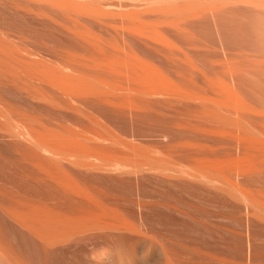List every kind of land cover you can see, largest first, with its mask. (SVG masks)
I'll return each instance as SVG.
<instances>
[{
  "label": "rangeland",
  "instance_id": "obj_1",
  "mask_svg": "<svg viewBox=\"0 0 264 264\" xmlns=\"http://www.w3.org/2000/svg\"><path fill=\"white\" fill-rule=\"evenodd\" d=\"M0 1H1V0H0ZM4 1H5V3H4ZM11 1H12V0H11ZM11 1H9V2H11ZM13 1H14L13 4H14V5L16 4V5H17V8H16V7H13V8H12V7H11L12 4L9 3V2H7L6 0H3V1L0 2V3L2 4V5L0 4V30H1V29L3 30V28H4V32L1 30V31L3 32V34H4V33L6 34V31H8V30H9L10 32H11V30H13V31L11 32V34H10L9 32L7 33L6 38L9 37L8 34H10L11 36H13V33H14V32H15V33L18 32L17 34L14 33V34L17 35V36H15V35H14L13 37L10 36L11 38H10V37H9V38L11 39V41L9 40V41H10V43H9L8 40L5 38V35L3 36L1 31H0V33H1L2 37H4V39L7 40V42L5 41V42H6V45H7L8 43H9V45H11V43L13 42V45H11V46H15V45H14V42H16L15 40H17V43H18V44L21 43V44H19V45H21V48H23V47H22L23 45H25L26 47H28V49H25V50H27V52H30V54H31V50H33L34 48L37 49V50H36V51H35V49L33 50V51H34V52H33L34 55H32V54H33V53H32L31 56H30V54H29V56H27V55H26L27 53H26L23 49H21L19 45H17V46L19 47V50H17V53H16V50L14 49V47H13L11 50H9L11 47L9 46V48H7L8 45L6 46V45L3 43V44H4V48H7V50L5 49V50H6L5 52H8V53H7V54L4 53V48H3V47H0V52H1V53H0V57L2 56V54H4V55H3V58H5L6 56H8V58L10 59V58H11V57H10V56H11L10 54L13 53L12 56H15V59L18 58L17 60H19V62H18L17 60H15L14 57L11 58V60L8 59V61H7V59H3V58L1 59V58H0L1 62L3 61L2 63H0V69H1V70H2L3 68H5L6 65H7L8 67L11 65L10 67H12L13 69H15V71H17L16 68H18V67H16V66H18V63H20L21 60H25L24 62L22 61L23 64L20 63L21 65H19L20 67H22V66L24 65V63L26 62V58H28V59H27L28 61H29V58H31V59H30L31 62H29V63H31V65L28 63V61L26 62V64H28V66H29V65L32 66V61L34 60L33 63H35L36 61L39 62L40 59H39V61H38L37 59L40 58V57L42 58L43 55H47V56L50 55V56H48V57H47V56H44V59H45V57H47L46 59H49V57H50V58H51V61H52V64L54 63V61H59V62H55V63H56V67H57V65H58L57 63L60 64V61H61V60H62L63 63H64V61H65L64 59H65V58L67 57V55H68V54H66V53H68V50H69V51L71 50L70 52L73 51V52H72L73 54H71V55H73L74 58L77 57V56L74 55V54L77 53V52H81V53H77V54H80V55H84V54H85L84 57L87 56V55H88L87 57H89V56H90L89 54H90L91 52H93V53L95 52V54H94L95 56H93V53H91L92 59H93L94 57H96V59H97V61H98V63H99L100 61H99L98 59L101 60L102 56H104V55H105L104 57H105V59H106V56H107V58H109V57L111 56L112 53H113V55H114V54H116V55H117V54H120V51H119L118 53H116L115 51H117V50H116V49H113L116 45L113 46V43H114V42H112V41L110 42V43H111L110 45L108 44L107 48H104V47H106V45H107V44H105V43L109 42L110 39H112V38L114 37L113 35H114L115 33H117V35H116L117 39H124V38L127 39V40L124 39V41H123V40H119V41L117 40L118 43L120 42V46H121V41H122V44H123L122 46H125V47H126V46H127V42H128V40H129L130 42H132V43H131V44H132V47H129V48L132 49V48H134V47L136 46L137 48L135 47L136 49H134V51L136 50V51H135L136 54L139 52V53H138V56H140V54L143 53L142 57H140V58H142V59H146V58H143V56H144V57H147V60L152 59V61H154V64H158V65H159V62H160V67H161V68H164L163 70L161 69L162 71L166 70V68H167L168 71H169V70L172 71V73H170V72H168V71H166L165 73L168 72L167 74H169V77L171 76V78H170L171 80L173 79L172 76L174 77L175 80H177L176 82L174 81V83L172 82L174 85H176V87L182 88V87L185 86V88H186L187 82H188V83L190 82L188 85L190 86V84H191L192 87L190 86L191 90H190L189 88H188V89H189L190 91H192V92H193V91H194V92H195V91L197 92V91H199V90L202 91V90L199 88V85H200V84H205V85L202 86V87H201V85H200V87L204 89L205 86H208V87H206V88H209L210 85H211V87H212V86L214 85V83L212 82V84H211V81H213V79L210 80V82H209V79L205 76L206 74H205V75H202L201 72H198V71H200V70L197 69V67L200 68V67H199V66H200V63L197 62L196 59H197V60L199 59L200 62H201L202 59H203V61L201 62V63L203 64V62L206 63L205 60L208 58V59H207V63L205 64V66L207 67V65H210V66H209V67H210L209 70H211V71L208 70L209 67L206 68V67L203 66V65H201V66H203V68L201 67V70H202V69L204 70V68H205V70H206V72L204 71L205 73H209V72H210L213 76H215V75H217V74L219 75V74H221V73L224 75V73L221 72V70L225 69L226 65L228 64L227 62L230 61V60L227 61V57H228V59H229V58L232 56L233 59H235V60L231 59V60H233V62H235L236 60H237V61L239 60V59H237L238 56H237V57H234V56H235V54H236V55H239V56H240L241 54H244L243 52L241 53L242 48H244L243 51L246 52V55H243V56L241 55V56H242V57L240 56L241 58L247 56V52H249V55H248L247 57H250V58L253 56V53H255V55L261 56V58L264 57V55H263V50H264V46H263V45H264V44H262L263 48L260 47V45H259V44L261 43V41L264 39V37H263L264 30H263V33L261 32V31H262L261 28L264 29V27H262V26L260 27V25L264 22V11H263V13H262L261 9L259 8L260 6L258 7V8L260 9V10H259L257 7H255L256 5L253 6V4H252V3L250 4L249 2H247V3H249L251 6L255 7L257 10H256V9H252L251 6H248L249 4H248L247 6H245V7H244L243 5H242V7H240V6H241L240 3H239V5H238V2H237L236 0H234V1H235V4H237V6L232 5V6H234V7L231 8L232 10H230V7H231L230 4H231V3H229V5H228V3H227L228 6H226V3H225V7H226V9H227V10L229 9L230 11H229V10L227 11V10L225 9V11L227 12V13H226L225 11H223V10H224V9H223V10H222L223 12H222V11H221V9H222L221 7L224 6V5H223L224 0H222V1H223L222 3H221V0H220V5L222 4L221 7L218 8V9H215V11L217 10V12L219 11V13H215V12H214V9L212 8V7H215L214 4H213V3H215L214 0H211V1H213V2H212L213 5H209L208 3H206V4H208L211 8H210V7L208 8V5H206L205 2H204V1L207 2L208 0H203L205 6H204V4H203V7H202V8H203L205 11H204L202 8H197L198 11H199L200 9H202V10H201V13H202L203 11H204V13H205V12L209 11L210 9H211V10L213 9V10H212L213 13H214L213 15H215V14H220V12H221L220 15H223L225 18H223V17L220 18V15H217V16L219 17L218 19H215V18H217V16H216V17L214 16V18H212V16H211V15H212V14H211L212 12L209 11L210 14H208V13H207V14L210 15L211 17H209V16H207V17L210 18V19H212V22H211L210 19H209V20H207V19L205 20V18H207V17H202L203 14H201V17L203 18L202 20H203V21H206V22H203V21H202V24H205V23H206V26H205V25H202V24L200 23V27H199L198 29H197V27L199 26V22H201V20H200V17H199L200 12L198 13V11H197L196 9H195V13H194V14L197 15L198 17H195L193 14H192V15H193L194 17H192L191 13H192V11L194 12V9H191V13H189L190 15H189L188 12H187L188 10L186 11L187 13H186V12L182 13V14H181V17H180L179 15H176L178 18H181L180 21L182 20V18H183V16H184L185 13L188 14L189 16H191V17L194 19V21H191V20H193V19H190L191 17H189L188 15H187V16L185 15L184 18H183V20H185V18L188 17V18H187V23H186L185 21H184V23H182V22H180V21L177 20V21L180 22L182 25H181V24H178V22L175 21V20H176L175 17H174L175 19H173V18L171 19V20H172V23L175 21L176 24L180 25L179 27H183V26H184L183 28H185V26H186V27L189 26V27H187V29L185 28L186 31L184 30V31L186 32V34H189L188 36H186V35L184 36V37H186V38H185V41H186V42L189 41V42H187V43L184 41V38H183V35H182L183 32H184L183 29L180 28L183 32H179V31H181V30H180V29H177L178 27H176V29H177V30H176V29H175V24H173L174 26L171 25V26L174 27V28H171V26H170V24H172L171 22H170L169 25H168V22H169L170 19H168L167 25H168L171 29H173L172 31H171V29H170V31L168 30L169 28L166 26V23H164L165 25L162 24V25H163V28H165L164 26H166V28H165V29L162 28V31H161V32H165L166 35L168 34L167 36H169V39H170V37L172 38L171 40H173V41H172L173 43H174V40L177 39L176 37H178L177 41H175L176 43H179L178 49H179V47H180V48H181V47H182V48L184 47V48L182 49V50H184V49L186 48V45H184V44H190V45H187V46H192V48H193L194 45L199 44V42H200V43L203 42V43H201L202 45L199 44V46H203V45L205 46V47H203V49L206 48V46H208V45H206V44H210V45L212 44L213 46L215 45L216 42H217L216 45L219 44V46H218V45H217V46L220 47L221 51L218 49V50H219L218 52L216 51L217 49L215 50V48H213L212 45H211V47H212L214 50L210 49V45L208 46L209 49L212 51L211 54L208 53V52L210 51L209 49L207 50L208 47L206 48V50H205V49H204V50H203V49H202V50L200 49L198 54H194V52H196V51L198 50V48H197L196 46H195V47H196L197 49L194 47V49H193L194 51H193L192 48H191V50H190L191 52H190V53H189V52H186V54H187V53H189V55L192 54V57L195 55V56H196V57L194 56V57L196 58L195 61H196V63H199V65L196 64L195 61L193 60L194 58L191 57V59H192V60L194 61V63L197 65V66H195V67L192 65L193 67H191V62H190L191 59H190V60H188V59H187V60H184V59H186V57H184L185 55H183L182 53H184L185 51H182V52H181V51H178V52H179L178 55H179V57H181V58L184 57V59H182V61H183V60H184V61H188L187 63H185L186 65H184V63H183L184 61H183L182 64H181V58L179 59V57L177 56V53H178L177 51H176V54H173V53H169V52H170L169 49H165V50L162 49V50H163V51H162V50L160 49V47H159V49L161 50L160 52H161L162 54H165V53H166L165 56H168V57H169V56H171V57L173 56L174 59H175V55H176V58H177L178 60L175 59V62H177V61H178V62L175 63L176 65H174V64H173V63H174V60L172 59L173 62H171V61H172V60H171V57H169L171 61H170V60L168 61V60H167L164 56H162V55H161V57L158 59L157 57L160 56V54H161L160 52L158 53L159 50H157L158 48H156V47H158V46L149 43V41L147 42V40H145V39H143V38H142V40H144V42L141 43V41H142V40H140L141 37L137 36L136 34H135L136 36H134V35H133V34H134L133 32H129V31H125V30H121V29H119V34H118V28L121 26L122 22H123V25H122V26L125 25V24H124L125 22H124L123 20L126 19V18L123 19V17H125V16H122V14H121V8H122V7L124 8V6H125V9H126V7H129V8H130V7H132L133 4H137V1H139V0H137L136 3H134L135 0H133V4L131 3L132 5H129V2H128V1H131V0H127V1L125 0V1L127 2V5H124V4H126V2H125L124 0H120L121 2H120L119 0H116V1H118L117 5L121 3L120 6L118 5L117 7L114 6V5H116V3H115L116 1L113 2V3H114L113 5H112V4L109 5V4L112 3V2L109 1V2H110V3H109V2H107L108 0H107V1L104 0V1H106V2H104L103 0H100V1H103V2H104V3H103V2H99V3H102V6L105 5L107 8H110L109 6H112V7L114 6V7L118 8V9H114V8L109 9V13H113V11H115V10H116V11H117V10H118V11L120 10V11H119L120 13H118L119 16H117V17H122V18L119 19L120 22L122 21L120 24H119V22H118V18H117V17H116L117 19L114 20V19H115V16H114V15H116L117 12L114 13V14H111V15L114 17V19H112V16H111V15H109V17L111 16V19H110L109 17L106 18V19H109V20H105V18H104V21H109V22H106L107 24L110 23L112 20H114V21L111 22V24H113V25H115V24H116V25H119V27H118L117 29L115 28L116 31L113 29V28L116 27V26H114L113 28H111V27L109 26V24H108V26H109V28H108V26H106V24H104V25L101 24V22L103 23V19H101V18H103V17L99 18V16H98V14H99L98 12H99L100 10H97V9H99V8H97V9H93V11H94V10L97 11L96 13H97V17H98V19H101V20H102V21L100 22L101 25L99 24L98 20H96V19H95L96 21L93 20L94 22H92V18L96 17V16L93 14V12H89V13H91L92 15H94V17H92V16L90 17V14H89L88 16H89L91 19L88 20L89 17H87L86 15L83 16V12L81 11L82 9H81L80 11L74 10L75 12L77 11V12H81V13H82V15H81V13H80V14L78 13V14H79L78 17H76L78 14H75V13H74V14H75L74 17H76L75 19L77 20V18H79L80 16H83V17H81V18L84 19L83 22L86 23V27H87V24H88L89 26H90V25H91V26L93 25V27L96 26L95 24H97L98 27L96 26V29H95V27H94V28L92 27V29H93L94 31L97 32L96 34L98 35V37L101 36V34H99V33H102V35H104L106 29L103 28V27H105V26H106V28H107L108 31H111V32H108V31H107V32L105 33V37L102 36L104 39L106 38V39H105V43H103V44H104V45H103L104 47H103V46H100V44H99V42L102 43V41H103V40H102L103 38L101 39V37H100L99 39H101L102 41H98V40H99V39H98V40H97L98 42H97L96 39H97L98 37L95 38L96 36L92 38L91 35H90V36L87 35L86 37H87L88 39H85V40H84L85 37L83 38L82 36H79V35H78V33H77L76 30H75L76 28L74 27V26L77 25V24H76L77 21L75 20V22L73 21L74 23H72L71 21H72L73 19H72V20H71V19L68 20V18H69V17H73V16H69V15L67 14V15H68V17H67L66 14L63 15V14L66 12L65 9L67 8V6H66V8H64V7H65V5H64L63 8H64L65 11L63 10L64 13H62V12H60V11H61L60 8L62 7V6L60 7V5H62L61 3H60V5H58L60 8H58V7H57V8H56V7L54 8L53 3H54L55 0H51V1H53V2H52V5H50V6H49V3H50L51 1H50L49 3H48L49 0L47 1L48 8H47V6H46L47 4H45V0H44V2H43V3H44L43 5L41 4L42 2L39 3V1H36V2H37V3H36L34 0H33L34 2L31 1V0H25V1H24V0H18L19 2L22 1V5H20V4L18 3V1H16L17 3L15 2V0H13ZM29 1H30V2H29ZM40 1H41V0H40ZM42 1H43V0H42ZM58 1H59V0H58ZM64 1H65V0H64ZM64 1H62V2H64ZM75 1H77V0H74V2L71 1L70 3H78L80 0H79L78 2H75ZM85 1H87V2H85ZM85 1L82 3V4L85 3V6H88V1H89V3H91V4L93 3V2H90V1H92V0H85ZM94 1H97V0H94ZM111 1H112V0H111ZM122 1H124V2H123L124 4L122 3ZM141 1H143V0H141ZM181 1L184 2V3H185V2L187 3L188 0H187V1H183V0H181ZM198 1H199V0H198ZM198 1L196 0L194 3L198 2ZM209 1H210V0H209ZM215 1H216V0H215ZM218 1H219V0H217V2H218ZM226 1L228 2L229 0H226ZM234 1H233V2H234ZM238 1H239V0H238ZM242 1H243V0H242ZM250 1H252V0H250ZM257 1H258V2H257ZM257 1L253 0V2H257V4H258L259 2H260L259 4L264 3V0H262V1H261V0H260V1L257 0ZM25 2H26L27 4H26ZM32 2H33V3H32ZM60 2H61V1H60ZM66 2H67V1H66ZM68 2H69V1H68ZM156 2L158 3V1H156ZM156 2H154L153 5H151L150 3H149L148 5H149V6L151 5V7H152V6H155V5H156ZM165 2H167L166 5L169 7V3H168L169 1H164V3H165ZM172 2L174 3V1H171L170 3H172ZM178 2H180V0H179ZM189 2H190V4L192 3V5H194L193 0H192V2H191V1H188V3H189ZM229 2H232V0L229 1ZM236 2H237V3H236ZM6 3H7V5H6ZM34 3H35L36 5H34ZM70 3H68V4H70ZM107 3H109V4L107 5ZM142 3H143V2H142ZM142 3H141V5H140L139 2H138L137 8H136V9L138 10V8H142V5H143L144 7H146V8H142L143 10L141 9V10L138 11L140 16H141L140 12L145 11V10H150V9H148V7L146 6V4L144 5V3H143V4H142ZM145 3H147V2H145ZM159 3H160V1H159ZM162 3H163V2L161 1V4H159V7H161ZM164 3H163V4H164ZM173 3H172V4H173ZM176 3H177V2H176ZM184 3H177V4H180V5H183V6L185 5L186 7H185V6H184V7L187 9V5H188V3H187V4H184ZM218 3H219V2H218ZM218 3H217L216 5H218ZM3 4H5V5L3 6ZM24 4L27 5V7H25ZM32 4H33V5H32ZM50 4H51V3H50ZM57 4H59V2H58ZM63 4H64V3H63ZM78 4H79V3H78ZM80 4H81V2H80ZM80 4H79V5H80ZM97 4H98L97 2H94L92 5H90V4H89V5H90V7L95 6V7H92V8H96V5H97ZM154 4H155V5H154ZM172 4H170V5L173 7ZM190 4L188 5V7H190ZM201 4H202V3H201ZM210 4H211V3H210ZM255 4H256V3H255ZM10 5H11V6H10ZM14 5H13V6H14ZM18 5H19V6H18ZM23 5H24V6H23ZM28 5H29L30 7H29ZM37 5H38V6H37ZM39 5H41V6H39ZM73 5H74V4H73ZM98 5H99V4H98ZM121 5H123V6L121 7ZM157 5H158V4H157ZM157 5H156V6H157ZM164 5H165V4H164ZM195 5H197V3H196ZM198 5H200V4H198ZM220 5H219V6H220ZM244 5H246V3H245ZM2 6H3V7H2ZM6 6H8V7H6ZM31 6H35V7H34V10L37 12V14H36L35 12H33V13H34L36 16L39 14V12H38L39 9H40L41 12H42V10H43V12H44L45 9H46V11L49 10V11H47L48 14H46V13L43 14L44 17H45V14H46V16H48V17H45V18L43 17L44 20H43V18H38V16L35 17V15L32 13V11H34V10L30 11L31 8L33 9V7H31ZM43 6H45V7H43ZM55 6H56V5H55ZM71 6H72V5H71ZM75 6H76V5H74V7H73V6H72V7L75 9ZM77 6H78V5H77ZM77 6H76V7H77ZM80 6L82 7V5H80ZM99 6L101 7V4H100ZM99 6H97V7H99ZM105 6H103V7H105ZM139 6H140V7H139ZM177 6H178V5H176L175 7H177ZM206 6H207V7H206ZM219 6H218V7H219ZM257 6H258V5H257ZM21 7H23V9H24V8H25V9H24V10H21ZM36 7H37V8L40 7V8L37 9ZM49 7H50V8H49ZM78 7H79V6H78ZM103 7H101L100 9L102 10ZM135 7H136V5H135ZM135 7L133 6V8H135ZM151 7H150V8H151ZM159 7H157V9H158ZM162 7H163V6H162ZM172 7H169V8H172ZM175 7H173V8H175ZM194 7H195V6H194ZM225 7H223V8H225ZM235 7H237V8L235 9ZM246 7H247V8H246ZM249 7H250V8H249ZM261 7H262V5H261ZM4 8H5V9H4ZM10 8H11L12 10H14V9H15V10H14V11H11ZM19 8H20V9H19ZM26 8H27V9L30 8V9L27 10ZM41 8H43V9H41ZM69 8H70V5H69ZM73 8H72V9H73ZM79 8H80V7H79ZM79 8H78V9H79ZM85 8H86V12H87V11H88L87 8H89V6H88V7H85ZM85 8H83V9H85ZM107 8H106V9L103 8V9H104V10H108ZM123 8H122V10H123ZM133 8H131V9H133ZM191 8H193V7H191ZM195 8H196V7H195ZM207 8H208V9H207ZM233 8H234V9H233ZM240 8H241V9H240ZM17 9H18L19 11H21V12H19ZM57 9H60V10L57 11ZM153 9L157 11V9H156L155 7H153ZM160 9H161V8L158 9V13H159L160 11H162V10H160ZM162 9H164V7H163ZM165 9H166V6H165ZM165 9H164V10H165ZM188 9H190V8H188ZM238 9H239V10H238ZM262 9L264 10V5H263V8H262ZM16 10H17V11H16ZM25 10H26V11H25ZM53 10H54V11H53ZM55 10H56V11H55ZM69 10H71V8H70ZM91 10H92V9L89 8V11H91ZM104 10L102 11L103 13L105 12ZM137 10H136V12H137ZM154 10L149 11V12H148V11H145V12L143 13V14H145V16H147L146 14L150 13V17H148L149 15L147 16V17H148L147 20L149 19L148 21L153 22V21H155V20L158 19L157 16H159V15H158V13H156V11H154ZM159 10H160V11H159ZM242 10H243V11H242ZM28 11H30V12H28ZM71 11H72V10H71ZM71 11L68 12V9H67V12H66V13H71ZM84 11H85V10H84ZM110 11H111V12H110ZM126 11L130 12L128 9H127ZM126 11L124 10L125 13H127ZM153 11L155 12L154 14H157L156 16H155L154 14H151V12H153ZM189 11H190V10H189ZM258 11H259V12H258ZM10 12H11V14H10ZM26 12H28V13L26 14ZM41 12H40L41 15H39L40 17L43 16ZM54 12H55V13L59 12V13H57V15H58V14H59V15H58V16H57V15H54V14H53ZM122 12H123V11H122ZM132 12H133V13H132ZM132 12H131L132 14L135 13L134 9L132 10ZM138 12H137V13H138ZM146 12H147V13H146ZM180 12H182V11H180ZM196 12H197L198 14H196ZM19 13H21V15H20ZM24 13H25V14H24ZM60 13H62V14H60ZM87 13H88V12H87ZM87 13H84V14H87ZM105 13H106V14H105L104 17L107 16L108 11H106ZM131 13H128V14H131ZM222 13H223V14H222ZM14 14H15V15H14ZM17 14H18V15H17ZM71 14L74 15L73 13H71ZM71 14H70V15H71ZM178 14H180V13H178ZM207 14H206V15H207ZM23 15H24V16H23ZM25 15H26V16H25ZM31 15H32V16H31ZM51 15H52L53 17L56 16V17H57V20H59V18H60L59 21L56 20V21L58 22V24H59L60 21H63L64 19H66V21L68 20V22H71L72 24H70V23H68V22H65V24H63V23H64V21H63V23H62L61 25H62V26L65 25V26H66V24L68 23V26H69V24H70L71 26H69V27H72V28H68V26H66L65 28L70 29V31L73 30V31L76 33V35H78V36H75V37H80L81 40H80L79 38H76V40H75L74 35L71 34V33H74V32H72V31H71V32H68V30L66 31V29L64 30V28H62V26H60V24L58 25V24L56 23V24L58 25V26H56V24L53 22L55 19H53V17H51ZM61 15H63V16H61ZM101 15H103V14L100 13V16H101ZM182 15H183V16H182ZM225 15H226V16H225ZM229 15H230V16H229ZM15 16H16V17H15ZM22 16H23V17H22ZM33 16H34V17H33ZM65 16H66L67 18H65ZM85 16H86L87 19L85 18ZM130 16H131V15H130ZM130 16H129V17H130ZM140 16H138L139 18H137V19H140ZM143 16H144V15H142V17H143ZM145 16L143 17L144 19H146ZM151 16H152L153 20H152ZM203 16H205V15H203ZM32 17H33V18H32ZM49 17H51L52 20H50ZM62 17L64 18L63 20L61 19ZM132 17H134V16H132ZM132 17H130V20L132 19ZM142 17H141L140 21L142 20ZM161 17H164V16H161V15H160V18H161ZM17 18H18V19H17ZM35 18H36V19H35ZM46 18H47V19H46ZM54 18H55V17H54ZM81 18H79V19L82 21ZM134 18H136V17H134ZM134 18H133V19H134ZM154 18H157V19H154ZM167 18H168V17H167ZM169 18H170V17H169ZM196 18H199V21H198V19H196ZM259 18H260V19H259ZM3 19H4V20H3ZM40 19H41V20H40ZM48 19H49V20H48ZM79 19H78V20H79ZM121 19H122V20H121ZM144 19H143V20H144ZM165 19H166V18H165ZM189 19H190V22H188ZM195 19H196V22H198V25H196L197 23L195 22ZM213 19H215V22L213 21ZM220 19H221V20H220ZM222 19H223V20H222ZM253 19H254V20H253ZM39 20L41 21V23H40ZM42 20H43V21H42ZM70 20H71V21H70ZM159 20H160V19H159ZM159 20H158V21H159ZM173 20H174V21H173ZM183 20H182V21H183ZM250 20H251V21H250ZM6 21H7V22H6ZM89 21H90V22H89ZM99 21H100V20H99ZM116 21H117V22H116ZM125 21L127 22V21H129V20L126 19ZM158 21H157V22H158ZM161 21L164 22V20H161ZM166 21H167V19L165 20V22H166ZM219 21H223V22H219ZM254 21H257V22L254 23ZM260 21H261L262 23H261ZM11 22H13V23H11ZM31 22H32V23H31ZM35 22H36V23H35ZM51 22H52V24H51ZM95 22H96V23H95ZM142 22H143V21H142ZM145 22H146V21H145ZM191 22H192V23H191ZM193 22H195L196 24L193 23ZM216 22H217L216 25H212V24H215ZM225 22H226V24H225ZM234 22L237 23V24H235ZM250 22H251V23H250ZM259 22H260L261 24L258 25ZM8 23H9V24H8ZM17 23H18V24H17ZM22 23H23V24H22ZM24 23H25V25H24ZM34 23H35V24H34ZM43 23H44V24L47 23V24L44 25ZM79 23H80V22H79ZM79 23H78V25L80 26L79 28H81V26H82L83 29L86 28V27L83 26L84 23H82L83 25H81V23H80V24H79ZM218 23H221V24L223 23V25H222V26H221V25H218ZM14 24H16V25H14ZM30 24H31V25H30ZM74 24H75V25H74ZM143 24L145 25V23H143ZM147 24H148V23H147ZM152 24H153V23H152ZM156 24H157V23H156ZM156 24H155V22H154L153 25H156ZM191 24H192V25H191ZM224 24H225V26H224ZM249 24H250V25H249ZM3 25H4V26H3ZM33 25H34V26L37 25V26H36L35 28H33ZM50 25H53V26H51L52 28L50 27ZM73 25H74V26H73ZM78 25H77V26H78ZM148 25H149V24H148ZM148 25H147V26H148ZM159 25H160V24H159ZM194 25H196V26H194ZM240 25H241V26H240ZM244 25H245V26H244ZM257 25L260 27V29H258ZM7 26H9V27H7ZM16 26H17V27H16ZM20 26H21V27H20ZM23 26H24V27H23ZM54 26H55V28H54ZM77 26H76V27H77ZM89 26H88V27H89ZM122 26H121V28H122ZM149 26H152V25H149ZM157 26H158V25H157ZM160 26H161V25H160ZM191 26H194V28L191 29ZM212 26L215 27V28H212ZM218 26H220L221 28H219ZM242 26H243V27H242ZM248 26H250V27H248ZM252 26H253V27L256 26L255 29L252 28ZM10 27H11V28H10ZM18 27H20V28L22 29V31H21V29L18 28ZM56 27H58V28H56ZM63 27H64V26H63ZM100 27H101V29L103 28L102 31H104V33L101 31V29L98 30V28H100ZM161 27H162V26H161ZM202 27H203V28H202ZM222 27H223V29L225 28V29H224L225 32L223 31ZM238 27H239V28H238ZM48 28H49V29H48ZM73 28H74V29H73ZM79 28H77V29H79ZM90 28H91V27H90ZM90 28H86V30H87V29H90ZM145 28H146V27H145ZM157 28H160V27L158 26ZM195 28H196V30H197L200 34H199V33H196V30H194L193 32L191 31V30H193V29H195ZM200 28H201V30H200ZM218 28H219V30H221V31H223V32H221V31H219V30H216V29H218ZM241 28H242V31H241ZM256 28H257V29H256ZM5 29H6V31H5ZM7 29H8V30H7ZM16 29H17V30H20V31H16ZM52 29H53V31H52ZM56 29H58V30H56ZM60 29H61L62 31H61ZM92 29H91V30H92ZM149 29H150V28H148L147 30H149ZM174 29H175V30H174ZM188 29H190V31H189ZM238 29H239L240 31H238ZM247 29H248V30H247ZM253 29H254L255 31L257 30L256 33L253 32V33H254V34H253L254 36L258 34L259 38L262 37L261 39H259V38L255 39V40H259V41H260L259 43L256 42V43H255L256 45L253 44V42H255V41H254V36H253L252 34H250V33H252L251 31H252ZM25 30H27V31L29 30V31H28L29 34H28L27 31H25ZM31 30H32V31H31ZM55 30H56V31H59V30H60L61 32H56ZM81 30H82V29H79V31H81ZM112 30H113V31H112ZM158 30H159V29H158ZM163 30H164V31H163ZM178 30H179V31H178ZM213 30H215V31H213ZM245 30H246L247 32H246ZM259 30H260V31H259ZM88 31H89V30H88ZM94 31H93V32L90 31V32H92V34L94 35V34H95ZM100 31H101V32H100ZM120 31H121V32H120ZM159 31H160V30H159ZM167 31H168L169 33H170V32H171V33L169 34ZM187 31H189L190 33H189V32L187 33ZM217 31H219L223 36L225 35L224 37H227V38H223V37L221 36V34L219 33L220 36L223 38V40H222L223 42H225V41L227 40V42L223 43V44L225 45V46L223 45L224 47H223V46L221 47V45H222V44H221V43H222V42H221V39H222V38H219L220 36H219V37L217 36ZM22 32H23V34H20V33H22ZM25 32H26V33H25ZM34 32H35V33H34ZM64 32H65V33H64ZM82 32H83V31H82ZM125 32H126V33H125ZM172 32H173V33H172ZM175 32H178V33H176V34H178V35H176ZM191 32L194 33V34H196V35L198 34V36L201 35V36H200L201 38L199 37L198 40H193V37H194L195 35H194V34L190 35ZM236 32H237V33H236ZM239 32L242 33V34L240 35ZM257 32H258V33H257ZM260 32L262 33V36H260V34H259ZM32 33H33V34H32ZM36 33H37V34H36ZM53 33H54L55 35H54ZM60 33H61V35H60ZM66 33L69 34V35L71 34V35H70V36H67ZM88 33H89V32H88ZM107 33H108V34H107ZM111 33H112V34H111ZM127 33H128V34H127ZM223 33H224V34H223ZM238 33H239V34H238ZM243 33H244V34H243ZM62 34H63V35H62ZM85 34H87V32H86ZM120 34H122V35L125 34V36H123L124 38L122 37V35L120 36ZM165 34H164V35H165ZM173 34H174V35H173ZM179 34H181V35H179ZM219 34H218V35H219ZM229 34H230V35H229ZM236 34H237V35H236ZM245 34H246V35H245ZM1 35H0V38H1ZM18 35L23 36V37H24V35H25V36L27 35L26 38H28L29 40L32 39V40H31L32 43H31V41H29L28 39L23 38V37L21 38V37H19ZM29 35H30V36H29ZM72 35H73V37H72ZM107 35H108V36H107ZM109 35H110L112 38H110ZM118 35H119V36H118ZM126 35H127V37H126ZM128 35H129V36H128ZM130 35H131V36H130ZM166 35H165V36H166ZM242 35H245V36H243V38L240 39V38L242 37ZM248 35H249L250 37H249ZM65 36H67V37H65ZM88 36H89V37H88ZM106 36H107V37H106ZM133 36H134L135 38H134ZM173 36H175V37H174L175 39H173ZM181 36H182V37H181ZM189 36H190V37L193 36V37H192V41H194L193 43H192L191 40H190L191 38L188 39ZM198 36H195L196 39H197ZM238 36H239V37H238ZM247 36H248V38H247ZM17 37H19V38H18V39H14V38H17ZM29 37H30V38H29ZM52 37H53V38H52ZM90 37H91V38H90ZM108 37H109V38H108ZM116 37H114L112 40L114 41V39H115ZM121 37H122V38H121ZM180 37H181V39H180ZM195 37H194V38H195ZM237 37H238L239 39H238ZM245 37H246V38H245ZM251 37H252V38H251ZM255 37H256V36H255ZM9 38H8V39H9ZM36 38H37V39H36ZM50 38H51V39H50ZM60 38H61V39H60ZM72 38H73V39H72ZM107 38H108V41H106ZM130 38H131V39H130ZM19 39H23V40L20 41ZM24 39H26L27 42H26ZM42 39H43V40H42ZM77 39H79V41H78ZM89 39H91V40H89ZM94 39H95V40H94ZM135 39H136V41H135ZM137 39H138V40H137ZM179 39H180V42H179ZM187 39H188V40H187ZM199 39H201V40L203 39V41H200ZM225 39H226V40H225ZM1 40H2V38H1ZM12 40H13V41H12ZM36 40H38V43H36L38 46L35 44V41H36ZM41 40L44 41V42H43L44 44L42 43ZM53 40H54V41H53ZM56 40L58 41V44L56 43V42H57ZM62 40H63V42H62ZM69 40L72 41V42H70ZM73 40H74V41H73ZM92 40H94V42L96 41L97 43L90 42V41H92ZM181 40H182V41H181ZM218 40H219V41H218ZM224 40H225V41H224ZM236 40H237V41H236ZM238 40H239V42H240V41H244V42H245V43H244V42H242V43L240 42L241 45L244 43V44L241 46L242 48H241V47L238 48V46H239V45H238V44H239ZM247 40H248V41H247ZM2 41H4V40H2ZM2 41H1V42H2ZM19 41H20V42H19ZM47 41H48V42H47ZM84 41H85V42H84ZM115 41H116V40H115ZM134 41H135V42H134ZM139 41H140V43H139ZM167 41H170V40H168V37H167ZM196 41H198V43H197ZM246 41H247V43H248V46H247V49H248V50L252 49L253 46L255 47V46H257V45H258V47H260V49H259L258 47H255V48L253 47L254 49H252V50H253V51L255 50L256 52H255V51H254V52L251 51V53H250V51H246V50H245V49H246L245 44L247 45ZM1 42H0V43H1ZM39 42H40V43H39ZM45 42H47L49 46H48L47 43H45ZM54 42H55V43H54ZM66 42H67V43H66ZM74 42H75V44H74ZM76 42H77V43H76ZM79 42H80V44H78ZM83 42H84V43H86V42L89 43V46H88L87 43L84 44ZM103 42H104V41H103ZM123 42H124V43H123ZM130 42H128V43H130ZM146 42H147L148 44H147ZM206 42H210V43H206ZM220 42H221V43H220ZM237 42H238V43H237ZM17 43H16V44H17ZM22 43H23V44H22ZM24 43H26L28 46H27L26 44H24ZM29 43H31V44H29ZM51 43H53V44L51 45ZM63 43H64V44H63ZM70 43H71V44H70ZM81 43H82V44H81ZM91 43H92V44H91ZM125 43H126V44H125ZM168 43H169V42H168ZM170 43H171V42H170ZM182 43H184V44H182ZM232 43H233V45H229V44H232ZM236 43H237V44H236ZM263 43H264V40H263ZM3 44H1V46H2ZM40 44H41V45H40ZM45 44L48 46V47L46 46L47 48L45 47ZM54 44H55V46H54V47H55V51L53 50V49H54V48H53V45H54ZM59 44H60V45H59ZM62 44H63V45H62ZM66 44H67V45H66ZM131 44H129L128 46H131ZM134 44H135V45H134ZM139 44H140V46H139ZM220 44H221V45H220ZM235 44L237 45L236 47L234 46ZM249 44H251V45H249ZM32 45H33V46H32ZM73 45H74V46H73ZM84 45H86V46H84ZM90 45L95 46L94 48L97 49V50H99V48L103 47L104 51H102V50H103L102 48H101L102 50H99V51L101 52L102 55L100 54V52H97V50H95V49L93 48V46L90 47ZM97 45H98V46H97ZM101 45H102V44H101ZM118 45H119V44H118ZM118 45H117V48H119ZM141 45H142V46H141ZM145 45H147V46L149 45V49H148L147 46H146L147 48H145ZM176 45H178V44H176ZM176 45L171 46V50H172ZM216 45H215V46H216ZM227 45H229V46L227 47ZM30 46H31L32 49L30 48ZM41 46H43V47H41ZM51 46H52V47H51ZM63 46H64V47H63ZM66 46H67V48H66ZM82 46H83V47H82ZM151 46H152V49H151ZM250 46H251V48L249 49ZM18 47H15V48L17 49ZM26 47H24V48H26ZM36 47H37V48H36ZM38 47H39V48H38ZM62 47L65 49V50H64L65 53L62 52V51H63V50H61ZM73 47H74V48H73ZM79 47H80V48H79ZM81 47H82V48H81ZM84 47H85V49H84ZM97 47H98V48H97ZM108 47H111V48H108ZM138 47H142V48H141V49H140V48L138 49ZM172 47H173V48H172ZM176 47H177V46H176ZM218 47H217V48H218ZM226 47H227V48H226ZM233 47H235V48H233ZM29 48H30V49H29ZM75 48H76L77 50H76ZM87 48H88V49L90 48V51H88ZM120 48H121V47H120ZM120 48H119V49H120ZM201 48H202V47H201ZM223 48H224V50H222ZM228 48H229L230 50L233 49V50H232L233 52L230 51ZM240 48H241V50H240ZM257 48H258L259 50L262 49L261 51H262V55H263V57H262L261 54L259 55V53H260L261 51L258 50L259 52H257ZM20 49L23 50L22 55H23L24 53H26V54H24V55H25V56H24L25 59H23V56H22V59H21V56H20V55H21V54H20L21 51H20ZM44 49H45L46 51H45ZM47 49L50 50V53H48L49 50H47ZM56 49H58V50H56ZM66 49H67V50H66ZM73 49H74V50H73ZM80 49H81L82 51H80ZM91 49H93V51H91ZM106 49H108V50H109L108 52H110V53H111V51H112V53L109 54V55H107L108 52L106 51L107 53L105 54V50H106ZM124 49H126L125 51H128V50H129L128 48H124ZM124 49H122V51H123ZM131 49H130L128 52H131ZM137 49H138V50H137ZM144 49H146V50H144ZM147 49H148V50H147ZM150 49H151L152 51H151ZM178 49H175V50H178ZM187 49H189V47L186 48V51H188ZM237 49H239V50H237ZM8 50H9V51H8ZM12 50H13V52H11ZM14 50H15V51H14ZM28 50H29V51H28ZM42 50H43V51H42ZM59 50H60V51H59ZM84 50H85V51H84ZM113 50H115V51H113ZM141 50H142V51H141ZM156 50H157V52H156ZM175 50H172V51L175 52ZM195 50H196V51H195ZM226 50L229 51V54H230V53H232V54H230V56H229L228 53H224ZM234 50H237V51L239 52V54H237V53L233 54L234 52H237V51H234ZM18 51H20V52H18ZM38 51H40V53H42L43 55L40 54V53H38ZM41 51H42V52H41ZM53 51H54V53H53ZM57 51H58V52H57ZM75 51H76V52H75ZM132 51H133V49H132ZM147 51H148V52L151 51V52H150V53H147ZM215 51H216V52H215ZM227 51H226V52H227ZM10 52H11V53H10ZM35 52H36V56L40 54V57L37 56V59H35V58H36V56H35ZM44 52H45V53H44ZM56 52H57V53H56ZM59 52H60V53H59ZM70 52H69V53H70ZM88 52H89V53H88ZM102 52H103V53H102ZM123 52H124V51H123ZM135 52H134V54H135ZM192 52H193V53H192ZM197 52H198V51H197ZM252 52H253V53H252ZM14 53L19 54L21 60L19 59L18 56L16 57V55H15ZM47 53H48V54H47ZM51 53H52L53 56L51 55ZM58 53H59V54H58ZM61 53H62V54H65L66 57H65V56L63 57ZM82 53H83V54H82ZM87 53H88V54H87ZM98 53H99V54H98ZM131 53H132V52H131ZM156 53L159 54V55H156ZM167 53H168L169 55H168ZM202 53H203V55H202ZM205 53H206V54H205ZM214 53H216V54H214ZM240 53H241V54H240ZM256 53H257V54H256ZM97 54H98V56L101 55V56H99L100 58L97 56ZM170 54H172V55H170ZM184 54H185V53H184ZM193 54H194V55H193ZM212 54H213L214 56H213ZM217 54L220 55V57H221V58L219 57L220 59H222V57H223V59H224V58H225V55H226V58L224 59V61L226 60L227 62L225 61V62H226V63H225L224 61H222V64H223V62H224V64H226L225 67H224V65H222L223 67L221 66V62H219L220 59H219V61H218V65L220 64V66H218V65H216V64L214 63V64H215V67H212L213 64H211L212 62L210 63V61H211L210 58H212V56H213V58H214V57H215V58H218L219 55H217ZM41 55H42V56H41ZM55 55H58V56L60 55V56L63 57L64 59H60V58H61L60 56H59V57H58V56L56 57ZM151 55H152V56L154 55V56H153L154 58H153V57H152V58H149ZM187 55H188V54H187ZM198 55H199V56H198ZM204 55H205V56H204ZM216 55H217V56H216ZM221 55H223V56H221ZM251 55H252V56H251ZM255 55L253 56V58L256 57V59H259V57L255 56ZM4 56H5V57H4ZM33 56L35 57L34 59H32ZM73 56H72V57H73ZM91 56H90V58H89L90 60H91ZM108 56H109V57H108ZM202 56H204V57H202ZM70 57H71V56L69 55V57H67V60H69ZM78 57H79V59H78ZM78 57H77L78 61L80 60V61H81V64H82V62H83V63H84L83 66L85 67V66H86V63H85L86 61H84L85 59L82 60V59L80 58L79 55H78ZM84 57H82V58H84ZM97 57H98V58H97ZM113 57H114V56H111V58H113ZM168 57H167V58H168ZM232 57H231V58H232ZM6 58H7V57H6ZM148 58H149V59H148ZM162 58H163V59H162ZM164 58H165V59H164ZM187 58H188V57H187ZM204 58H205V59H204ZM213 58H212V59H213ZM241 58H240V59H241ZM245 58H246V57H245ZM250 58H249V59H250ZM261 58H260L259 60H261ZM46 59L44 60L45 63H47ZM89 59H86V60L89 61ZM161 59H162V60H161ZM249 59L246 58V59H245L246 62H244V61H245L244 59H242V60H244V61H239V62H243V63H240V66H242V67L244 66L245 68L242 69V70H245L246 72L249 71V69H250L249 67H250L252 64H253V66H256V64H257V63L254 64V62H255L256 59H254L253 62L251 61L252 64L250 63ZM12 60H14L15 63H14ZM74 60H75V59H74ZM74 60H72V58H71V60H69V61H65V62H68L69 64H71L70 62H71V61H74ZM94 60H95V59H94ZM94 60H93V61H94ZM102 60H104V59L102 58ZM102 60H101V61H102ZM157 60H158V61H157ZM159 60H160V61H159ZM163 60H164V61H163ZM179 60H180V61H179ZM213 60H214V59H213ZM215 60H217V59H215ZM215 60H214V61H215ZM251 60H253V59L251 58ZM16 61H17V62H16ZM41 61L43 62V60H41ZM51 61H50V62H51ZM62 61H61V62H62ZM88 61H87V63H91V62H92V61H90V62H88ZM150 61H151V60H150ZM162 61H163L164 63H162ZM166 61H167V62H166ZM237 61H236V62H237ZM257 61H258V60H257ZM257 61H256V62H257ZM37 62L35 63L36 66H37V64L41 63V62H39V63H37ZM75 62H77V61L75 60ZM75 62H74L73 65H70V66L74 67L76 64H78V68H79V69L77 68V70L79 71V73H80V70H81V71H84V72L87 71L88 66H87V68H84L83 66L80 67L81 64H80L79 62H77V63L75 64ZM94 62H95L94 65H93L92 63H91V64L95 67L96 60H95ZM170 62H171V63H170ZM179 62H180V63H179ZM236 62H235V63H236ZM248 62L250 63V65H249V67H248L249 69H248V68L246 69V66H247L246 64H248ZM258 62H260V61H258ZM263 62H264V61H263ZM5 63H7V64H5ZM16 63H17V64H16ZM48 63H49V60H48ZM55 63H54V65H55ZM98 63H97V65H98ZM166 63H167V64H166ZM168 63H170V64H168ZM188 63H190V66H189V67L187 66V65H189ZM209 63H210V64H209ZM230 63H232V62L230 61ZM230 63L228 64L229 67H226V69L223 70L224 72L227 70V68L229 69V68L231 67V64H230ZM235 63H232V64L234 65ZM244 63H245V65H244ZM260 63H261V62H260ZM260 63H259V64H260ZM2 64H3V67H2ZM15 64H16V66L14 67ZM50 64H51V63H49L48 66H50ZM69 64L67 65V63H64V64H62V66L64 65L63 67H66V68H67V69H66V68H64V69H66V70L68 71V70H70V69H68ZM79 64H80V65H79ZM164 64H165V66L169 65V67H168V66H167V67H164V66H163ZM236 64H237V63H236ZM242 64H243V65H242ZM4 65H5V66H4ZM35 65H34V66H35ZM41 65H43V64L38 65L40 68H39L38 66H37V67L32 66L33 68H38V70H37V69H34V70L39 71V72H40V75H39L38 72H36V71H33V72H36L35 75L38 74V76H37L38 78H39V76L42 77V78L47 77V78H45V79L48 81V78H50V77L47 76V74H46V75L43 74V73H44V70H42L43 68L41 69ZM44 65H45V64H44ZM54 65H52L51 67H55ZM97 65H96V66H97ZM158 65H157V66H158ZM170 65H171L172 67H171ZM178 65H179V67H178ZM181 65L184 67V69H182L183 67H181ZM211 65H212V66H211ZM228 65H227V66H228ZM238 65H239V64H238ZM260 65H263V64H260ZM260 65H259L258 70L256 69L255 71H254L255 68H254L253 66H251V67L253 68V71H252V68H251V71H252V72H251V71L248 72V73H253V72L255 73L254 76H253V74H252V76L255 77V81H256V82H258V81H257L258 78L256 79V77L261 78V75H259V73L256 74V72H258V71L261 72ZM46 66H47V65H46ZM46 66H42V67H44V69H46V70H48V69H49V70H51V69H54V70H55V69H59V70L61 71V69L59 68V67L61 66V64H60V66H58V68H51V69H50V67L47 68ZM70 66H69V67H70ZM90 66H91V65L89 64V68H90ZM93 66H92L91 68H92L93 71H94V69H96V67L93 68ZM185 66H186V68H185ZM217 66H218V68H216ZM234 66H237V65H234ZM234 66H232L231 68L236 69V67H234ZM20 67H19V68H20ZM24 67H27V65H26V66H23V67H22L23 69H22V68L18 69V71L15 72V73L18 74V72H20L21 69H22V73H24L23 71H27V72H28V69H29L30 71L33 70V68H30V67L28 68V67H27L28 69H27V68L24 69ZM45 67H46V68H45ZM76 67H77V65H76ZM160 67L158 66L159 71H160ZM170 67H171V68H170ZM187 67H188V68H187ZM190 67H191V68H190ZM221 67H222L223 69H222ZM257 67H258V65H257ZM257 67H256V68H257ZM261 67H262V66H261ZM6 68H7V67H6ZM61 68H62V67H61ZM70 68H71V67H70ZM81 68H84V69H81ZM91 68H90V69H91ZM97 68H98V67H97ZM169 68H170V69H169ZM213 68H214L213 71H215L216 69H218V71H216L215 73L219 72V70H220V72L217 73V74H215V73L212 71ZM231 68H230V69H231ZM239 68H240V67H239ZM239 68H237V69H239ZM262 68H263V67H262ZM10 69H11V68H10ZM62 69H63V68H62ZM72 69H73V68H72ZM72 69H71V71H72L71 74L73 73L74 70H76V69H74V70H72ZM90 69H89L90 74H91V75L94 74V77L97 76V75H98V76H101V77H100V79L102 78L101 81H103V80H105L106 78L109 77L111 81H113V80L115 81L114 83H116V82L118 81L119 83H116V84H121V83H122L121 85L124 86V85H123L124 79L126 78L125 80H126V81L128 80V79H127V76H126L127 74H124V73H123V74H124V76H126V77L124 78L123 74H121L123 77L121 76L120 81H121L122 79H123V80H122V82L120 83V81H119V80L116 81V79H115V77H114V76H116V78L119 79V78H120V76H119L120 73H117V74H119V75L117 76V75H113V74H111V71H110L109 76H107V71H106V70H105V72H104V71L102 72V71H100V70H97L98 72H96V70H95V72L92 73V70H90ZM100 69H101V68H100ZM171 69H172V70H171ZM173 69H174V71H173ZM176 69H177V70H176ZM181 69H182L181 72L185 71V73H183V74H185V76H188V75L190 74V71H191V70L196 69V70H194L196 74L194 73V71H193V73H192V71H191V73H192V74H195V75H198V76H199V73H200L201 77L199 76V78H198V76H196V78H195V76H194V78H193L195 81H198V80H199V81H198L199 84L197 85V82H195L194 80H193V81H194V84L191 83L190 80H191V76L193 77V75H190V76H189L190 79H189L188 77H186V79H185V76H184V77L181 76L182 78L180 77V80H179L178 77H179V74H181V72H179V71H180ZM185 69H186V70H185ZM190 69H191V70H190ZM230 69H229V70H230ZM263 69H264V68H263ZM1 70H0V72H1V73H0V74H1L0 77H2V76H3V77H2V79L0 78V82L5 81V79H3V78L6 77L5 75H2V71H4V74L9 72L8 68H7L8 72H6V71H7L6 69H4V70H2V71H1ZM5 70H6V71H5ZM11 70H12V69H11ZM11 70H10V71H11ZM19 70H20V71H19ZM49 70H48V71H49ZM66 70L64 71V73L66 72ZM102 70H104V69H102ZM175 70H176V72H175ZM189 70H190V71H189ZM229 70H227L226 73H229V72H230ZM232 70H233V69H232ZM30 71H29V73H27V74H29V75L31 74L30 78L33 79L32 74H33L34 77H35V75H34L33 72L31 73ZM42 71H43V72H42ZM48 71H47V72H48ZM52 71H53V70H52ZM55 71H56V70H55ZM89 71H88V73H87L86 75L89 74ZM196 71H197V72H196ZM208 71H209V72H208ZM234 71H235V70H234ZM234 71H231V72L233 73ZM237 71H239V70H237ZM237 71H236V72H237ZM245 71H242V72L246 75L247 73H246ZM11 72H12V73H11ZM11 72H10L9 74H7V75H8V78L10 77V75L13 76L12 74H15V73L13 72V70H12ZM41 72H42V74H41ZM45 72H46V71H45ZM68 72H69V71H68ZM74 72H75V71H74ZM100 72H102L103 74H101ZM108 72H109V71H108ZM177 72L179 73V74H177L178 77L176 76V73H177ZM187 72H189L188 75L186 74ZM236 72H235V73H236ZM263 72H264V71H263ZM263 72L261 73L262 75H263ZM22 73H21V74H22ZM49 73H51V72L49 71ZM49 73H48V74H49ZM79 73H78V76H79ZM82 73H83V72H81V74H82ZM98 73H100V75H99ZM104 73H106V75H105ZM112 73L115 74V72H112ZM240 73H241V71L237 73V77H236V74H235V75L233 74V76H235V77H233V78H231V77H232V76L230 75L231 73H229L228 75H230V79H231V80L228 79L229 77H227L226 74H225L226 76H223V77H222V75H221V76H219L218 78L220 79V77H222V78L225 77L224 79H225L226 81L228 80L226 83H228V82L230 81V82H231V86H232V84H233V86H234L235 81L238 80L239 82L237 81V82H238L237 85H238L239 83H241V84H239L240 86L238 85V88H239V90H240V89H241V90L244 89L243 92L245 91V92H244V93H246L245 96L250 97V96L252 95V93H256V91H257V93H256V97L254 96L255 94L253 95V98H252V96H251V98H252V100H253V102H252L253 104H250V105H254V101H255V102H256V103H255L256 106L258 107V105H260L258 108H259L261 111H264V109H263L264 107H263V108H260L261 106H263V105L260 104V103H263V101H260V100H261L262 97L264 98V96H261V95H263L264 93H263V92H262V93L260 92L261 94L259 93V90H261V88H258V90H257V88H256L257 85L253 83L254 80H253L252 82H249V80H251L252 77H251V76H248V75H251V74L246 75V77H248L247 79H249V80L247 81V82H249V83H246V80H247V79H246L245 75H244V74L242 75V73H241V74H240ZM21 74H20V75H21ZM25 74H26V73H25ZM27 74H26V75H27ZM54 74H56V73H54ZM57 74L64 75L63 72H62V73H59V71H57ZM69 74H70V73H69ZM71 74H70V77L72 76ZM73 74H77V73H73ZM83 74H84V73H83ZM90 74H89V75H90ZM96 74H97V75H96ZM159 74H160L159 76L162 77V76H161V71H160ZM167 74H164V72H163V75L166 76ZM170 74H171V75H170ZM211 74H210V75H211ZM23 75H24V74L21 75L22 78H23ZM29 75H27V77H29ZM41 75H45V76H41ZM49 75H50V74H49ZM86 75H84V76H86ZM104 75H105V76H104ZM111 75H112V76H111ZM128 75H129V74H128ZM181 75H182V74H181ZM207 75H209V74H207ZM238 75H242V76H240V77H241V78L243 77L244 80L246 79L245 82L243 81V78L240 79V77H239ZM256 75H258V76H256ZM4 76H5V77H4ZM52 76H53V74H52ZM65 76H67V75H64V77H65ZM78 76H77V77H78ZM84 76H83V78H85ZM106 76H107V77H106ZM133 76H134V75H133ZM167 76H168V75H167ZM213 76H212V78H214ZM16 77H17V75H16ZM21 77L19 76L20 79L17 80V78H18V77H17V78L14 79V80H15V81L17 80V82H18L19 80H24V81H22V82H25L26 79H28L26 76L24 77V79H21ZM57 77H58V76L55 77V80H57V79H56ZM74 77L76 78V75H75ZM88 77H89V76H88ZM94 77H93V78H94ZM104 77H106V78H104ZM113 77H114V79H113ZM131 77H132V75H131ZM131 77H130V78H131ZM137 77H138V75H135V77H133L132 79H135V78H136V80H137V79H140V76H139L138 78H137ZM163 77H164V76H163ZM163 77H162V79H163ZM176 77H177V78H176ZM202 77H203V78H206L207 81H206L205 79L203 80ZM209 77H210V76H209ZM215 77L217 78V76H215ZM250 77H251V78H250ZM262 77H263V76H262ZM8 78L6 77V79H8ZM11 78H12V77H10L9 81L11 80V82H12L13 79H11ZM14 78H15V76H14ZM42 78H41V79H42ZM60 78H62V76H60ZM67 78H68V77H67ZM75 78H70V79H72V80H76ZM78 78H80V77H78ZM86 78H87V77H86ZM95 78L97 79V77H95ZM95 78H94V79L89 78V79H90L91 82H92L93 80H94V81L96 80ZM128 78H129V76H128ZM130 78H129V79H130ZM165 78H166V77H164V79H165ZM183 78H184L185 80H184ZM197 78H198V80H197ZM238 78H239V79H238ZM263 78H264V77H263ZM263 78L260 79V80H262V83H264ZM32 79L27 80L26 83H24V84L26 85L27 82L29 83V81H31ZM35 79H36V80H41L40 78L37 79L36 77H35ZM45 79H44V80L42 79L44 82H43V81H40V82H42V83H46V80H45ZM50 79H51V78H50ZM62 79H63V78H62ZM68 79H69V78H68ZM87 79H88V78H87ZM168 79H169V78H167V81H168ZM174 79H173V80H174ZM188 79H189V81H187ZM232 79H235V80H232ZM236 79H237V80H236ZM253 79H254V78H253ZM55 80H54V81H55ZM90 80H89V81H90ZM136 80H135V81H136ZM171 80H170V81H171ZM182 80H184V82H183L184 84H181V83H182ZM201 80L204 81V82L206 81V82H205V83H201V82H202ZM214 80H215V78H214ZM216 80H217V79H216ZM241 80H242V81H241ZM258 80H259V79H258ZM260 80H259V82H261ZM9 81H5V82H3L4 85H3L2 83H0V99H2L3 101H5V103H4V102H2V101L0 100V102L3 103L2 105H4L5 107H6V106L8 107V106H9L8 103H10V106H11V105H12V106H15V107L17 108V111H19L18 109H21V111H19V112L23 113L22 111L24 110V111L26 112V113H23L24 115L26 114L25 116L22 115V114L20 113L22 116H24L23 118H25L26 116H27V118H28V117L30 116V115H27L28 113L31 114V115H35V117H37V118L39 117V119L42 118L44 124H45V122H46V125L43 124L44 126H42V127H45V128H46L45 130H47V128H48L49 126H50V128H51V130H49L50 132L47 131V133H51L52 129L60 124V123L57 124L58 122H54V123H53V121H52L53 119H54V121L57 119V121H59V122H63L64 120H61V119H62L61 117L66 116V117H64V119L67 118L68 120H65V121H64V124H65V125H64L63 123H62V124H63V126H65L64 128L70 127V128H68V132L63 131L64 128L62 127V125H61V126L59 125V127L61 128L60 130H62L63 133H64V132H66V134L68 133V135H65V133H64L65 136H69V134H70V135L72 134L71 131H70L71 133H69V129L71 130V127H72V126H73V127H74V126L76 127V126H78V125L81 126V123H82V126H83V127H86V128H81V129H83V130H82V131H79L77 134H81V133H82L83 135H85V134L83 133V131L85 132V130H90V132L93 131V132H92V134H93V133H95L94 131H96V129L102 131V133L99 131L101 134H103V133L105 134L106 132H104V131H105L107 128H108V130L111 128L112 130H111V129H110V130H111L112 132H111L110 130H109V131H110V132L112 133V135H113V134H114L115 132H117V130H118L117 134L115 133L116 135L114 134V136H112V137H113V140H112V137L110 138V135H111V134H110L109 131L107 130L108 133H109L110 135H109V134H108L109 136H108V135H105V137H107V138L109 137V138H110L109 141L111 140V143H110L109 141H107V144H105V142H106V141H105L104 144L107 145V146L110 145V144L113 145L114 141L117 142V140H115V138H116V136H117L118 134H120V135L117 136V139L120 138V137H121V138L123 137L122 139H119V140H121V142H120L119 140H118V142H117L118 144H119V142H120L121 145H122L123 141H124L125 144L127 143V142H126V139L131 138V140H132V138H134V139H133L134 142H135V141H137V142H138V141L141 142V145H139V146H140L139 150H140V152H142V160L145 159L146 161L150 159L148 156H149V155L151 156V155H152V152H153V151H152V152L150 151V152H149V155H148V150H147V149H150L154 144H156V145H161V144H162V142H161L162 140H163V143L166 142V144H169V145H168V146H169V150H171V151H169V152H172V153H173L174 151H176V152L178 153L179 156L177 155L176 152L173 153V154H176V155H172V154L170 155V154L168 153L169 156L172 157V160H174L173 158H175V160L178 159V160H179L178 162H182V161L184 160V164H186V163L188 162V160L190 159V160H189V161H190L189 164H190V165H193L194 163H192V162L198 161V160H196L195 158L198 159V158H200L199 156H201V157L203 158V156H205L206 153H207V155L209 156L211 150H212V153H214V155L211 154V156H209V157L206 158V159H209L210 157H213L214 159H215V158H218V159L220 160V158H223V157H224V155H222V153H223V154H227L228 157L231 156L230 158H233V157L237 154V153H235V152H236V148L233 149L234 146H235V145H234V142L232 143V141H231L230 138H227V139H226V137H225V140H227L228 142L230 141V142L232 143L231 145H234V146H233V147L230 146V145H229L230 143L228 144L227 141H225V142H227V144L225 143V145H226L227 147H228V145H229L230 148L232 147L231 149H230V148H227V147H225V146H224L225 148H222L223 146L221 147V145L224 144V142H223L224 139L222 138V136H221V138H220L221 140L219 139V137H220L219 135L216 136V135H214V134L211 133L212 135L207 136L208 134H210V133H207V132H208V131L210 132L211 128L214 127V126H216L217 124H215V123L212 122L213 125H214V126H212V125H211L212 123H211L208 119L201 117V116H200V113H201V112H200V109H199L200 107H198L199 105H195V104H197V103H196V102H193V101H191V102H193V103H195V104L192 103V104L189 105V107L187 106V107L183 108L185 105H188V101H176V100H172V102L170 101L171 103H168V105H167L166 102H168V100H167V101H166V100H163L164 98L162 99L161 97H155V98H156V99H155L154 97L151 96V98L149 99V96H148V97L145 96V99H142V98H144V97H142V98H140V99H142V100H140L138 96H135V97H137V99L135 98V99H136V102H137V101H138V102H139V101H142V103H143V100H145V101L147 102V103H145V105L147 104L146 106L143 104V107H144V108H145V107L147 108L148 105H149L150 103L153 104L154 106H153V105H152V106L149 105V106L153 107V108H150L151 111H150L149 109H146V110H147L146 112H145V111H142V108H143V107L141 106V102H139V103L137 104V106L141 107V110H140V111H137V109H139V108L137 107V109H136V106H135V105H136V102H134V103H135L134 106H135V110H136V112H135V111H129V110H128V111H129V112L127 111L128 113H127V112L123 113V112H124L125 110H127V109H124V108H115V107H112V106H110V105H106L107 103H106V102L104 101V99H102L101 97H100V98H101V99H100L101 101H99V99H98V97H97V99H98V103H101V104H98V103H96V102L94 101V100H96L95 97H90V98H93V99H89L88 96H87L88 98H86V96H85V97H82V96H81V97H77V98H76L77 101H78L79 98H80V99L83 98V99L79 100L80 102L78 101L79 105H76V106H77V107L79 106L80 108L82 107V109L80 110V109L78 108V110H77V108H76V107H72V105H70V107L68 106V105H69V100H73V98H70V99H69L68 96H66L64 93H63V95L61 96V94H60L61 90H60V91L58 90V92L55 91V89H53V87H51V86L49 85V82H48V84H44L45 86L42 84L43 87H46V88H47V90H46V91L44 90V93H43V92H42V91H43V90H42V89H43L42 85L40 86V83H38L39 81L34 82V79H33L32 83H35V84L37 83L38 86L40 87V89L42 90V91L40 92V91L38 90L39 88H37V89H33V92H37V91L40 92V93L38 92L37 95H35V97H34V94H35V93L32 92L33 95H32V94H29V93L32 91V90H31V87H35L34 85L30 86L32 83L28 84V86L26 85L27 87H24L25 85H24V84L21 85V83H20V81H19V83H20L21 86L24 85V86H23V87H24L23 89L28 88V90H26V91H27V92L29 91V93H26L25 90L21 89V90L23 91V92L21 93V92H19V91H20V89H19L20 85L17 84V86L14 87V86H15V83H13L14 81L12 82V83H13L12 85H14V86L10 85L11 82L9 83ZM51 81H52V80H51ZM97 81H98V79H97ZM99 81H100V80H99ZM105 81L108 82V79H106ZM111 81H109V83H110ZM128 81H129V80H128ZM133 81H134V80H133ZM133 81H131V83H133ZM135 81H134V84L137 83V82H139V80H137V82H135ZM164 81H166V80H164ZM167 81H166V82H167ZM170 81H168L167 83L171 85L172 83H171ZM178 81H179L180 84L182 85L181 87L179 86L180 84H177ZM185 81H187V82H186V85H185ZM219 81H220V80H219ZM219 81H218V83H219ZM232 81H234V82L232 83ZM17 82H16V83H17ZM57 82H58V81H57ZM103 82H104V81H103ZM106 82H105V83H106ZM179 82H178V83H179ZM220 82H221V81H220ZM243 82H244V84H243L244 86L242 85ZM5 83H6V84H5ZM7 83H8V84H7ZM50 83H53V85H54V82H50ZM100 83H101V82H100ZM124 83H125V82H124ZM129 83H130V82H129ZM129 83L126 82L125 84H126V85L128 84L129 86H130V85L132 86V84H131V83L129 84ZM175 83H176V84H175ZM206 83H207V84H206ZM224 83H225V82H224ZM252 83L254 84V88H255V89L253 88V84H252ZM1 84H2V85H1ZM55 84H56V83H55ZM94 84H95V82H94ZM134 84H133V87H135ZM250 84H251V86H250L249 88H251L253 92H252L249 88H247ZM7 85H10V86L7 87ZM18 85H19V87H18ZM48 85H49V89H50L51 91H48V90H49L48 87H47ZM112 85H113V84H112ZM177 85H178V86H177ZM193 85H195V86H193ZM215 85H217L216 82H215ZM219 85H220V84H219ZM221 85H224L223 82H222ZM235 85H236V83H235ZM237 85H236V86H237ZM245 85H246V86H245ZM259 85H260V86H257V87H261L262 84L260 83ZM29 86H30V87H29ZM38 86H37V87H38ZM55 86H56V85H55ZM131 86H130V87H131ZM137 86H138V83H137L136 87H137ZM196 86H197V88H196ZM226 86H227V85H226ZM229 86H230V85H229ZM241 86H243L244 88L241 87ZM17 87H18V88H17ZM50 87H51V88H50ZM193 87H194V88H193ZM223 87H224V86H223ZM240 87H241V88H240ZM245 87H246L248 90H250V91L252 92V93L250 92L251 95L248 94L249 92H248V90H246ZM262 87L264 88V86H262ZM15 88H16V89H15ZM35 88H36V87H35ZM46 88H45V89H46ZM56 88H58V87H56ZM185 88H184V89H185ZM195 88H196V89H195ZM225 88H226V87H225ZM227 88H228V87H227ZM230 88H231V87H230ZM234 88L236 89V87H234ZM238 88H237V89H238ZM263 88H262V90H264ZM182 89H183V88H182ZM186 89H187V88H186ZM188 89H187V90H188ZM193 89H195V90H193ZM235 89H233V90L235 91ZM30 90H31V91H30ZM36 90H37V91H36ZM53 90H54V91H53ZM56 90H57V89H56ZM207 90H208V89H207ZM239 90H236V91H238V93L241 94L242 91L239 92ZM254 90H255V91H254ZM205 91H206V90H204V92H205ZM236 91H235V93H236ZM47 92H48V94H46ZM52 92H53V93H52ZM55 92H57V96H58V94H60V95L58 96L59 98L54 99V100L56 101V103H57V99H58L59 101L64 100V101H61V104H62V105H63L64 102H65V103L67 102L65 105H67V107L71 108L70 110H72V108H73V109L76 108V110H74V111H78V113H80V112H79V110H80V111L82 112V114L80 115V114H78V113H76V112H73V113H74V114H73L72 111L69 112L70 110H69L68 112H66L67 110H64V111H63L62 109H64V108H62V106H61L60 103H57V104H58V108L61 106L60 109H58V108H56V107H57V104H56V107H55V105H54L55 103L52 102V103H53V106L56 108V109H54L53 106H51V105L49 104V101H47V102H46V101L38 102L37 100H39V99H36V101H35V99H34V98H40V97H38L39 94H44V95H41V97L44 96V98H46V99H47V97L52 98V97H50V96H52ZM196 92H195V93H196ZM204 92H203V93H204ZM2 93H3V94H2ZM8 93H9V94H8ZM50 93H51V95H49ZM195 93H194V94H195ZM197 93H198L199 95H202L201 92H197ZM200 93H201V94H200ZM238 93H237V94H238ZM244 93L241 94V95H243V97H244ZM258 93L260 94V97H261V98L257 97V94H258ZM23 94H24V95H23ZM28 94H29V97H27ZM45 94L47 95V97H45ZM204 94H206L207 96H210V95H209V92H208V94H207V91H206ZM204 94H203V95H204ZM259 94H258V95H259ZM20 95H21V96H20ZM31 95H32L33 97H32ZM55 95H56V94H54V97H53V98L57 97V96H55ZM64 95H65V98H63ZM249 95H250V96H249ZM24 96H25V97H24ZM39 96H40V95H39ZM91 96H92V95H91ZM30 97H31V98H30ZM61 97H62L63 99H61ZM66 97H67V99H66ZM140 97H141V96H140ZM239 97L241 98V96H239ZM254 97H255V98H254ZM20 98H21V99H20ZM32 98H33L34 101H32ZM53 98H52V99H53ZM146 98H148L149 100H146ZM157 98H160V99H157ZM256 98H257V99L259 98V99H258L259 102H260L259 104H258V102L256 101V100H257ZM60 99H61V100H60ZM65 99H66L67 101H65ZM74 99H75V98H74ZM76 99H75V100H76ZM84 99H87V100L85 101ZM151 99H152V100H151ZM161 99H162V101H161ZM241 99H242V98H241ZM254 99H256V100H254ZM7 100H8V101H7ZM47 100H48V99H47ZM50 100H51V99H50ZM91 100H93V101H91ZM153 100H154V101H153ZM156 100H159V101H156ZM242 100H243V99H242ZM245 100H246V97H244V101H245ZM250 100H251L250 98L247 99V101H248L247 103H249ZM262 100H263V99H262ZM39 101H41V99H40ZM55 101H54V102H55ZM73 101H74V100H73ZM81 101H82V102H81ZM96 101H97V100H96ZM103 101H104V102H103ZM133 101H134V100H133ZM145 101H144V102H145ZM148 101H150V102H148ZM151 101H152V102H151ZM160 101H161V102H160ZM163 101H166V102L164 103ZM173 101H174V102H173ZM45 102H46V104H45ZM62 102H63V103H62ZM83 102H84V103H83ZM87 102H88V103H87ZM89 102H92V103H89ZM93 102H94V103H93ZM153 102H154V103H153ZM157 102H158V105H157V104L155 105V103H157ZM159 102H160L161 105H163V106L159 107V106H160V103H159ZM175 102H178L179 104H178V103L175 104ZM180 102H182V104H180ZM189 102H190V101H189ZM191 102H190V103H191ZM1 103H0V104H1ZM6 103H7L8 105H5ZM12 103H13V104H12ZM52 103H51V104H52ZM72 103H73V102L71 101L70 104H72ZM75 103L77 104L76 101H75ZM80 103H82L83 105L81 104V105H82V106H81ZM85 103L87 104V106H86ZM95 103H96V104H95ZM104 103H105L106 106L103 105ZM148 103H149V104H148ZM186 103H187V104H186ZM245 103H246V101H245ZM250 103H251V101H250ZM48 104H49V105H48ZM73 104H74V103H73ZM164 104L166 105L165 108H164ZM169 104H170L171 106H173V107L170 106V107H171V108H170V107H169ZM172 104H173V105H172ZM177 104H178L179 106H177ZM257 104H258V105H257ZM263 104H264V103H263ZM24 105H25V106H24ZM93 105H94V106H93ZM95 105H96L98 108H97ZM174 105H175V106H174ZM247 105H248V104H247ZM0 106H1V105H0ZM4 106H3V107H4ZM10 106H9V111H8V109H6V108H7V107H6V108H4L3 110L6 109L7 111L5 110V111L0 112V113H1V114L4 113V115H5V112H6L5 117H8L9 114H10L9 112H12V113L10 114V116H13L14 119H12V117H11L10 119L13 120V124H12V122L8 121L7 119H6V122H4L5 120L2 121L1 119L5 118V117H3L4 115H3V116L0 115V117H1L0 121H2V122L0 123V124H1V125H0V126H1V127H0L1 129H0V130H1V131L5 128L4 131H5V132H8V129H6V128H8L11 124L14 126V125H15L14 122H15V121L17 122V120L20 119V116H18L19 113H18V115H16V114H17V111H14V112H13V111H10V110H14V109L16 110V108H15V107L12 108V106H11V107H10ZM63 106H64V105H63ZM74 106H75V105H74ZM100 106H102V107H100ZM196 106H197L198 108H197ZM3 107H2V108H3ZM23 107H24V108H23ZM49 107H52V108H49ZM65 107H66V106H65ZM83 107H86V108L88 107L89 110L86 109V108H83ZM92 107H93V109H92ZM191 107H193V109H192ZM249 107H251V106H249ZM0 108H1V107H0ZM11 108H12V109H11ZM41 108H42V109H41ZM69 108H68V109H69ZM99 108H100V109H99ZM114 108H115V109H114ZM148 108H149V107H148ZM154 108H155V109H154ZM167 108H168V109H167ZM172 108H173V109L175 108V110H172ZM176 108H177V110H176ZM186 108H188V109H186ZM189 108H190V110H191L192 112L195 110V108L198 110L197 113L194 112V113H196V115H195L196 117H193V118H196V119H194V121H193V118H192V120H190L192 116L190 117L189 115H191V114L194 115V113H191V111L189 112V111H188ZM28 109H29V110H28ZM39 109H40V110H39ZM65 109H67V108H65ZM90 109H92V110H90ZM118 109H119V110H120V109H123V110H122V112H121V111H119ZM152 109H153V111H154V110L156 111V109H160L159 112L162 111V112H163V116H161L162 112H160V113H159V112L157 113V111H156V112H155V111L153 112ZM170 109H171V110H170ZM179 109H180V110L183 109V110H181V111H183L182 115H181ZM184 109H185V110H184ZM251 109H252V108H250V110H251ZM0 110L2 111V109H0ZM32 110H33V111H32ZM43 110H44V111H43ZM45 110H46V111H45ZM58 110H59V111H58ZM60 110H61V111H60ZM102 110H103V111H102ZM166 110H167L168 112H167ZM260 110L258 111V110L255 109V111L253 110L252 112H253V113L256 112V114H257V112H258V114H259ZM87 111H90V112H91V111H92V112L95 111V112H94L95 114L93 113V114H94V115H93V114H90V113L88 112L90 115L88 114V118L86 117V118H87V119H86V118L83 117V116H85V115H83V114L86 113ZM99 111H101V112L99 113ZM177 111H178L179 113H178ZM185 111H186V112H185ZM195 111H196V110H195ZM36 112H37V113H36ZM118 112H120V113H118ZM130 112L136 113V114H135L136 117H134V116H133L134 114H133V113H130ZM144 112H145V113H144ZM147 112H148V113H147ZM149 112H150L151 114H150ZM152 112H153V114H152ZM172 112H173V113H172ZM175 112H176V113H175ZM13 113H14V115L18 116L19 119H16V120H15L16 116H14ZM105 113H106V114H105ZM121 113H123V115H122ZM129 113L132 114V115H130ZM155 113H157L156 116L158 115L157 118H156V116L154 115ZM166 113L171 114V117H170V115H166ZM188 113H190V114L188 115ZM260 113H263V112H260ZM7 114H8V115H7ZM56 114H57V116H56ZM66 114H67V115H66ZM75 114H76V115H75ZM86 114H87V113H86ZM96 114H97V116H96ZM107 114H108V115H107ZM139 114H140V115H139ZM142 114H143V116H142ZM159 114H160V116H159ZM176 114H179V115H176ZM186 114H187V116H189V118L186 117ZM248 114H249V113H248ZM248 114H246L247 117H244V118H246V120H245L246 122H252L253 124H255L253 121H251L252 118H255V117H256L258 120L260 119L259 117H261V119L259 120V123L256 122V123H258L259 125H261V124L264 122V121H262V123H260L261 120H264V119H263L264 117L262 118V116H264V114H262V115H260V116L257 115V116H259V117H257L256 114H254V115H253V114H251V115L249 114L250 116L253 115L252 117H249ZM62 115H63V116H62ZM71 115H72V116H71ZM100 115H101L102 118H100ZM106 115H107V116H106ZM118 115H119V116H118ZM124 115H126V116H124ZM128 115H129L130 117H132L133 120L135 119L134 121H136V122H134L132 119H130V117H128ZM137 115H139V116H137ZM147 115H149V116H147ZM150 115L153 116V117H151ZM165 115L168 116V117H166ZM172 115H175V116H173L174 118L172 117ZM180 115H181V116H180ZM184 115H185V116H184ZM60 116H61V117H60ZM74 116H75V117H74ZM86 116H87V115H86ZM146 116H147V117H146ZM179 116H180L183 120H182V119L180 120ZM183 116H184L186 119L188 118V120L191 121V124L194 122L192 125H194L195 123H196V125L198 124L199 128H196V129L194 128V130H193V129H191V130L189 129V130H188V129L185 127L186 124H184V123H186L187 120H184L185 118H184ZM244 116H245V114H244ZM18 117H17V118H18ZM59 117H60V119H59ZM127 117H128V119H127ZM140 117H141V118H140ZM148 117H149V119L152 118V119H151L152 121H153V119H154L155 121H153V122H157V123H153V124H152V121L148 120ZM154 117H155V118H154ZM163 117H164V118H163ZM248 117L251 118V119H249ZM30 118H31V116H30ZM47 118H48V119H47ZM50 118H51V119H50ZM78 118H79V119H78ZM97 118H98V119H97ZM99 118H100V120L102 119L101 122H102V121H103V122H104V121L108 122L107 124L104 123V126L106 125V126L104 127V131H103L102 129H98L99 127H96V128L94 127V126H97V125H95V124H99ZM137 118H139V119L137 120ZM161 118L163 119V121H162ZM165 118H166V119H165ZM171 118H172V119H171ZM176 118L178 119V121H179L180 124H182V123L184 124V128L182 127L183 125L181 126L183 129H181V128H180V129L177 128V130H176V128H175V126H174V125H177L176 123L178 122ZM201 118H203V119H202L203 121H202V120H199V119H201ZM10 119H9V120H10ZM21 119H22V117H21ZM25 119H26V118H25ZM25 119H24V120H25ZM32 119H34V116H33ZM74 119H75V120H74ZM76 119H77V121H76ZM81 119H82V120H81ZM84 119H86V121H85ZM143 119H144V121H143ZM156 119H157V121H156ZM159 119H160V120H159ZM168 119H169V120L171 119L172 121H171V120L169 121ZM175 119H176V120H175ZM204 119H206L207 122H206ZM247 119H249L250 121L247 120ZM26 120H27V119H26ZM26 120H25V121H26ZM35 120H38V119H35ZM42 120H41V121H42ZM48 120H49V121H48ZM50 120H51L52 122H50ZM71 120H72V121H71ZM73 120H74L75 122H74ZM96 120H98V122H97ZM119 120H121V121H119ZM128 120H129V121H128ZM131 120H132L133 123L131 122ZM164 120H166L167 122L164 121ZM173 120H174V121H173ZM254 120H255V119H254ZM258 120H257V121H258ZM21 121H22V122H21ZM28 121H30V119H28L27 122H28ZM39 121H40V120H38V121H36V122L38 123ZM66 121H67L68 123H67ZM79 121H80V122H79ZM83 121H84V123L87 124V125H88V123H89V126L87 127V125H85V124L83 123ZM92 121H96L97 123L94 122L95 124L93 123V124H94V125H93V124H92ZM126 121H127V122H126ZM161 121H162V122H161ZM168 121H169V122H168ZM190 121H189V122H190ZM192 121H193V122H192ZM198 121H199V123H198ZM255 121H256V120H255ZM3 122H4V124L7 123V122H8V123H11V124H10L9 126H4V124H2ZM20 122L23 123L24 121H23V120H19L18 124H19ZM33 122H34V120H33ZM36 122H35V123H36ZM48 122H49V123H48ZM70 122H71V123L73 122V123H72L73 125H70V124H71ZM76 122L79 123V124L77 125ZM101 122H100V123H101ZM103 122H102V124H103ZM130 122H131L132 124H131ZM147 122H148L149 124H147ZM201 122H202V123H201ZM209 122H210V123H209ZM21 123H20V124H21ZM39 123L42 124V122H39ZM51 123H52V124H51ZM117 123H118V124H117ZM158 123H161V124H158ZM165 123H167L168 125H166ZM187 123H188V122H187ZM200 123L202 124V126H204V128H203V127H202V128L205 129V130L200 129V126H201ZM205 123H206V125H205ZM252 123H251V124H252ZM20 124H19V125H20ZM24 124H25V122H24ZM41 124H39V125H41ZM54 124H55V125H54ZM56 124H57V125H56ZM67 124H69V125H67ZM74 124H76V125H74ZM119 124H120V125H119ZM139 124H140V125H139ZM143 124H144V125H143ZM156 124H158V125H156ZM170 124L173 125V126H171ZM191 124L188 123V126H189V125L191 126ZM248 124H249V123H248ZM253 124H252V125H253ZM2 125H3V127H2ZM7 125H8V124H7ZM12 125H11V126H12ZM19 125H18V126L15 125V126H17L16 129H18ZM21 125H22V124H21ZM29 125H30V124L28 123L27 126H29ZM34 125H36V124H34V123L31 122V125H30V126L32 127V126H34ZM37 125H38V124H37ZM37 125H36L35 127H38V129H39V130H42L43 133H44V129H42L41 127H39V126H37ZM51 125L54 126V127L52 128ZM91 125L95 128V130H94L93 127H91ZM99 125H101V124H99ZM111 125H112V127H111ZM125 125H126V127H125ZM131 125H132V126H131ZM145 125H146V126H145ZM149 125H150L151 127H150ZM154 125H155V128L153 127ZM160 125H161V126H160ZM178 125H179V124H178ZM209 125H210L211 128L209 127ZM249 125H250V124H249ZM262 125H263V124H262ZM262 125L259 126V128H258V125L256 124V126H257L258 129H263V126H262ZM13 126H12V127H13ZM23 126H24V125H22L21 127H23ZM25 126H26V124H25ZM25 126H24L23 128H24L25 130H27L26 132H28V134H30L29 131H28V129H26L27 126H26V127H25ZM46 126H47V127H46ZM66 126H67V127H66ZM101 126L103 127V125H101ZM115 126H116V127H115ZM143 126H144L146 129H145ZM156 126H158L157 129H156ZM198 126H197V127H198ZM206 126H207V127H206ZM250 126H251V125H250ZM254 126H255V125H254ZM21 127H20V128H21ZM90 127H91V128H90ZM114 127H115V128H114ZM131 127H133L132 129H133V132H134L135 134H134L133 132H131V130H132ZM163 127H164V128H163ZM166 127H167V130H166ZM172 127H173L174 129H172ZM176 127H177V126H176ZM193 127H195V126H193ZM205 127H206V128H205ZM23 128H22V129H23ZM56 128H57V130H58V127H56ZM56 128L53 130V131H54V134L58 133V135H59V133H60L59 131H58V132H55V131H57ZM78 128H79V127H76L77 130H79ZM87 128H88V129H87ZM141 128H142V129H141ZM152 128H153V131H154V130H155V131L157 130V131H156V132H152V131H151ZM162 128H163V130H162ZM170 128H171L173 131L170 130ZM185 128H186V129H185ZM191 128H192V127H191ZM208 128H209L210 130L207 131L206 129H208ZM214 128H215V127H214ZM254 128H255V127H254ZM9 129H11V127H10ZM13 129H14V128H13ZM16 129H15V130H16ZM24 129L21 130V131H22V132H23V131L25 132ZM84 129H85V130H84ZM113 129L116 130V131L114 130V133H113ZM140 129H141V130H140ZM148 129H149V130H148ZM160 129H161V131L159 132ZM164 129H165V130H164ZM178 129H179V131H178ZM197 129H199L200 132H201V130H203V132L200 134V132H199ZM212 129H213V128H212ZM6 130H7V131H6ZM32 130H33V129H30V132H31ZM35 130L37 131L36 128H35ZM65 130H66V129H65ZM77 130L74 129L73 132L76 133ZM129 130H130V131H129ZM135 130H137V131H135ZM139 130H140V131H139ZM142 130H143V131H142ZM184 130H185V131L188 130V131H191V132H188V131H187V132H188V133H187V132H185ZM195 130H197V131H195ZM263 130H264V129H263ZM1 131H0V191H1V192H0V202L2 203V200H3V203H5V204L7 203L6 205H7V207L10 208V209H8L9 211H7V210L5 209V208H6V206H5V208H4V209L6 210V211H5V210L2 209V208H3L2 205H1L2 208H0V217H1V218H0V264H64V263H65V264H67V263H68V264H69V263L72 264L71 261H73V264H74V262H75V264H82L83 262H84L83 264H92L91 261H93V264H96V263H97V264H101V263H100V260H101V262L104 260V261L102 262V264H104V263H106V264H114V263H113L114 261H113V259H112L113 254L111 253V252L113 251V247H115V246H121V247H122L123 244H125V245H123V248H121V249H123L122 251L124 252V254L128 255L127 253H130V251L133 252V253L136 252V253H135L136 256L138 255L137 258L139 257V258L141 259V257H142L141 254H144L145 251H146V249H145V245H146V244L143 246V242H142L143 239H144L146 242H148L149 240H150L151 242H153L154 240L157 239V240H156L157 242L154 241L153 244H155V243H159V240L162 239L161 241L163 242V246H164V245L166 246V247H164L165 250H168L166 253H167L168 255H171L170 257H172V258H169V260L166 258L168 261L173 262V263H169V262H168L169 264H177V263H178V264H248V263H249V264H264V230L262 231V229H264V223H263V220H262L263 218H262V219L260 218V221H262V224H261V222L258 221V219H257V218H259L260 216H259V217L255 216L256 219H255V217L250 216V217H249L250 222H249V221L247 222V220H245L246 218H245L244 215H243V213H245L244 210H243L244 206H243L240 202H238L237 200L234 201V200H233L234 198H233V199H231L232 197L229 198V197H230L229 195H228L229 197H227V195H226L225 192H223V193H225V194H222V192L219 191L217 188H214V189H217V190H218V193H217L216 190H215V193H216V194H215L214 192H209L210 190H214V189L209 188L208 185H207L208 187H207V189H206V186L204 187L205 184L202 183V182H201L202 186L200 187L201 184L197 182L198 180H197V181H194V180L192 181L191 178L188 180L187 177H186L187 179H184L183 177H182V179H181V178H180L181 176H180L179 179H180L181 181L183 180V182H181L180 180H178V175H177V177H175V176H176V175H174L175 173H174V174H171V176H170L169 174H168L169 176L166 175V176H168L167 179H169V180H166V177L164 178L165 175H164V176H161V174H164V173H162L163 171L160 172L161 174L158 173L159 171H157L156 174H153V172H152L151 174H153V175H152V177H150L151 175H150L149 172H146V173H145L144 171L141 172V171L139 170L141 173L144 172V173L142 174L143 176H141V174H138L139 172H138L137 170L135 171V170L132 169V170H133V174H135V176H134L133 174H130V173H129L130 169L126 168V169L129 170V171H127V172H128V174H127L126 172H123V170H124V168H123V170H122L121 172H120V171H118V172L121 173V175H122V173H123L124 176H120L119 173H116V172L114 173V172H113V170H115L116 168H115V169L112 168L111 170H112V173H114V174H112L111 172L105 170L106 173L108 172V174H106L105 171L102 170V171H104V172H102V174L100 175V173H101L100 171H101V170H99V169H102V168H99V166H98L96 163H95L96 166H98V167H97L98 169H96V170H98L100 173L97 172L96 170H92L91 167H89V166H88V167H85V168H87L85 171H84L85 168L83 167V165H76V164L72 163V164H74V165H76V166H75V167H74V166H71L70 163H68V161H67V159H70L69 157H66V159H64V160H62V161H65V160H66V162H64V163H65L64 166L68 168L69 165H70L71 168H72V169H71V168H70V169H71L73 172H75V174H74L73 172H71V170H68L67 168H65V169L67 170V172L71 173V177H72V175H74L73 178L75 177V175H76V177L79 175V177H77V178H78L79 180L81 179V180H80V183H79L78 179L75 177L76 181H77L79 184H82V185H83L84 183H85V184L87 183L86 185L88 186L89 183H90V186H88V188L90 187V188H89V193H88L89 195H90V192H91L90 190H91V187H92V186H93V187H92L93 189H96V187L98 188L99 186H100V188H99L100 190L103 188V190H101V191H100L99 189H96V190H98L97 192H96V190H93V189H92L93 193H94V191H95V194H94L95 196L93 195L92 192H91L92 195H90V196H92V199H93V197H96V198H97V196L100 194L99 196L102 197V198H101L100 200H99L100 197H99L98 199L94 198V199H93V202L95 201L94 203H96L97 201H99V204H100V202H101L100 205L98 204V202H97L96 204H98V206H99L101 209H102L103 207H105V209H107V210H106V211H107V214H106V211L102 209L103 211H105L104 214H105V215H109V214L117 213L116 215H109V216L111 217V219H112V217H113V218L116 217L117 220H116L115 222H120V221L122 222L123 219H125L126 216L128 217V218L125 219L126 221H128L127 219H129V218L131 217V218L129 219L128 222H130L131 219H132V220L135 219V220H133L134 223H133V221H131L132 223L130 222L131 224L128 223V225L131 226V225L133 224V227H134L135 224H136V225H137L136 229L138 228L139 231H140V234H142L143 236H141V235H139L138 233H136V232H138V230H135V233H136V234H134V233H133V234L130 233V234H132V235H130V234H129V231H131V230L133 231L134 229H131V228H130V230L128 231L129 227L127 226V227H128L127 230L124 229V230L118 231L119 233L116 231L118 234L115 233L114 231H113L114 233H112V232H111L112 230L109 232L110 229H108V231H106V230H104V229H103L102 231H100L101 229H100V230H97V229H96V233H94V232L91 233V230H92V229H89V231H90V232L88 231L89 234H85V236H83V234H84V233H83L84 231H83V232H82L83 234H82L81 236H78V237H77V236H76V233L79 232V234H77V235H80V232L83 230V229H82V230L80 231V229H78V230H76L77 232H76V231H73V232L75 233V237L71 236L72 238H71L70 236H68L67 234H65L66 232H69V231H65V233H64V231H63V233L61 232L62 235H61V234H60V235H61L62 237H63L64 234H65L64 236L67 235L65 238H67V239L70 238V240H69L70 242H68L67 240H62V241H67V242L65 243V245H62L61 243H64V242L61 241V243L59 244V243L57 242V240H56V242L58 243V246H56V247H55L54 245H55V244L57 245V243L55 242V244H53V243H54V240H53L52 243H49L48 241H44V242H42V240H41V238H40L39 236H37V235H36L37 237L34 236V235H33L34 233L32 234V231H28V230H26V229L24 228L23 225L21 226V225H19V224H22V223H20V222H22V219H23L22 216L25 217V216H24L25 210H26V209H30V207H31L32 205L34 206V202L31 203V202H29V201H37V203H39V201H40V200H38L39 196L42 198V197L44 196V194H46V197H47V198H46V200L44 199V200L46 201V202H45V201H44V202H45V204L47 205V202H49V201L51 202L50 199L54 198V197H53V196H54V195H53L54 193H57V195H58L62 190H63L62 193L65 192V190H64L62 187H60L59 185L57 186V184H55V179H57V176H53V174H52V177H51V174L49 173V170H50V169H51L50 172H52V170H53V172H54V170L56 169V171H55L54 173L59 172V177L61 178L60 175L62 174V172H63L64 170H62V172H61V171H60V170H61L60 167H59L60 170H58V166H57V163H58V162H56V163H54V164L52 163L56 168H55V167H52V168H51V166H53V165H52L50 162H54V161H52V160H53L52 157H54V160H55V158H56L55 156H56V155H55V156H52V155H51L52 160H50V159H51V158H50V154L48 153V154H49V160H48V159L45 160L46 158H44V160H45L44 163L46 164V162H47V163L49 162V163L51 164L50 167H49L50 169L47 170V171H48L47 173L50 174V175H49V176H46V175H44V173H41V172H42L41 170H43V172H45L46 170H45V168L43 169V167H44V165H45V164L43 165V163H42L43 159H42V161H41V159H39V158H41L42 156L47 155V154L44 153L45 151L42 153V152H41L42 150H39V149H38L39 153H37L38 151H37V149L35 148V147H36V144L34 143V139L36 138V136H34L35 134L32 135V136L35 137L34 139H33V137H32L31 135H27V134L25 135V137H26V136H28V137L30 136V138H28V140H27V137H26V139H25V138L23 139L22 137H24V134H25L26 132L23 133V136H22V135L19 136V135H17V134H21L22 132L18 129V130H17L18 133H17V131H15L17 134H15V133H14V134H15L17 137L19 136V137H18L19 139H20V137L22 136L21 138H22L23 140L20 139V140H21V142H20L19 139L16 141V138H17V137H15V135L13 134V132H11L13 135L10 134L11 136H9V134H6V133L1 132ZM10 131H11V130H10ZM19 131H20V132H19ZM42 131H41V133H42ZM146 131H147V134H146ZM162 131H163V132H162ZM168 131L171 132V133H169ZM174 131H176V132H174ZM182 131H184V132H183L184 134H182ZM205 131H206L207 134L205 133ZM80 132H81V133H80ZM90 132H89V133H90ZM97 132H98V131H97ZM97 132H96V133H97ZM99 132H98V133H99ZM120 132H121V133H120ZM130 132L133 133L134 136H132V134H131ZM149 132H152V133H149ZM164 132H165V133H164ZM178 132H179V133L181 132V133L178 134ZM192 132H193V133H192ZM197 132H199V134H197ZM2 133H4V134H2ZM34 133H36V132L34 131ZM39 133H40V132H39ZM41 133H40V134H37V133H36V134L38 135L37 137H39V139H42V138H40V136H39V135H41ZM75 133H74L73 136H75ZM85 133L87 134V131H86ZM98 133L95 134V135H98ZM153 133H154V134H153ZM159 133H160V134H159ZM163 133H164V134H163ZM186 133H187V134H186ZM189 133H191L192 136H190ZM195 133H196V134H195ZM31 134H33V131H32ZM54 134H53V135H54ZM60 134H61V135H60V137H61V136H62V133H60ZM77 134H76V135H77ZM82 134H81V135H82ZM137 134H138V136H137ZM139 134H141V135H139ZM152 134H153L154 136H153ZM166 134H168L167 136H168L169 138H168L167 136L165 137ZM177 134H178V135H177ZM205 134H206V135H205ZM49 135L51 136V134H48V135H47V136H48L47 139H50V136H49ZM56 135H57V134H56ZM58 135H57V136H58ZM88 135H89V134H88ZM90 135H91V133H90ZM90 135H89V136H90ZM93 135H94V134H93ZM124 135H125V137H124ZM129 135H130L131 137H129ZM145 135H146V136H145ZM155 135H156V136H155ZM159 135H160V136H159ZM161 135H162V136H161ZM169 135H171V136H169ZM173 135H175V136L173 137ZM180 135H181L183 141H182L181 138H179ZM186 135H187V136H186ZM195 135H196V136H195ZM202 135H203V136H202ZM13 136L15 137V140H14V137H13ZM44 136H45V135H43V137H44ZM103 136H104V135H103ZM135 136H137L138 138L135 137ZM139 136H141V137H143V138H140ZM144 136L147 137V138L144 139V138H145ZM157 136L159 137V139L156 138ZM177 136H178V137H177ZM189 136H190V137H189ZM198 136L201 137V138H202V137L204 138L205 136H206V137H205L204 139H203V138H202V139H201V138L198 139ZM41 137H42V135H41ZM52 137H56V136L54 135V136H52ZM52 137H51V138H52ZM58 137H59V136H58ZM126 137H127V138H126ZM151 137H154V140H155V141L158 140V141H156V142L154 143V140H153L152 143H151V139H152ZM161 137H162V139H161ZM164 137H165V140H166V138H168L167 141H164ZM170 137H172L174 141L172 140L173 142L170 141V143H168L169 139H170V140L172 139V138H170ZM185 137H186V138H185ZM187 137L191 138V140L193 141L192 143L195 142V147H197V148H193V149L191 148V150L194 151V152H192V151L189 150V149H188V152H187V153H186L185 151H183V150H187V148H188L187 145H188L189 143H191V140H190V142L187 141V139H188ZM196 137H197V138H196ZM207 137H208V138H207ZM214 137H215V138H214ZM12 138H13V139H12ZM31 138H32V139H31ZM136 138H137L138 140H136ZM176 138H177V139H176ZM178 138H179V139H178ZM213 138L216 140V141L214 140L215 142L213 141ZM217 138H218V139H217ZM8 139H9V140H8ZM44 139H45V137H44ZM140 139H141V140H140ZM175 139H176L177 142L181 143V144L184 145V146H185V144H186V143L184 144V139H185V142H186V141L188 142V144L185 146V147H187V148H185V147L183 146L184 148L182 147V149H181V147H178L179 145L182 146V145L179 144V143H178V145H177V144L175 145L174 143H177V142L175 141ZM180 139H181V140H180ZM200 139H201V140H200ZM205 139H208V140H205ZM222 139H223V140H222ZM229 139H230V140H229ZM24 140H25V141H24ZM26 140H27L28 143H25ZM30 140H31V141H30ZM32 140H33V141H32ZM37 140H38V138H37ZM160 140H161V141H160ZM195 140H196V141H195ZM203 140H204V141H203ZM209 140H210V142H209ZM29 141H30V142H29ZM142 141H144V142L142 143ZM147 141H149V142H147ZM180 141H181V142H180ZM200 141L202 142L203 145H204V144H205V145H206V144L208 145V146H207V145L205 146L207 149H204L205 147L201 145V142H200ZM206 141H207V142H206ZM218 141H219V143H218ZM220 141H221L222 143H221ZM31 142H32V144H31ZM134 142H133V143H134ZM137 142H136V143H137ZM171 142L176 146L174 150L172 149V148H174V147L172 146L173 144H172ZM182 142H183V143H182ZM196 142L198 143V145H200V150H199V151L197 150V149H199V148H198V146L196 145ZM199 142H200V144H199ZM212 142H213L214 144H218V145H216V147H215V145H213V147L216 149L214 152H213V147H211V145H210ZM33 143H34V145H33ZM108 143H109V144H108ZM124 143H123V144H124ZM129 143H130V140H129ZM129 143H128V146L130 147V149H129V151H127V152H126V151H123V152H122V151L120 150V149L122 148L120 144H119L120 147H121L120 149H119V148H118V149L115 148L116 145H114V146L112 147V149H110V147H109V148H108V147H105V145H103V143H102V144H99V146H100V145H103V146H100V147H105V154H104V155H106V156L108 155V151H109V152L113 151V153H114V152H116V153H114L115 155H113V153H111V154H112V155H111V158H120V157L123 158V157H125V158L127 159L126 156H123V157H122V154H124V153H131V154L133 155L132 152L135 151V149L137 148V147H136V148L134 147V148H135L134 150H133V148L131 149V147H132L131 145H133V143H132L131 145H129ZM146 143H150L149 145L152 144V146H151L150 148H147V147H149V145L146 144ZM159 143H160V144H159ZM192 143H191V146H193ZM208 143H209V144H208ZM213 143H212V144H213ZM24 144L28 145L29 147L27 146V147H28V148H27ZM29 144H30V145H29ZM114 144H115V143H114ZM145 144H146L147 146H145ZM166 144L164 143V144H162V146H163V145H166ZM170 144H172V145L170 146ZM220 144H221V145H220ZM111 145H110V146H111ZM119 145H117V146H119ZM156 145H154V146H156ZM34 146H35V147H34ZM117 146H116V147H117ZM123 146H125V145H123ZM128 146H127V144H126L125 148L128 147ZM133 146H135V143H134ZM136 146H137V144H136ZM139 146H138V147H139ZM154 146H153V148H155V149H152V150H155V152L159 151L158 149H156L157 147L160 148V149H163L162 151H159L160 153H161V152H162V153H163V152H166V153L168 152V146H164V147H162V146L154 147ZM217 146H220L222 149L219 147V148H220V150H219V149L217 148ZM25 147H26V148H25ZM31 147L34 148V150H33V149L31 150L32 153H30V151H29V150L31 149ZM129 147H128V148H129ZM170 147H171V148H170ZM177 147H178V148H177ZM193 147H194V146H193ZM202 147H203V150H201ZM208 147L211 148V149H209ZM24 148H25V149H24ZM107 148H108V149H107ZM146 148H147V149H146ZM165 148H167V149L164 150ZM176 148L179 149V150H177ZM189 148H190V147H189ZM26 149H27V151H26ZM35 149H36V150H35ZM106 149L108 150L107 152H106ZM115 149H116V150H115ZM145 149L147 150L146 153H147L148 156L144 155L145 157L143 158V151L145 152ZM208 149H209L210 152L208 151ZM217 149H218L219 151L222 150V152H219ZM224 149H225V151H227L226 153L224 152ZM119 150H120L121 152H120ZM123 150H124V147H123ZM130 150H131V151L133 150V151L130 152ZM172 150H173V151H172ZM195 150H197V151H195ZM204 150H205V151H204ZM24 151H26V152H25L24 155H23L22 153H23ZM33 151H34V152L37 151V152H36V153H33ZM136 151H138V150L136 149ZM136 151H135L134 153H136ZM181 151H182V152H185L184 155L182 154ZM200 151H201V152L204 151V152L200 153ZM217 151H218V152H217ZM229 151H230V152H229ZM117 152H118V153H117ZM138 152H139V151H138ZM138 152H137V155H136L137 157H136V158H135V157L133 158L132 155H130L131 157H129V158H131V160H133V159L138 160V157H141V156L138 155ZM155 152H154V153H155ZM180 152H181V153H180ZM189 152H190L191 154H190ZM198 152H199L201 155H200ZM228 152L230 153V156L228 155ZM233 152H234L235 154L232 155ZM29 153H30V155H31V154H34V155H31V156H33L32 159H35V161L38 160L39 163L43 165V167H41V165H38V164H36V165H37V166H36V165H35V161H33L32 159H29V161L32 160V161L34 162V165H32V164L29 165L32 161H30L29 164H27L24 160H25L28 156H29L28 158H31L30 155H28L27 157L25 156V155H27V154H29ZM119 153H122L121 156H119V155H120ZM146 153H145V154H146ZM150 153H151V154H150ZM162 153H161V154H162ZM166 153H165V154H166ZM193 153H194V154L196 153L195 156H194ZM203 153H204V154H203ZM215 153H216V154H215ZM219 153H220V155L218 156ZM21 154H22V155H21ZM36 154L39 155L38 158H35L36 156H38V155H36ZM42 154H43V155H42ZM109 154H110V153H109ZM155 154H159V153H155ZM161 154H160V158L156 155V156H157V159H161ZM165 154H164V155H165ZM180 154H181V155H180ZM188 154H189V155H188ZM197 154H198V156H197ZM35 155H36V156H35ZM40 155H41V156H40ZM116 155L119 156V157H116ZM134 155H135V154H134ZM153 155H154V154H153ZM153 155H152V157H153V159H155V155H154V156H153ZM182 155H183V156H182ZM185 155H187V158H189V159H187V158L185 159ZM190 155H191V156L193 155L195 158H194V157H192V158H194L195 160L193 159V161H191L192 158H190ZM202 155H203V156H202ZM207 155H206V156H207ZM215 155L218 156V157H215ZM22 156L25 157V158H21ZM127 156H129V155L127 154ZM162 156H163V155H162ZM165 156H167V154H166ZM165 156H164V157H165ZM169 156H168V157H169ZM173 156H174V157H173ZM176 156H177V159H176ZM181 156L183 157V160H182ZM206 156H205V157H206ZM227 156L224 157L225 160H226V157H227ZM232 156H233V157H232ZM44 157H45V156H44ZM46 157L48 158V155H47ZM108 157L110 158V156H107V158H108ZM205 157H204V158H205ZM219 157H220V158H219ZM57 158L59 159L58 156H57ZM60 158H61V157H60ZM132 158H133V159H132ZM147 158H148V159H147ZM169 158H170V157H169ZM169 158H167L168 161H169ZM180 158H181V159H180ZM213 158H212V159H213ZM23 159H24V160H23ZM58 159H57V160H58ZM61 159H63V158H61ZM61 159H60V160H61ZM71 159H72V158H71ZM123 159H124V158H123ZM126 159H125V160H126ZM151 159H152V158H151ZM157 159H155V160H157ZM164 159H165V158H164ZM164 159H163V160H164ZM210 159H211V158H210ZM26 160H27V159H26ZM57 160H56V161H57ZM128 160H129V159H128ZM128 160H126V161L128 162ZM139 160H140V159H139ZM142 160H141V161H142ZM145 160H143V161H145ZM180 160H181V161H180ZM186 160H187V161H186ZM200 160H202V159H200ZM221 160H222V159H221ZM38 161H36V162H38ZM40 161H41V162H40ZM84 161H85V160H84ZM133 161H134V160H133ZM133 161H132V162H133ZM151 161H152V160H151ZM151 161H150V162H151ZM185 161H186V163H185ZM20 162H21V163H20ZM60 162H61V161H60ZM70 162H72V161H70ZM87 162H88V160H87ZM93 162H95V161H93ZM96 162H97V161H96ZM129 162H131V161H129ZM153 162H155V161H153ZM156 162H158V161H156ZM159 162H160V161H159ZM163 162H164V161H163ZM163 162H162V163H163ZM165 162H166V160H165ZM165 162H164V164H165ZM176 162H177V161H176ZM23 163H25V164H23ZM49 163L46 164V166H47V165L49 166ZM64 163H63V164H64ZM88 163H89V162H88ZM167 163H168V162H167ZM170 163H173V164H174L173 161H170ZM182 163H183V162H182ZM191 163H192V164H191ZM55 164H56V165H55ZM58 164H59V163H58ZM63 164H62V162H61V164H60V165H61V168L63 167ZM157 164L159 165L160 163H157ZM176 164H177V163H176ZM180 164H181V163H180ZM180 164H179V165H180ZM184 164H182V165H184ZM189 164L187 163V165H189ZM27 165H28V166H27ZM60 165H59V166H60ZM66 165H67V166H66ZM160 165H162V164H160ZM31 166L34 167V170H33V167H31ZM39 166L41 167V170L39 169L40 172L37 170V169L39 168ZM48 166H47V167H48ZM77 166L79 167L78 170H77V168H78ZM80 166H82V171H80V170H81V169H80ZM90 166H92V167H96V166L94 165V163H93L92 165H90ZM26 167H28V168H26ZM36 167H38V168L36 169ZM76 167H77V168H76ZM100 167H103V166H100ZM104 167H105L104 169L110 168V167H106L105 165H104ZM53 168H54V169H53ZM74 168H75L76 170H73ZM83 168H84V169H83ZM31 169H32L33 171H31ZM46 169H47V168H46ZM63 169H64V168H63ZM28 170H30V171L28 172ZM66 170H65V171H66ZM90 170H92V171L90 172ZM109 170H110V169H109ZM111 170H110V171H111ZM117 170H121V169H116L115 171H117ZM142 170H144V169H142ZM145 170H146V171H151V170H149V169H145ZM263 170H264V169H262V171L260 170V172L263 173V172H264ZM35 171H37V173H39V174L41 173L42 175H38V174L35 175ZM76 171L78 172V174H77ZM93 171H96V172H93ZM125 171H126V170H125ZM152 171H154V170H152ZM155 171H156V170H155ZM31 172H32L33 174H31ZM60 172H61V174H60ZM89 172H90V173H89ZM134 172H135V173H134ZM136 172H137V175H136ZM164 172H165V171H164ZM260 172L258 171L257 173L254 172L253 174H250V175H252L253 177H251L250 175L248 176V177L253 178L252 180H255V182H254V181H251V178H250V180H249L248 177H246V178H240L239 180H242V181H243V182L241 181L240 183H241V184L243 183L242 185H245L246 183H247V185L249 184L248 186H251V188H253L252 191L255 190V189H258V188H260V189L262 188V189H263V187H264V177H263V176H264V173H263V175H262ZM63 173H65V172H63ZM69 173H65L66 176H67V174H69ZM92 173H93V174H92ZM95 173H96V174H95ZM104 173L106 174V176L103 175ZM131 173H132V172H131ZM147 173H148V174H147ZM167 173H169V172L167 171ZM171 173H172V172H171ZM255 173H256V174H255ZM258 173H259V174H258ZM27 174L30 175V176L32 175V176H36V177H35V179H34V178L31 179L30 176L27 177ZM45 174H46V173H45ZM85 174H86V175L89 174V175H87V179L85 178V176H86ZM125 174H126V175H125ZM158 174H159V175H158ZM254 174H255V175H254ZM257 174L260 175V176L262 175L263 178H255V179H254V177H259V176H257ZM56 175H58V173H57ZM81 175H82L83 177H80ZM91 175H92V176H91ZM94 175H95V177H94ZM102 175H103V176H102ZM117 175H118V176H117ZM149 175H150V176H149ZM156 175L159 176L160 179H159V178L157 179V176H156ZM173 175H174V177H173ZM39 176H40V177H39ZM42 176H43V179H42ZM64 176H65V175H63L62 179L65 178ZM153 176H155V177H153ZM29 177H30V178H29ZM46 177H51L52 179L54 178V179H53L54 181L50 178V179L52 180V182H49L50 179H49V178H48V179H45ZM55 177H56V178H55ZM89 177H90V178H89ZM133 177H134L135 179H134ZM145 177H146V178H145ZM169 177H171V178H175V180H173V179L171 180ZM38 178H39V179L41 178V179H40V182H39V179H38ZM82 178H83V180H85L86 182L84 181V183H83ZM139 178H141V179L139 180ZM144 178H145V179H144ZM149 178H150V179H149ZM65 179H66V180H65L66 182H67L68 179L72 181V178H70L69 176H68L67 178H65ZM75 179H73V181H75ZM161 179H162V180H161ZM243 179H244V180L246 179L247 182H246V180L244 181ZM256 179H257V181H256ZM261 179H262L263 181H262ZM30 180H31V181H30ZM34 180H35V181H38V182H35ZM43 180H45V181L47 180L46 182H48V183H45ZM69 180H68V182H69L70 184L74 183L73 181L70 182ZM134 180H135V181H134ZM248 180H249V181H248ZM76 181H75V183H76ZM81 181H82V183H81ZM88 181H89V182H88ZM90 181H91V182H90ZM136 181H138V182H137L138 185L136 184ZM139 181H140V182H139ZM150 181H151V182H150ZM163 181H164V182H163ZM170 181H173V182L175 183V185L173 184V182H170ZM177 181H178L179 183H178ZM186 181H187V182H186ZM189 181H190V182H189ZM258 181H259L260 183H259ZM3 182H4V183H3ZM23 182H24V183H23ZM32 182H33L34 184H32ZM92 182H93V184H92ZM96 182H98V183H96ZM192 182H194L195 184H193ZM248 182H249V183H248ZM253 182H254V183H253ZM261 182H262V183H261ZM16 183H17V184H16ZM38 183H39V184H38ZM44 183H45V184H44ZM49 183L51 184V185H50L51 187H49V185H48ZM94 183H95V184H94ZM101 183H102V184H101ZM166 183H167V184H166ZM176 183H177V185H176ZM183 183H184V184H183ZM185 183H186V184H185ZM187 183H188V184H187ZM190 183H192V184L195 185V186H193L192 184L190 185ZM197 183L200 184V185H198ZM252 183H253V186H256L255 184H257V183H258L257 186H258V185H259V186H258L257 188H254V187H252V185H251ZM5 184H6V185H5ZM11 184H12V185L14 184V185L12 186ZM40 184H41V186H40ZM52 184H53V185H52ZM54 184H55L57 190H55V188H54ZM76 184H77V183H76ZM85 184H84L83 186H85L84 188L87 189ZM139 184H140V185H139ZM168 184H169V185H168ZM178 184H179V185H178ZM260 184H261V185H260ZM262 184H263V185H262ZM32 185H33V186H32ZM42 185H44L45 187L42 186ZM95 185H99V186H95ZM181 185H182V186H181ZM186 185H187V186H186ZM247 185H245V187H246ZM21 186H22V187H21ZM73 186H74V184H73ZM75 186H76V185H75ZM78 186H79V185H78ZM80 186H81V185H80ZM80 186H79V187H80ZM83 186H81V187H83ZM141 186H142V187H141ZM183 186H184V188H183ZM3 187H4V189H3ZM33 187H34V188H33ZM81 187H80V189H81ZM94 187H95V188H94ZM139 187H141V188L139 189ZM187 187H188V188H187ZM192 187H193V188H192ZM211 187H212V186H211ZM13 188H14V189H13ZM25 188H26V189H25ZM48 188H49V189H48ZM51 188L55 190V191L52 190L53 193H52V192H48V191H50ZM61 188H62V189H61ZM75 188H76L77 190H79V188H77V187H75ZM84 188L81 189L82 192L79 190V191H80L79 193H81V195H83V192H86V191H87V190H85ZM148 188H149V189H148ZM178 188H179V189H178ZM201 188H202V191H203V192L201 191ZM246 188H248V187H246ZM249 188H250V187H249ZM249 188H248V189H249ZM251 188H250V189H251ZM5 189H6V190H5ZM7 189H8V190H7ZM36 189H37V190H36ZM43 189L46 190V191H45V192H42ZM182 189H184L185 191L182 190ZM191 189H192V190H191ZM199 189H200V190H199ZM260 189H258V191H259ZM10 190L13 191L14 193L10 192ZM23 190H24V191H23ZM30 190H31V191H30ZM40 190H41V193H40ZM47 190H48V191H47ZM83 190H85V191H83ZM104 190H105V192H102V191H104ZM106 190H107V191H106ZM189 190H191V191H189ZM196 190H197V191H196ZM204 190H205V191H204ZM208 190H209V191H208ZM2 191L5 192V194H6L7 196H6V195H5V197H4V196H1V194H2V195L4 194V193H2ZM18 191H20L21 193L18 192ZM56 191H57V192H56ZM58 191H59V192H58ZM141 191H142V192H141ZM258 191H257V193H260V192H258ZM23 192H24V193H23ZM30 192H31V193H30ZM34 192H35V193H34ZM38 192H39V193H38ZM98 192H99V193H98ZM101 192H102L103 194H102ZM108 192H109L110 194H109ZM135 192H136V193H135ZM185 192H186V193H185ZM192 192H193V193H192ZM206 192H207V193H206ZM253 192H256V191H253ZM26 193H27V194H26ZM37 193H38V194H37ZM49 193H51V194H49ZM66 193H68V196H67V194L64 196V195L61 194V193L59 194L60 196L58 195L61 199H60L59 197H56L57 195L55 194L56 196H55L54 200L57 199L56 202H55L56 204L54 203V205H53L52 202H54V200L52 199L51 206H52V205H53L52 207H54V206L56 207V206H57V209L50 207V204L48 203V204H49V205H48L49 208H48V206H46V207L48 208V209H46V211H48L49 209H50V210H51V209L58 210L59 207H60V205H62V206H61V209H62V208H63V209H62L61 212H63V211L65 210V207H64V206L66 205V208L69 209V208H72V207H73L72 209H73L75 212H77V210H75V209H77V208L74 207V206H76V204L78 205V211H79V204L87 205V203L85 204V202H84L85 200H84V199L81 200V197H80L81 195H80L79 197H77V198L79 199V201H78V199H76V197H75V196H78V195H75V196L73 195V196L75 197V198H73L72 196L69 195V194H71V193H69V192H66ZM96 193H98V195H97ZM188 193H189V195H188ZM209 193H210V194H209ZM19 194L23 195L24 197L22 196V198H21V197L19 196ZM25 194H26V196H27L26 198H25ZM30 194H31V195H30ZM33 194H35V195H33ZM40 194H41V195L43 194V195L41 196ZM47 194H48V195H51V196L53 195V196H52V197H51V196L48 197ZM64 194H65V193H64ZM88 194H85V193H84V195H87V196H85V199L89 196ZM106 194H108V196H109V195H110V196L108 197ZM138 194H139V195H138ZM221 194L223 195V197H222ZM260 194H264V189H263V193H262V191H261ZM62 195H63L64 199H63ZM71 195H72V194H71ZM84 195H83V196H84ZM102 195H103V196H102ZM114 195H115V196H114ZM143 195H144V196H143ZM145 195H146V196H145ZM198 195H200V196H198ZM211 195H213V196L211 197ZM224 195H225V197H224ZM18 196H19V198H18ZM33 196H34V197H33ZM90 196H89V197H90ZM112 196H114V197H112ZM140 196H141V197H140ZM149 196H150V197H149ZM189 196H190V197H189ZM196 196H197V197H196ZM215 196H216V197H215ZM219 196H220V198H219ZM263 196H264V195H263ZM2 197H3V198H2ZM6 197H8L9 200H7L8 198L6 199ZM16 197L18 198V200H17ZM30 197H31V200H27V203H26V202H25V203L28 204V205H29V204H32V205H29V206H28V205H25V204H24L25 206L29 207V208H26V207L22 204V202H23L22 200H24L23 198H25V199H27V198L30 199ZM32 197H33L34 199H33ZM37 197H38V198H37ZM67 197H68V199H69V197H71V198H70V201H68ZM89 197H88V199H89V202L91 203V202H92V201H90V198H91V197H90V198H89ZM116 197H117V198H116ZM142 197H143V198H142ZM1 198H2V199H1ZM4 198H5V199H4ZM11 198H12V199H11ZM43 198H45V197H43ZM43 198H42V199H43ZM48 198H49V200H48ZM58 198H59L61 201H60ZM72 198H73V199H72ZM83 198H84V197H83ZM118 198H119L120 200H119ZM141 198H142V199H141ZM150 198H151V199H150ZM156 198H157V199H156ZM169 198H170V199H169ZM172 198H173V200H172ZM189 198H190V199H189ZM212 198H213V199H212ZM217 198H218V201H217ZM224 198H226V199H224ZM39 199H40V198H39ZM42 199H41V201H43ZM62 199H63V200H62ZM71 199H72V200H71ZM74 199H76L77 201L74 200ZM95 199H96V200H95ZM129 199H130V200H129ZM136 199H138V200H137L138 202H139V201H140V202L142 201V202H144L145 204H143V203L141 202V206L138 207V206L140 205V203H139V205H138V202H137V204H136ZM147 199H148L149 201H148ZM158 199H159V200H158ZM164 199H165V200H164ZM174 199H175V201H176V199H177L178 203H176L177 201L175 202ZM184 199H185V201H184ZM187 199H188V201H187ZM219 199H220L221 201H220ZM4 200H5V201H4ZM15 200L18 201V202H17V206H18V205L24 206L23 210H22V207H21V206H19V207L16 206V204H15L16 201H15ZM73 200H74V201H73ZM80 200H81V201H80ZM106 200H107V201H106ZM112 200H113V201H112ZM116 200L119 201V203H118ZM143 200L148 201V202H145V201H143ZM182 200H183V202H182ZM231 200H232V201H231ZM7 201L10 202V204H9ZM19 201H20L21 203H20ZM25 201H26V200H25ZM41 201H40V202H41ZM64 201H65V203H63ZM66 201H68L69 203H67ZM82 201H83V202H82ZM122 201H123V202H122ZM133 201H134V202H133ZM158 201H160V202H158ZM170 201H171V202H170ZM222 201H223V202H222ZM225 201H226V203H225ZM233 201H234V203H233ZM57 202H58V204H60V205H57ZM61 202H62L63 204H61ZM70 202H72V203L70 204ZM73 202H74V203H73ZM76 202H77V203H76ZM79 202H80V203H79ZM87 202H88V200H87ZM105 202H106V203H105ZM107 202H108V203H107ZM116 202H117V203H116ZM152 202H154V203L152 204ZM156 202H157L160 206H159ZM167 202H170V206H169V203H167ZM181 202H182V203H181ZM186 202H188L189 204L186 203ZM1 203H0V204H1ZM3 203H2V204H3ZM37 203H36V204H37ZM42 203H43V202H42ZM42 203H40V204H41V205H40L41 207L43 206ZM75 203H76V204H75ZM132 203H133V204H132ZM150 203L152 204V206H154V208L150 206V205H151ZM161 203H162V204H161ZM184 203H185L186 205H185ZM190 203H191V204H190ZM192 203H193V204H192ZM223 203H224V206H222ZM239 203H240V205H239ZM36 204H35V205H36ZM68 204H69V205H68ZM73 204H75V205H73ZM96 204H93V205H92V203H91L90 205H89V204H88V205L92 207V206H94V205H96ZM107 204H110L111 207L114 206V208H113V207H112V208H113V210L116 209V212L112 213V212H111L112 208L110 209L108 206H106ZM115 204H117V205H115ZM122 204H123V205H126V206H123ZM127 204H128V205H127ZM146 204H147V205H146ZM148 204H149V206H148ZM163 204H164V205H163ZM165 204H167V205L165 206ZM171 204H172V206H171ZM173 204H174V205H173ZM176 204H177V205H176ZM225 204H227L226 207H225ZM231 204H232V206H231ZM3 205H4V204H3ZM9 205H10V207H9ZM72 205H73V206H72ZM88 205H87V206H88ZM103 205H105V206H103ZM143 205H144V207H142ZM156 205H157V206H156ZM179 205H181V206L179 207ZM183 205H184V206H183ZM191 205H192V206H191ZM194 205H195V206H194ZM233 205H234V206H233ZM1 206H0V207H1ZM33 206H32V207H33ZM40 206H38V207H40ZM44 206H45V205H44ZM68 206H70V207H68ZM89 206H88V207H89ZM98 206H97V208H98V211H99V207H98ZM116 206H118L117 208H120V210L118 209L119 211H122V212H121V213H122V216H120V217H118V218H117V215H119V211L117 210V208H115ZM175 206L177 207L176 209H177L178 211L175 210V208H174ZM230 206H231V207H230ZM241 206H243V207H241ZM16 207H17V209H16ZM34 207H36V206H34ZM34 207H33V208H34ZM38 207H37V208H38ZM46 207H45V208H46ZM76 207H77V206H76ZM83 207L87 208L86 206H83ZM106 207H108V208H106ZM129 207H130V209H129ZM133 207H134V208H133ZM148 207H149L150 210H149V209H146V208H148ZM161 207H162V208H161ZM168 207H169V208H168ZM171 207H172V208H171ZM185 207H186V208H185ZM188 207H189V208H188ZM195 207H196V208H195ZM232 207H233V208H232ZM33 208L30 209V211H31V210H32V211L37 210V209H35V208H34V209H35V210H34ZM45 208H44V209H45ZM74 208H75V209H74ZM92 208L95 210L96 207H95V208L92 207ZM97 208H96V209H97ZM124 208H126V209L124 210ZM138 208H140V209H138ZM141 208H142V209H141ZM159 208H160V209H159ZM178 208H179V209H178ZM227 208H229L230 210L227 209ZM238 208H239V209H238ZM1 209H2L4 212L1 211ZM15 209H16L17 211H18V209H21L22 211H24V212L22 213L21 210H20V212H21L22 214L19 213V211L17 212V213L21 214V217L18 216V220H20V218H21V221H17V220H16L17 223H19V224H16V221H15V219H17L16 217H14V216H16V214H17V213L15 214V211H14ZM40 209H41V208H40ZM42 209H43V208H42ZM44 209H43L42 211H43V213H44L45 216H46V215H47V214H46L47 212L45 211V212H46V213H45V212H44ZM61 209H59L57 212L59 213V211H60ZM72 209H71V210L69 209L68 211H67V210L64 211L66 214L64 215V214L62 213L63 215H62V214H61V215H62V216H66V217L68 218V217H69V216H68L69 213L72 215V212H73V214H74V211H73ZM93 209H92V211H91V208H90V210H88V209H86V210L89 211V213H91V212L93 213V212H94ZM101 209H100V211H102ZM109 209H110V212H109ZM132 209H133V211H134V209H137V210L133 212ZM162 209H163V210H162ZM172 209H173V210H172ZM180 209H181L182 211H180ZM210 209H211V210H210ZM240 209L243 210V211H241ZM38 210H39V209H38ZM50 210H49V212H50ZM123 210H124L125 212H124ZM128 210H129V212H128V214H127V211H128ZM154 210H155V211H154ZM156 210H157V211H156ZM168 210H169V211H168ZM187 210H188V212H190V213L187 214ZM189 210H190V211H189ZM228 210H229V211H228ZM233 210H234V211H233ZM42 211H41V212H42ZM52 211H54V210H52ZM96 211H97V210H96ZM96 211H95V213L98 214V212H96ZM100 211H99V212H100ZM117 211H118V212H117ZM141 211H142V212H141ZM170 211H171V212H170ZM176 211H177L178 213H180V214H177ZM184 211H185V212H184ZM208 211H209V212H208ZM227 211H228L229 213H228ZM235 211H236V212H235ZM5 212H8L9 214H13V212H14V216H13V215H9V214H7V213H5ZM10 212H11V213H10ZM39 212H40V211H39ZM41 212H40V213L37 212L38 214H40V216H39L38 214H36V212H35V213L32 212L33 214L30 215L31 213L28 211V213H30V214H29V215H30L29 217H32V218H36L37 215H38L39 217H41V216L43 215V213H42V215H41ZM55 212H56V211H55ZM67 212H68V213H67ZM123 212H124V214H125L126 216H124ZM130 212H132V213H130ZM139 212H140V213H139ZM150 212H151V213H150ZM153 212H154V213H153ZM169 212H170V213H169ZM221 212H222V213H221ZM238 212H240V213H238ZM51 213L53 214V212H51ZM58 213H56V214L54 213L53 215H57V216H59L58 218H60V213H59V215H58ZM77 213H78L77 218H79L80 221H82V219L79 217V214H80V213H79V212H77ZM102 213H103V212H102ZM102 213L100 212L101 215H102ZM137 213H138V214H137ZM142 213H143V214H142ZM183 213H184V214H183ZM185 213H186V214H185ZM191 213H192V214H191ZM199 213H200V214H199ZM214 213H215V214H214ZM6 214L9 215V217H8ZM19 214H17V215H19ZM26 214H27V213H26ZM67 214H68V215H67ZM83 214H84V213H83ZM100 214H99V216H100ZM132 214H133V216H132ZM139 214H140V215L142 214V215L140 216ZM146 214H147V215H146ZM148 214H149V215H148ZM175 214H176V215H175ZM218 214H219V215H218ZM223 214H224V215H223ZM238 214L241 215V216H238ZM33 215H36V217H35V216L33 217ZM50 215H51V214L48 213V216H49V217L52 216V215H51V216H50ZM75 215H77V214H75ZM75 215H74V216H75ZM128 215H129L130 217H129ZM143 215H144V216H143ZM166 215H167V216H166ZM180 215H181V216L186 215V216H185V217H181ZM191 215H192L193 217H192ZM222 215H223V216H222ZM228 215H229V218L227 217ZM3 216H4V218H3ZM43 216H44V215H43ZM74 216H73V217H74ZM80 216H81V215H80ZM82 216H83V215H82ZM102 216H104V215H102ZM109 216H108V218H109ZM187 216H189V217H187ZM190 216H191V217H190ZM225 216H226L228 219H225V218H226ZM234 216H235V217H234ZM11 217H12V219H11ZM13 217H14V220H13ZM19 217H20V218H19ZM29 217H26V218H28V220L26 219V221H29V219H30L29 223H32L31 218H29ZM55 217H56V216H55ZM66 217H64V218H66ZM73 217H72V219H73ZM134 217H135V218H134ZM139 217H140V218H139ZM208 217H209V218H208ZM218 217H219V218H218ZM231 217H232V218H231ZM239 217H240V218H239ZM6 218H7V219H6ZM37 218H38V217H37ZM70 218H71V217H70ZM88 218H89V220L86 219V217H85L86 220L83 218V221H84V220H85V221H90L91 217L89 216ZM98 218L101 219V217H98ZM136 218H138V219H136ZM166 218H167V219H166ZM189 218H190V220H189ZM192 218H193V219H192ZM194 218H195V219H194ZM215 218H216V219H215ZM236 218H237V219H236ZM241 218H242L244 221H242ZM251 218H252V219H251ZM9 219H10V220H9ZM74 219H75V217H74ZM79 219H77V220H78V222L80 223ZM105 219H106V221L108 222L107 217H105ZM105 219L102 217V220H103L102 222H101V220H100V221L97 220V221H99V222H101V223H106ZM141 219H142V220H141ZM185 219H186V220H185ZM198 219H199V220H198ZM209 219H210V220H209ZM217 219H218V220H217ZM221 219H222V220H221ZM224 219H225V220H224ZM230 219H231V221H230ZM5 220H6V221H5ZM32 220H33V219H32ZM38 220L40 221V219H37V221H38ZM91 220H94V219H91ZM112 220H113V219H112ZM114 220H115V219H114ZM114 220H113V221H114ZM140 220H141V221H140ZM146 220H147V221H146ZM181 220H182V221H181ZM204 220H205V221H204ZM219 220H220V221H219ZM226 220H227V221H226ZM238 220H239V221H238ZM3 221H4V222H3ZM37 221H36V220H33V223H35V222L37 223ZM39 221H38V222H39ZM83 221H82V223H84ZM110 221H111V220H110ZM144 221H145V222H144ZM171 221H172V223H171ZM174 221H175L176 223H175ZM222 221H223V222H222ZM232 221H233V222H232ZM234 221H235V222H234ZM237 221H238L239 223H238ZM241 221H242V222H241ZM251 221H254V223L251 222ZM5 222H6L7 224H6ZM8 222H9V223H8ZM140 222H141V223H140ZM142 222H143V223H142ZM182 222H184V223H182ZM244 222H245V224H244ZM257 222H258V223H257ZM11 223H12V224H11ZM108 223H109V222H108ZM111 223H112V221H111ZM123 223H124V222H123ZM126 223H127V222H125V225H126ZM144 223H145V225H144ZM148 223H149V224H148ZM177 223H178V224H177ZM189 223H190V224H189ZM200 223H201V224H200ZM204 223H205V224H204ZM246 223L249 224V225L247 226ZM251 223H253L254 226H253ZM256 223L259 224V225H257ZM10 224H11V225H10ZM169 224H170V225H169ZM192 224H193V225H192ZM210 224H211V225H210ZM217 224H218V225H217ZM234 224H235V225H234ZM255 224H256L257 226H256ZM7 225H9V226H7ZM12 225H13V226H12ZM143 225H144V226H143ZM222 225H223V227H222ZM229 225H230V226H229ZM239 225H240V226H239ZM261 225H262V226H261ZM3 226H4V227H3ZM6 226H7V227H6ZM16 226H17V228H16ZM224 226H225V227H224ZM226 226H227V227H226ZM243 226L245 227V229L243 228ZM246 226L248 227V229H247ZM251 226H252V227H251ZM9 227H10V228H9ZM12 227H13V228H12ZM146 227H147V228H146ZM211 227H212V228H211ZM228 227H229V228L232 227V228H233V231H232V229L229 230ZM241 227H242V228H241ZM259 227H260L261 229H260ZM18 228H19V229H18ZM142 228H144V229H142ZM168 228H169V229H168ZM85 229H86V228H85ZM226 229L229 230V231L227 232ZM239 229H241V230H239ZM242 229H243V231H242ZM254 229H255V230H254ZM24 230H25V231H24ZM87 230H88V229H87ZM93 230H94V229H93ZM93 230H92V231H93ZM221 230H222V231H221ZM235 230H236V231H240V232H235ZM23 231H24V232H23ZM27 231H28V232H27ZM46 231H48V230H46ZM46 231H45V232H46ZM94 231H95V230H94ZM99 231H100V234H99ZM104 231H106V232H104ZM122 231H123V232H122ZM125 231H127L128 234H127V232L125 233ZM152 231H153V232H152ZM155 231H156V232H155ZM241 231H242V233H241ZM244 231H245L246 233H245ZM259 231H260V232H259ZM17 232H18V233H17ZM30 232H31V234H32L33 236L30 234ZM45 232L43 233L44 237H45V234L47 233V232H46V233H45ZM48 232H49V231H48ZM55 232H56V231H55ZM55 232H54V233H53V232H51V233L49 232V233H50L52 236L55 235V234L57 233L56 236H59L58 239H61L62 237H61L60 235H58V234L60 233L59 230H58V232H56V233H55ZM85 232H86V231H85ZM108 232H109V233H108ZM120 232H121L122 234H121ZM143 232H144V233H143ZM166 232H167V233H166ZM229 232H230V233H229ZM243 232H244L245 234H243ZM247 232H248V233H247ZM249 232H250V233H249ZM256 232H257V233H256ZM23 233H25V234H23ZM86 233H87V232H86ZM93 233H94V234H93ZM106 233H107V234H106ZM111 233H112V234H111ZM150 233H151V234H150ZM153 233H154V235H155V236L153 235L154 239L152 238V234H153ZM159 233H160V234H159ZM237 233H238V234H237ZM239 233H240L241 235H240ZM251 233H252V235H251ZM253 233H254V235H253ZM29 234H30V236H32V237H30ZM69 234L71 235V234H72V231H71V233L69 232ZM105 234H106V235H110L111 237L109 236V238H108V236H106ZM114 234H115V235H114ZM116 234L119 235V236H116ZM123 234H124V235H123ZM125 234H126V235H125ZM234 234H235V235H234ZM247 234H248V235L250 234L251 236L249 235V238H248V237H247V236H248ZM21 235H22V236H21ZM73 235H74V234H73ZM100 235H101L102 237H100ZM112 235H113V236H112ZM121 235H123V236H122L123 238L121 237ZM150 235H151V237H150ZM156 235H157V237H156ZM237 235H238V236H237ZM261 235H263V236H261ZM47 236H48V235H47ZM47 236H46V237H47ZM49 236H50V235H49ZM92 236H93L94 238H93ZM95 236H96V237H95ZM105 236H106V237H105ZM129 236H130V237H129ZM158 236H159V237H158ZM240 236H241V237H240ZM244 236H246V237L244 238ZM252 236H254V237H252ZM29 237H30V238H29ZM60 237H61V238H60ZM82 237H83V238H82ZM104 237H105V238H104ZM115 237H116V238L118 237V240H119L120 242H121L123 239H125V237H126L127 239H125V240L122 241V242H125V241H127V242H125V243H123V244H122V242H121V244L118 245V243H116V242H119V241H117V239H116ZM142 237H143V238H142ZM144 237H146V238H144ZM155 237H156V239H155ZM251 237H252V238H251ZM33 238H34V239H33ZM48 238H49V237H48ZM55 238H56V237H55ZM65 238L63 237V239H65ZM75 238H76V240H73V239H75ZM97 238H98V239H97ZM106 238H107L108 240H107ZM111 238H112L113 241L110 240ZM119 238H120V239H119ZM121 238H122V240H121ZM136 238H137V239H140L141 241H140V240H137ZM141 238H142V239H141ZM158 238H159V239H158ZM204 238H205V239H204ZM25 239H26V240H25ZM31 239H32V240H31ZM46 239H47V238H46ZM51 239H53V238H51ZM56 239H57V238H56ZM71 239H72V242H71ZM80 239H85L84 241H82V242H84L83 244L85 245V246H83V248H79V247L77 248V247H76L77 245H76L75 242H80V241H81ZM114 239H115V241H114ZM134 239H135V240H134ZM152 239H153V240H152ZM236 239H237V240H236ZM241 239H242V240H241ZM243 239H244V240H243ZM255 239H256L257 242L255 241ZM30 240H31V241H30ZM98 240H100V241H98ZM102 240H104V241H102ZM147 240H148V241H147ZM195 240H196V241H195ZM228 240H229V241H228ZM245 240H246L247 243L245 242ZM247 240H249L250 243H249ZM250 240H252V241H250ZM28 241H29L30 244H28ZM49 241H51V240L49 239ZM74 241H75V242H74ZM107 241H108V243H107ZM130 241H131V242H130ZM145 241H144V242H145ZM166 241H167V244H166ZM31 242H32V243H31ZM33 242H34V243H33ZM46 242H47V243H46ZM90 242H91V243H90ZM105 242H106V243H105ZM113 242H114L115 244H114ZM120 242H119V243H120ZM128 242H129V244H128ZM135 242H140V244H139V243L137 244V248H135V244H136ZM162 242H160V244H161ZM175 242H177L178 244L175 243ZM253 242H254V243H253ZM258 242H259V243H258ZM26 243H27L28 245H27ZM45 243H46V246H47V244H48L47 249L44 248V247H45ZM67 243H68V245H67ZM71 243H72V244H71ZM102 243H104V244H103L104 246L102 245ZM110 243H111V245H110ZM238 243H239V244H238ZM248 243H249V244H248ZM33 244H34V245H33ZM37 244H39V245H37ZM93 244H94V245H93ZM105 244H106V245H105ZM112 244H113V245H112ZM126 244H127V245H126ZM130 244H133L132 246H134L135 249H134ZM168 244H169V245H168ZM227 244H228V245H227ZM244 244H245V245H244ZM251 244H252V245H251ZM42 245H43V247H42ZM50 245H51V247H50ZM61 245H62V246H61ZM92 245L94 246L95 249L92 248V247H93ZM97 245H98V246H97ZM128 245H129V246H128ZM246 245H247V246H246ZM249 245H250V247H249ZM253 245H254V247H253ZM38 246H40V247H38ZM53 246H54L55 248H54ZM59 246H60V247H59ZM73 246H74V247H73ZM130 246H131L132 248H130ZM156 246H157V245H153L155 251L152 250L153 248L151 249V250H152V254H153L154 257H155V262L152 261V264H155V263H156V264H166L167 262L165 263V260H164L163 258L160 257V255H161V251L159 250V247L157 246L158 248H155ZM170 246H171V247H170ZM225 246H226V247H225ZM65 247H66V248H65ZM67 247L70 248V249H67ZM71 247H72V248H71ZM97 247H98V248H97ZM100 247H101L102 249H104L103 247L108 248V249L103 250V253H104V251H105L107 254L104 253V254H105V255H104V254L102 253V249L100 250ZM37 248H38V249H37ZM49 248H51V249L49 250ZM109 248H110V249L112 248V249L110 250ZM141 248H142V249H141ZM146 248H147V247H146ZM246 248H247V249H246ZM249 248H250V250H249ZM39 249H40V250H39ZM42 249H44V250H42ZM58 249L61 250V251H59ZM74 249H76L77 251H75ZM78 249H79V250H78ZM144 249H145V250H144ZM108 250H110V251H109V254H112V255H111L112 257H111L110 255H108ZM132 250H133V251H132ZM251 250H252L253 252H252ZM46 251H47V252H46ZM57 251H58V252H57ZM67 251H68V252H67ZM71 251H72V252H71ZM94 251H95V252H94ZM134 251H135V252H134ZM203 251H204L205 253H204ZM248 251H250V252L248 253ZM40 252H41V253H40ZM77 252H78L79 254H78ZM96 252H98V253H100V254H97ZM208 252H209V253H208ZM46 253H47V254H46ZM71 253H72V254H71ZM73 253H74V254H73ZM43 254H44V255H43ZM45 254H46V256H45ZM59 254H60V255H59ZM61 254H62V255H61ZM69 254H70V255H69ZM84 254H85V255H84ZM93 254L95 255V257H93V256H94ZM130 254H131V253H130ZM57 255H59V256H57ZM77 255H78V256L80 255V257H78ZM107 255H108V256H107ZM168 255H167V256H168ZM187 255H188V256H187ZM208 255H209V256H208ZM246 255H247V256H246ZM252 255H253V257H252ZM88 256H89L90 260H89V258H87ZM97 256H98V257H97ZM140 256H141V257H140ZM157 256H158L159 258H158ZM202 256H203V257H202ZM249 256H250V257H249ZM53 257H54V258H53ZM68 257H69V258H68ZM72 257H73V259H72ZM75 257H76V258H75ZM109 257H111V261H112V263H111V262L108 263V262L110 261V260H109V259H110ZM219 257H220V260H221V261L219 260ZM248 257H249L250 259H249ZM99 258H100V259H99ZM105 258H107V259L105 260ZM108 258H109V259H108ZM142 258H143V257H142ZM187 258H188V259H187ZM86 259H88V260H86ZM93 259H95V260H93ZM97 259H98L99 261H98ZM156 259H157V260H156ZM162 259L164 260V262H162ZM175 259H176V260H175ZM65 260H66V261H65ZM69 260H71V261H69ZM80 260H81V261H80ZM83 260H84V261H83ZM107 260H108V261H107ZM158 260H159V261H158ZM172 260H173V261H172ZM187 260H188V261H187ZM214 260H215V261H214ZM245 260H246V261H245ZM79 261H80V262H79ZM248 261H249V262H248ZM148 262H149V261H148ZM148 262H147V261L145 262V261H143V260L141 259V264H145V263H146V264H151V263H148ZM181 262H182V263H181ZM247 262H248V263H247ZM139 264H140V263H139Z\"/></svg>",
  "mask_w": 264,
  "mask_h": 264
},
{
  "label": "bare ground",
  "instance_id": "obj_2",
  "mask_svg": "<svg viewBox=\"0 0 264 264\" xmlns=\"http://www.w3.org/2000/svg\"><path fill=\"white\" fill-rule=\"evenodd\" d=\"M1 1H3V0H1ZM1 1H0V2H1ZM6 1L9 2V1H11V0H6ZM16 1H18V0H15V2H16ZM24 1H25V0H24ZM31 1H33V0H31ZM34 1H35V2H36V1H39V3L42 2V3H41L42 5L44 4V3H43L44 0H43V1H42V0H41V1H40V0H34ZM34 1H33V2H34ZM47 1H48V0H45V4H47ZM50 1H51V0H49L48 3H49ZM60 1H61V2H60ZM62 1H64V0H59V1H58V0H55L54 3H53L54 8H55V7H56V8H57V7L60 8V7L62 6V7L60 8V9H61L60 12H62V13H64L65 10H66V12H67V9H68V12H70V11L72 10L71 13H73V14H74V13H75V14H78V13H79V14H80L81 12H77V11H80V10L82 9L81 11L83 12V16L86 15L87 17H89V16H88L89 14H90V17H91V16L94 17V15L96 16V17L92 18V22H94L93 20L96 19V20H98V22H99V24H100V22L102 21L101 19H103V23L101 22V24H103V25L106 24V26H108V24H109V26H110L111 28H113L114 26H116V27L113 28L115 31H116V29L119 27V25H116V24L113 25V24H111V22L114 21V20H116L117 18H118V22H119V24L122 22V21L120 22V20H119V19L122 18V17H117V16H119L118 13H120V12H119L120 10H119V11H118V10H117V11L115 10V11H113V13H109V9H112V8H114V9H118V8H116V7H117L118 5L120 6L121 3L117 5L118 1H116V0H112V1H111V0H108V1H107V0H106L107 2H109V1L112 2V3L109 2L110 4L107 3V5H108V4H109V5H111V4L113 5V4H114L113 2L116 1V2H115L116 5H114V6H116V7H114V6H113V7H112V6H109L110 8H107L105 5H103V6H105V7H103V6H102V3H99V2H103L104 0H103V1H100V0H97V1L92 0V1H90V2H93V3H94V2H97L99 5L101 4V7L105 8V9L107 8L108 10H104L103 8H102V10H101V9H100L101 7H100L98 4L96 5V8H92V7H95V6L90 7V5H92L93 3L91 4V3H89V1H88V6H89V8L92 9L91 11H89V8H87V10H88L87 12H88V13L86 12V8H85V7H88V6H85V3L82 4L85 0H80V1L77 0V1H75V2H78V1H79V2H78L79 4H80V2H81L80 5H82V7H81L78 3H70L71 1L74 2V0H65L64 2H62ZM66 1H67V2H66ZM68 1H69V2H68ZM106 1H104V2H106ZM119 1H120V0H119ZM124 1H125V0H124ZM124 1H122V3H123ZM126 1H127V0H126ZM126 1H125V2H126ZM136 1H137V0H135L134 3H136ZM156 1H158V3H157ZM159 1H160V3H159ZM161 1H162L163 3H164V1H169V2H168V3H169V7H172L170 4L173 3V2H172V3H170V2H171V1H174V3L172 4L173 7H175L176 5H178V6L175 7V8H173V7H172V8H169V7L166 5L167 2H165V3H164L165 5L162 3L161 7H159V4H161ZM178 1H179V0H143V1L139 0V1H137V4H133V0L128 1V2H129V5H132V4H133L132 7H130V8H129V7H126V9H125V6H124V8H123V7H122L123 5H121V7L123 8V10H122V8H121V14H122V16H125V17H123V19L126 18V19H128L129 21L126 22V21H125L126 19L123 20V21L125 22V23H124L125 25L122 26V25H123V22H122V24H121L122 28H121V26L118 28V34H119V29H121V30H125V31H129V32H133V33H134V34H133L134 36L137 35V36L141 37L140 40H142V38H143V39L147 40V42L149 41V43L158 46V47H156V48H158L157 50H159L158 53H159L162 49H163V50H165V49H169V51H170L169 53H173V54H176V51H177V52H178V51H181V52H182V51H185V52H184L185 54H184V53H182V54L185 55L184 57H186V59H184V57H183V58L179 57V55H178L179 52L177 53V56L179 57V59L181 58V64H182V62H183L184 60H187V59L190 60L191 57H192V54L189 55V53L191 52L190 50H191L192 46H187V45H190V44H184V43H182V44L186 45V48L189 47V49H187L188 51H186V48H185L184 50H182L184 47H183V48H182V47H181V48L179 47V49H178L179 43H176V42H175V41H177L178 37H176L177 39L174 40V43H173V42H172L173 40H171L172 38L170 37V39H169V36H167L168 34L166 35L165 32H161V31H162V28H163V25H162V24L166 23V26L169 28V29H168L169 31H170L171 28H174V27H172V26H174L173 24H175V29H176V27H178L177 29H180V28H181V29H183V31H184L185 28L187 29V27H189V26H187V27L185 26V28H183L184 26H183V27H179L180 25H178V24H181L180 22L184 23V21L187 23V18H188V17L185 18V20H183V18H184L185 15L187 16L189 13H191V9H194V12L192 11L191 15L193 14L195 17H198L197 15L194 14V13H195V9L197 10V8H202L204 2H205V4L208 3L209 5H213V4H214L215 7H212V8L214 9V12H215V13H219V11L217 12V10L215 11V9L220 8L222 4L220 5V0L218 1L219 3L217 2V0H216V1L214 0L215 3H213V4H212L213 1H211V0H210V1L208 0L207 2H206V1L203 2V0H199V1L197 0V1H198V2H196L197 5H195L196 3H194V2H195L196 0H193L194 5H192V3L190 4V2L188 3V1H191V2H192V0H188V1H187V0H183V1H187L188 5L190 4V7H188V5H187V9H186V8H185V7H186L185 5H184V6H185V7H184L183 5L177 4V3H184V2H182L181 0H180V2H178ZM229 1H231V0H229ZM229 1L227 2L226 0H224V2H223V1L221 0V3L223 2V5H224V6L221 7V8H222L221 11H222L223 9H224L223 11H225V9H226V7H225V3H226V6H228L229 3H231V4H230V6H231V7H230V10H232V9H231L232 7L237 6V4H235V1H234V0H232V2H229ZM233 1H234V2H233ZM236 1L238 2V5H239V3H240V5H241L240 7H242V5L245 7V6H247L249 3H250V4L252 3L253 6L256 5L255 7H257V8L260 6L259 8L261 9L262 13H263V11H264V10L262 9L264 3L259 4V3H260V2H259V3L257 4V2H258L257 0H255V1H257V2H253V0H252V1H250V0H243V1H242V0H239V1L236 0ZM259 1H260V0H259ZM261 1H262V0H261ZM29 2H30V1H29ZM33 2H32V3H33ZM52 2H53V1L50 2L51 4L49 3V6L52 5ZM58 2H59V4H57ZM85 2H87V1H85ZM104 2H103V3H104ZM120 2H121V1H120ZM138 2H139L140 5H141L142 2L144 3V5L146 4V6L148 7V9H150V10H145V11H148V12L154 10L153 7H155L156 9H157V7L161 8L160 10H162V11L159 10V11H160L159 13H158V9H159V8L157 9V11L154 10V11H156V13H158V15H159V16H157L158 19H157V18H154V19H157V20H155V21H153V22L148 21L149 19L147 20V18L150 17V13L146 14L147 16L149 15V16L147 17V16H145V14H143L145 11L140 12V14H141V16H140L138 11L141 10L142 8H146V7H144V6L142 5V8H138V10H137L136 8H137V5H138ZM145 2H147V3H145ZM154 2H156V5H157V4H158V5L156 6V5L154 4L155 6H152V7H151V5H153ZM176 2H177V3H176ZM237 2H236V3H237ZM247 2H249V3H247ZM4 3H5V1H4ZM9 3L12 4V6L10 5L12 8H13V7H16V8H17V5H16V4H15V5L13 4V3H14L13 0H12L11 2H9ZM16 3H17V2H16ZM18 3H19L20 5H22V1H20V2L18 1ZM25 3H26V2H25ZM36 3H37V2H36ZM60 3H61L62 5H60ZM63 3H64V4H63ZM68 3H70V4H68ZM131 3H132V4H131ZM143 3H142V4H143ZM149 3L151 4L150 6L148 5ZM187 3L185 2L184 4H187ZM201 3H202V4H201ZM210 3H211V4H210ZM217 3H218V5H216ZM227 3H228V5H227ZM245 3H246V5H244ZM255 3H256V4H255ZM0 4H1V3H0ZM26 4H27V3H26ZM73 4L76 5V6L78 5L80 8H79L78 6H77V7L75 6V9H74V8H73V7H74ZM89 4H90V5H89ZM123 4H124V3H123ZM198 4H200V5H198ZM205 4H204V6H205ZM208 4H206V5H208ZM250 4H249L248 6H251ZM1 5H2V4H1ZM4 5H5V4H3V6H4ZM6 5H7V3H6ZM13 5H14V6H13ZM24 5H25V4H24ZM24 5H23V6H24ZM32 5H33V4H32ZM34 5H36V4L34 3ZM55 5H56V6H55ZM58 5H60V7H59ZM64 5H65V7H64ZM69 5H70L71 10H69V9H70V8H69ZM71 5H72L73 7H72ZM124 5H127V2H126V4H124ZM135 5H136V7H135ZM209 5H208V8L210 7ZM219 5H220V6H219ZM232 5H234V6H232ZM257 5H258V6H257ZM261 5H262V7H261ZM3 6H2V7H3ZM18 6H19V5H18ZM28 6H29V5H28ZM37 6H38V5H37ZM39 6H41V5H39ZM46 6H47V8H48V4H47ZM66 6H67V8H66ZM97 6H99V7H97ZM133 6H134L135 8H133ZM162 6L164 7V9H165V6H166V9H165V10L162 9V8H163ZM194 6H195L196 8H195ZM218 6H219V7H218ZM253 6H251V8H252V9H256V8L253 7ZM6 7H8V6H6ZM25 7H27V5H25ZM29 7H30V6H29ZM31 7H33V9L31 8L30 11L34 10V7H35V6H31ZM43 7H45V6H43ZM63 7L66 8V9L64 10ZM139 7H140V6H139ZM150 7H151V8H150ZM191 7H193V8H191ZM206 7H207V6H206ZM223 7H225V8H223ZM36 8H37V7H36ZM39 8H40V7H38L37 9H39ZM49 8H50V7H49ZM72 8H73V9H72ZM78 8H79V9H78ZM83 8H85V9H83ZM97 8H99V9H97ZM131 8L134 9V11H135L134 14H132V13H133V12H132L133 9H131ZM188 8H190V9H188ZM208 8H207V9H208ZM210 8H211V7H210ZM236 8H237V7H235V9H236ZM246 8H247V7H246ZM249 8H250V7H249ZM259 8H258V9H259ZM4 9H5V8H4ZM10 9H11V8H10ZM19 9H20V8H19ZM24 9H25V8H24ZM24 9H23V7H21V10H24ZM26 9H27V8H26ZM28 9H30V8H28ZM28 9H27V10H28ZM41 9H43V8H41ZM60 9H57V11L60 10ZM93 9L100 10V11L98 12V13H99L98 16H99V18H101V17H103V18L98 19V17H97V13H96L97 11H96V10L93 11ZM127 9H128L130 12L126 11ZM202 9H203V8H202ZM202 9H200L199 11L197 10L198 13L200 12L199 17H200V20H201V22H199V26L197 27V29L200 27V23L202 24V21H203V20H202V19H203L202 17H207V16L211 17V16H212V18H214V16L216 17L217 15H220V14H221V12H220V14H215V15H213V14H214L213 11H212L213 9H212V10L210 9L209 11L212 12V13H211L212 15L210 16V15H208V14H210V12L207 11V12L204 13V11H205L204 9H203L204 11L201 13V10H202ZM233 9H234V8H233ZM240 9H241V8H240ZM260 9H259V10H260ZM14 10H15V9H14ZM14 10L11 9V11H14ZM17 10H18V9H17ZM17 10H16V11H17ZM63 10H64V11H63ZM74 10H77V11L75 12ZM84 10H85V11H84ZM103 10H104L105 12L108 11L106 17H104L106 13H105V12L103 13V12H102ZM124 10H125L127 13H125ZM136 10H137L138 13L136 12ZM142 10H143V9H142ZM187 10H188V11H187ZM189 10H190V11H189ZM226 10H227V9H226ZM228 10H229V9H228ZM228 10H227V11H228ZM230 10H229V11H230ZM238 10H239V9H238ZM256 10H257V9H256ZM18 11H19V10H18ZM25 11H26V10H25ZM30 11H28V12H30ZM47 11H49V10H47ZM47 11H46V9H45L44 12H43V10H42V12H41L40 9H39V11H38L39 14L37 15L38 18H43V17H44V15H43L44 13L48 14ZM53 11H54V10H53ZM55 11H56V10H55ZM122 11H123V12H122ZM154 11L151 12V14H154V13H155ZM180 11H182V12H180ZM186 11L188 12V14H186V13H187ZM223 11H222V12H223ZM242 11H243V10H242ZM19 12H21V11H19ZM28 12H26V14H27ZM33 12H35V13L37 14V12H36L35 10L32 11V13H33ZM40 12H41L42 15H43V16H41V17L39 16V15H41ZM66 12H65L63 15H65V14L67 15V14H68L69 16H73V17H69L68 20H69V19H71V20L73 19L72 21H71V20H70V21H71L72 23H74L75 20H76L75 18L78 17L79 14H78L76 17H74L75 14L72 15L71 13H66ZM89 12H93L94 15H92V14L89 13ZM110 12H111V11H110ZM116 12H117V13H116ZM131 12H132V13H131ZM184 12H186V13L184 14V16L182 15V16H183V18H182L183 21H182V20L180 21L181 18H178L176 15H179V16L181 17V14L184 13ZM225 12H226V11H225ZM258 12H259V11H258ZM57 13H59V12H57ZM57 13L54 12L53 14H54V15H57ZM62 13H60V14H62ZM84 13H87V14H84ZM100 13L103 14V15L100 16ZM114 13H116V15H114V16H115V19H114V17L111 15V14H114ZM128 13H131V14H128ZM146 13H147V12H146ZM178 13H180V14H178ZM198 13L196 12V14H198ZM207 13H208V14H207ZM226 13H227V12H226ZM10 14H11V12H10ZM19 14L21 15V13H19ZM24 14H25V13H24ZM33 14H34V13H33ZM46 14H45V17H48V16H46ZM70 14H71V15H70ZM201 14H203V15H205V16L202 15V17H201ZM206 14H207V15H206ZM222 14H223V13H222ZM14 15H15V14H14ZM17 15H18V14H17ZM34 15H35V14H34ZM58 15H59V14H58ZM58 15H57V16H58ZM63 15H61V16H63ZM68 15H67V17H68ZM81 15H82V13H81ZM109 15H111V16H112V19H114V20H112L110 23L107 24L106 22H109V21H104V18H105V20H109V19H106L107 17H109ZM130 15H131V16H130ZM142 15H144V16L146 17V19H144V18H143L144 16L142 17ZM154 15L156 16L157 14H154ZM160 15H161V16H164V17H161V18H160ZM189 15H190V14H189ZM189 15H188V16H189ZM193 15H192V17H194ZM23 16H24V15H23ZM23 16H22V17H23ZM25 16H26V15H25ZM31 16H32V15H31ZM37 16L35 15V17H37ZM83 16H80L79 18H81V17H83ZM86 16H85V18H86ZM111 16L109 17L110 19H111ZM129 16H130V17L134 16V17H136V18L132 17V19L130 20V17H129ZM138 16H140V19H141V17H142V20H141V21H140V19H137V18H139ZM225 16H226V15H225ZM229 16H230V15H229ZM15 17H16V16H15ZM33 17H34V16H33ZM33 17H32V18H33ZM45 17H44V18H45ZM51 17H53V16L51 15ZM51 17H49L50 20H52ZM54 17H55V18H54ZM54 17H53V19H55V20H54L53 22H54L55 24H56V23L58 24L57 21H59L60 18H59V20H57V17H56V16H54ZM67 17L65 16V18H67ZM90 17H89L88 20L91 19ZM116 17H117V18H116ZM167 17H168V18H167ZM169 17H170V18H169ZM174 17L176 18V20H175L176 22L180 21V22H178V24H176V22H175L174 20H173L174 22L172 23V20H171V19H172V18L175 19ZM189 17H191V16H189ZM192 17H191L190 19H193ZM221 17L225 18L223 15H220V18H221ZM44 18H43V20H44ZM79 18H77V20H76V21H77L76 24L78 25V23L80 22L81 25H83L82 23H84L83 26L86 27V23L83 22L84 19L81 18V19H82V21H81ZM133 18H134V19H133ZM151 18H152V16H151ZM165 18L167 19L166 22H165V20H166ZM218 18H219V17L217 16V18H215V19H218ZM17 19H18V18H17ZM35 19H36V18H35ZM46 19H47V18H46ZM49 19H48V20H49ZM61 19L63 20L64 18L62 17ZM78 19H79V20H78ZM86 19H87V18H86ZM143 19H144V20H143ZM159 19H160V20H159ZM168 19H170L169 22H168ZM190 19L188 20V22H190ZM196 19H198V21H199V18H196ZM196 19H195V22H196ZM206 19L209 20L210 18L207 17V18H205V20H206ZM215 19H213L214 22H215ZM259 19H260V18H259ZM3 20H4V19H3ZM40 20H41V19H40ZM40 20H39V21H40ZM43 20H42V21H43ZM56 20H57V21H56ZM68 20L66 21V19H64V20H63L64 23H63V21H60V22H59L60 26H62V25H61L62 23L65 24V22H68ZM96 20H95V21H96ZM99 20H100V21H99ZM121 20H122V19H121ZM152 20H153V18H152ZM158 20H159V21H158ZM161 20H164V22H162ZM177 20H178V21H177ZM210 20H211V22H212V19H210ZM220 20H221V19H220ZM222 20H223V19H222ZM253 20H254V19H253ZM73 21H74V22H73ZM142 21H143V22H142ZM145 21H146V22H145ZM157 21H158V22H157ZM191 21H194V19L191 20ZM250 21H251V20H250ZM6 22H7V21H6ZM71 22H68V23L72 24ZM89 22H90V21H89ZM116 22H117V21H116ZM154 22H155V24H156V23H157V24H156V25H153ZM167 22H168V25H169L170 22L172 23V24H170V26L172 25L171 28L167 25ZM195 22H193V23H195ZM203 22H206V21H203ZM219 22H223V21H219ZM255 22H257V21H254V23H255ZM260 22H261V21H260ZM260 22L258 23V25L262 23V22H261V23H260ZM11 23H13V22H11ZM31 23H32V22H31ZM35 23H36V22H35ZM35 23H34V24H35ZM40 23H41V21H40ZM68 23L66 24V26H68ZM80 23H79V24H80ZM95 23H96V22H95ZM143 23H145V25H144ZM147 23H148L149 25H152V26H149ZM152 23H153V24H152ZM191 23H192V22H191ZM196 23H197V24H196ZM196 23H195V24L198 25V22H196ZM234 23H235V22H234ZM250 23H251V22H250ZM8 24H9V23H8ZM17 24H18V23H17ZM22 24H23V23H22ZM43 24H44V23H43ZM45 24H47V23H45ZM45 24H44V25H45ZM51 24H52V22H51ZM57 24H56V26L59 25V24H58V25H57ZM70 24H69V26H71ZM101 24H100V25H101ZM159 24H160L162 27H161ZM216 24H217V22H216L215 24H212V25H216ZM225 24H226V22H225ZM225 24H224V26H225ZM235 24H237V23H235ZM14 25H16V24H14ZM24 25H25V23H24ZM30 25H31V24H30ZM74 25H75V24H74ZM74 25H73V26H74ZM77 25H76V26H77ZM95 25L97 26V24H95ZM147 25H148V26H147ZM157 25H158L160 28H157V27H158ZM164 25H165V24H164ZM181 25H182V24H181ZM191 25H192V24H191ZM196 25H194V26H196ZM202 25H205V26H206V23H205V24H202ZM218 25H221V26H222L223 23H222V24H221V23H218ZM249 25H250V24H249ZM258 25H257V27H258V29H260L261 26L264 27V22L260 25V27H259ZM3 26H4V25H3ZM36 26H37V25H36ZM36 26L33 25V28H35ZM51 26H53V25H50V27H51ZM63 26H64V27H63ZM63 26H62V28H64V30L66 29V31L68 30V32H71V31L74 32L73 30L70 31V29H68V28H72V27H69V26H68V28H65L66 26H65V25H63ZM76 26H74V27L76 28V29H75L76 32L78 33L79 36H82L83 38L85 37L84 40H85V39H88V38L86 37L87 35H89V36L91 35L92 38L95 37V36H96L95 38L98 37V35L96 34L97 32L94 31V30L92 29L93 25H92V26H91V25L89 26V25L87 24V27H86V28H90V27H91L90 29H87V30H86V28L83 29L82 26H81V28H79V27H80L79 25H78L77 27H76ZM88 26H89V27H88ZM96 26H94L95 29H96ZM106 26L103 27V28L106 29V30H105V33L108 31L107 28H106ZM109 26H108V28H109ZM166 26H164V27L166 28ZM194 26H191V29L194 28ZM240 26H241V25H240ZM244 26H245V25H244ZM7 27H9V26H7ZM16 27H17V26H16ZM20 27H21V26H20ZM20 27H18V28H20ZM23 27H24V26H23ZM94 27H93V28H94ZM97 27H98V26H97ZM145 27H146V28H145ZM218 27L221 28L220 26H218ZM242 27H243V26H242ZM248 27H250V26H248ZM255 27H256V26H255ZM255 27L252 26V28H254V29H255ZM10 28H11V27H10ZM51 28H52V27H51ZM54 28H55V26H54ZM56 28H58V27H56ZM77 28L82 29V30L79 31V29H77ZM103 28H102V29H103ZM115 28H116V29H115ZM148 28H150V29L147 30ZM165 28H163V29H165ZM202 28H203V27H202ZM212 28H215V27L212 26ZM219 28L216 29V30H219ZM238 28H239V27H238ZM20 29H21V28H20ZM48 29H49V28H48ZM73 29H74V28H73ZM91 29H92V30H91ZM99 29H101V27L98 28V30H99ZM102 29H101V31H102ZM158 29H159L160 31H159ZM175 29H174V30H175ZM177 29H176V30H177ZM181 29H180V30H181ZM222 29H223V27H222ZM224 29H225V28H224ZM224 29H223V31H224ZM254 29L251 31L252 33H250V34L253 35V34H254L253 32L256 33L257 30L255 31ZM256 29H257V28H256ZM1 30H2V29H1ZM1 30H0V31H1ZM7 30H8V29H7ZM56 30H58V29H56ZM56 30H55V31H56ZM60 30H61V29H60ZM60 30H59V31H56V32H61L62 30H61V31H60ZM88 30H89V31H88ZM172 30H173V29H171V31H172ZM188 30L190 31V29H188ZM194 30H196V28L193 29V30H191V31L193 32ZM200 30H201V28H200ZM247 30H248V29H247ZM261 30H262L261 32L263 33V30H264V29L261 28ZM2 31L4 32V28H3ZM2 31H1V32H2ZM5 31H6V29H5ZM12 31H13V30H11V32H12ZM16 31H20V30H17V29H16ZM21 31H22V29H21ZM25 31H27V30H25ZM28 31H29V30H28ZM28 31H27V33H28ZM31 31H32V30H31ZM52 31H53V29H52ZM82 31H83V32H82ZM90 31H92V32L94 31L95 34L93 35L92 32H90ZM101 31H100V32H101ZM112 31H113V30H112ZM163 31H164V30H163ZM178 31H179V30H178ZM183 31L181 30V31H179V32H183ZM185 31H186V30H185ZM185 31H184L183 34H182V35H183V38H184V41H185V38H186V37H184V36H185V35H186V36L189 35V34H186ZM189 31H187V33H188ZM213 31H215V30H213ZM219 31H221V30H219ZM219 31H217V36H218V37H219L220 34H221ZM223 31H221V32H223ZM238 31H240V30L238 29ZM241 31H242V28H241ZM245 31H246V30H245ZM259 31H260V30H259ZM3 32H2V35H3V36L5 35V38H6V35H7L8 32L11 34V32H10L9 30L6 31V34H5V33L3 34ZM86 32H87V34H85ZM88 32H89V33H88ZM102 32L104 33V31H102ZM108 32H111V31H108ZM120 32H121V31H120ZM167 32H168V31H167ZM192 32H191L190 35L194 34V33H192ZM224 32H225V31H224ZM246 32H247V31H246ZM261 32L259 33L260 36H262V33H261ZM14 33H15V32H14ZM14 33H13V36H14L15 34H17L18 32L15 33V34H14ZM25 33H26V32H25ZM34 33H35V32H34ZM64 33H65V32H64ZM105 33H104V35H102V33H99V34H101V36H100L101 39L103 38L102 36L105 37ZM125 33H126V32H125ZM168 33H169V32H168ZM170 33H171V32H170ZM170 33H169V34H170ZM172 33H173V32H172ZM176 33H178V32H175V34H176ZM189 33H190V32H189ZM196 33H199V32L196 30ZM219 33H220V34H219ZM236 33H237V32H236ZM239 33H240V32H239ZM239 33H238V34H239ZM257 33H258V32H257ZM10 34H8L9 37L11 36ZM20 34H23V32L20 33ZM28 34H29V33H28ZM32 34H33V33H32ZM36 34H37V33H36ZM53 34H54V33H53ZM66 34H67V33H66ZM71 34H73L74 37H75V36H78V35H76L75 32H74V33H71ZM71 34H70V35H71ZM107 34H108V33H107ZM111 34H112V33H111ZM127 34H128V33H127ZM135 34H136V35H135ZM164 34H165L166 36H165ZM199 34H200V33H199ZM218 34H219V35H218ZM223 34H224V33H223ZM241 34H242V33H240V35H241ZM243 34H244V33H243ZM0 35H1V33H0ZM2 35H1V38H2V40H4V41H2L1 38H0V42L2 41V42L0 43V47H3V48H4V44L6 45L7 40H8V42L10 43V41H11L10 38L13 37V36H11L10 38L7 37V38H6L7 40H6V39H4V37H2ZM54 35H55V34H54ZM60 35H61V33H60ZM62 35H63V34H62ZM70 35L67 34V36H70ZM73 35H72V37H73ZM116 35H117V33H115L113 36L116 37ZM121 35H122V34H120V36H121ZM173 35H174V34H173ZM176 35H178V34H176ZM179 35H181V34H179ZM194 35H195V36H198V34H197V35L194 34ZM229 35H230V34H229ZM236 35H237V34H236ZM245 35H246V34H245ZM245 35H242V37H241L240 39H242L243 36H245ZM15 36H17V35H15ZM18 36L21 37V38L23 37V36H20V35H18ZM29 36H30V35H29ZM67 36H65V37H67ZM89 36H88V37H89ZM107 36H108V35H107ZM107 36H106V37H107ZM109 36H110V35H109ZM118 36H119V35H118ZM123 36H125V34H123L122 37H123ZM128 36H129V35H128ZM130 36H131V35H130ZM134 36H133V37H134ZM195 36H194V37H195ZM200 36H201V35H199V36L197 37V39H196V37H195V38H194L193 36H192V37H193V40H198V38H199ZM221 36H222L223 38H227V37H224L225 35L223 36V35L221 34ZM221 36H220L219 38H222ZM248 36H249V35H248ZM248 36H247V38H248ZM253 36H254V35H253ZM255 36H256V37H255ZM255 36H254V41H255V42H253V44H255L256 42H257V43L260 42L259 40H255V39L259 38L258 34L255 35ZM19 37L14 38V39H18ZM26 37H27V35H26V36L24 35L23 38H26ZM100 37H98V38L96 39V41H97ZM114 37H113V38H114ZM122 37H121V38H122ZM126 37H127V35H126ZM167 37H168V40H170V41H167ZM174 37H175V36H173V39H175ZM181 37H182V36H181ZM181 37H180V39H181ZM192 37L189 36L188 39L191 38L190 40H191V42L193 43L194 41H192ZM238 37H239V36H238ZM238 37H237V38H238ZM249 37H250V36H249ZM263 37H264V34H263ZM8 38H9V39H8ZM29 38H30V37H29ZM52 38H53V37H52ZM76 38H79V39H80V37H75V40H76ZM90 38H91V37H90ZM108 38H109V37H108ZM108 38H107L106 41H108ZM110 38H112V37L110 36ZM113 38H112V39H113ZM123 38H124V37H123ZM134 38H135V37H134ZM200 38H201V37H200ZM223 38L221 39V42H222V43L220 42V43L222 44V45L220 44L221 47L224 45L223 43L227 42L226 39H225L226 41L224 40L225 42H223V41H222ZM245 38H246V37H245ZM251 38H252V37H251ZM261 38H262V37H260L259 39H261ZM26 39H28V38H26ZM26 39H24V40L27 42ZM36 39H37V38H36ZM50 39H51V38H50ZM60 39H61V38H60ZM72 39H73V38H72ZM79 39H77V40L79 41ZM101 39H99L98 41H102V40H103L104 42H103V41H102V43L99 42L100 46H103V45H104L103 43H105V39H106V38H105V39L103 38L102 40H101ZM112 39H110L109 42L105 43V44H107L106 47H104V46H103V47H104V48H107L108 44H109V45L111 44V43H110L111 41L114 42V43H113V46H115V45H116V46H115L113 49H116L117 51H115V50H113V51H115L116 53H118V52L120 51V54H117V55L114 54V55H113L112 51H111V53H112V54H111L110 52H108V51H109L108 49L105 50V54L108 52L107 55L111 54V56H114L113 58H111V56H110V57L108 56L109 58H107V56H106V59H105V57H104L105 55H104V56H102V58H103L104 60H102V58H101L102 61H101L100 59H98V60L100 61V62L98 63L96 57H94V58L92 59L91 53H93V52H91V53L89 54V55L91 56V60L89 59L90 56L87 57L88 55L84 57L85 54H84V55L77 54V53H81V52H77V53L74 54V55L77 56V57H78V55H79L80 58H81L82 60L85 59V60H84V61H86V62H85V63H86V66H85V67L83 66V65H84L83 62H82V64H81V61H80V60L78 61L79 57H78V59H77V57L74 58V56L71 55V54H73V53H72L73 51L70 52L71 50H70V51L68 50V53H66V54H68L67 57H69V55L71 56V57L69 58V60H71V58H72V60L75 59L77 62H79V63L81 64L80 67L83 66L84 68H87V66H88L87 71L84 72V71H81V70H80V73H79V71L77 70V68H78V64H76L77 62H75V60H74V61H71V62H70L71 64H69L68 62H65V61H69V60H67V57H66L65 54H62V53H61L63 57H64V56L66 57L65 59L59 55V56L61 57L60 59H64V60H65L64 63H67V65L69 64V66H70V65H73L74 62H75V64L77 65V67H76V65H75L74 67L70 66L71 68L68 66V69H70V70H68L69 72L66 70V69H67L66 67H63L64 65L62 66V64H64L62 60H61L62 62L60 61L61 66H60L59 63H57L58 65H57V67H56V63H55V62H59V61H54L55 65H54V63L52 64V61H51V58H50V57H49V59H46V58H47L48 56H50V55H48V56H47V55H43L42 53H40V51H38V53L42 54L43 57L41 58V57H40V54H39V55H37V56H39L40 58L37 59L36 52H35V56H36V58L33 56L32 59L35 58V59H37L38 61H39V59H40L39 62H41V63H39V62L36 61L37 63H39V64H37V66L40 65V64H43V65H41V69L43 68L42 70H44V73H43V74H45V75L47 74V76H49V77L51 78V79L48 78V81H47V80L45 79V78H47V77L42 78V77L39 76L40 79H41V78H42L43 80L45 79V80H46V83H42V82H40V81H43L42 79H41V80H36V79H35V77H36L37 79H39L37 76H38V74L40 75V72L37 71L38 68H33V67H32V66H34L35 63H36V62L33 63L34 60L32 61V66H30L31 63H29V62H31V60H30L31 58H29V61L27 60L28 58H26V62L28 61V63H29L30 65L28 66V64H26V62H25L23 66H26V65H27L28 68H29V67H30V68H33V70L30 71L27 67H24V69H26V68L28 69V72H27V71H23L24 73H22V69H23L22 67H23V66H22V67L19 66V65H21L20 63H22V61H23V62L25 61V60H21V59H22V56H23V59H25V57H24L25 55H24V54L27 53L26 55L29 56L30 52H27V50H25V49H28V47H26L25 45H23V46H22L23 48H21V45H19V44H21V43L18 44V43H17V40H15V41H16V42H14V45H15V46H11V45H13V42L11 43V45H9V43H8V44H7L8 46H7V45H6V46H7V48H9V46L11 47L9 50H11V49L14 47V49L16 50V53H17V50H19V47H18L17 45H19L20 48L23 49V50L26 52V53H24V54L22 55L23 50L20 49V51H21V53H20V54H21V55H20V56H21V59H20L19 54L14 53V54L16 55V57L18 56L19 59L21 60V62L18 63V66H16V64H17V63H16V64L14 65V67H15V66L18 67V68H16L17 71H18V69H20V68H22V69H21V71L19 70L20 72H18V74L15 73V72H17V71H15V69H13L12 67H10L11 65H10L9 67L6 65V67H7L8 70H9V72H8V70H7L6 67L2 69V70L6 69L7 71H6V70H5V71L8 72V73H5V74H4V71H2L1 69H0V70L2 71V75H5L7 78H8V75H7V74H9V73L13 70V72H14L15 74H12L13 76L10 75V77H12L11 79H13L12 82L14 81L13 83H15V86L12 85L13 83L11 82V80L9 81L10 77H9L8 79H6V77L4 76L5 78H3V79H5V81H9V83L11 82L10 85H12V86H14V87H16L17 84L20 85V83H21V85H22V84L26 83L27 80L32 79V78H30L31 74H30V75L27 74V73H29V71H30L31 73H32L33 71L38 72L37 75H35L36 72H33L34 75H35V77H34L33 74H32V77H33V79H34V82L39 81L38 83H40V86H41L42 84H43V85H44V84H48V82H49V85H50L51 87H53V89H55V91L58 92V90H59V91L61 90V92H60L61 96H62L63 93H64L66 96H68L69 99H70V98H73L74 101H73V100H69V105H68V106L70 107V105H72V107H76L77 110H78V108H79L80 110L82 109V107L80 108L79 106H78V107L76 106V105H79L78 101L81 100V99H83V98H81V99L79 98L78 101H77L76 98H77V97H81V96H82V97H85V96H86V98L89 97V99H93V98H90V97H95L97 101H96V100H94V101H95L96 103H98V99H99V101H101L100 99L102 98V99H104V101L107 103L106 105H110V106L115 107V108H124V109H127V110H125L123 113L127 112L128 110H129V111H135V112H136V110H135V106H136V109H137V107L139 108V109H137V111H140V110H141V107L137 106V104H138L139 102H141V106L143 107V104L145 105V103H147L145 100H143V103H142V101H139V102L137 101V102H136L137 97H135V96H138L139 99L142 98V97H144V98H142V99H145V96H147V97L149 96V99L151 98V96L154 97V98H155V97H161L162 99L164 98L163 100H166V101L168 100V102L163 101L164 103L166 102L167 105H168V103H171L172 100H176V101H188V105H185L183 108H185V107H187V106L189 107L190 104H192L193 102H196L197 104H195V103H193V104H195V105H199L198 107H200L199 109H200V112H201V113H200V116L203 117V118L208 119L211 123L213 122V123L217 124L216 126H214L213 123L211 124L212 126L215 127V128L212 127L213 129H212V128L210 127V125H209V127L211 128V130H210L209 128L206 129L207 131L210 130V132H209V131L207 132V133H210V134H208L207 136L212 135V134H214V135H216V136L219 135V136H220L219 139H220L221 136H222V138L224 139V141H223L224 144H222V145L220 144L221 147L223 146L222 148L227 147V146L225 145V143L227 144L228 141L225 140V137H226V139H227V138H230L231 141H232V143L234 142V145H235V146H234V145H231L232 143H231L230 141L228 142V144L230 143V144H229L230 146H232V147L234 146L233 149L236 148V152H235V153H237V154H236L234 157L232 156L233 158H230L231 156H230V153H229L230 151H229V152H228V155H229L230 157H228L227 154H223V153H222V155H224V157L227 156V157H226V160L224 159V157H223V158H220V157H219L220 160H219L218 158H215V159H214L213 157H210L211 159H210V158H209V159H206V158H208L209 156H211V154L214 155V153H212V150H211V152L209 151V149H211V148L208 147V148H209L208 151L210 152V155H209V156H208L207 153H206V154H205V156L207 155L206 157L202 155L203 158H202L201 156H199L200 158L197 159V158L194 157L196 153H195V154L193 153L194 156H193V155H192V156L190 155V158L194 157V158H195L196 160H198V161L192 162V163H194V164H193V165H190V164H189V162H190L189 160H190V159L187 158V155H185V159H186V158L189 159L188 162H187L189 165H187V163H186L187 160L185 161L186 164H184V160H183V157H182V156L184 155V153H185V152L187 153V152H188V149L191 150V148H192V149H193V148H197V147H195V142L192 143L193 141L191 140V138H189L190 136H192V134L189 133L190 136L187 137V138H188L187 141L190 142V140H191V143L193 144L194 147L191 146V143L188 144L187 141L185 142V139H184V144L186 143L185 146L188 144V145H187L188 148L185 147L184 145H182L181 143L177 142V141H176L177 138L175 139V141H176L177 143H174L175 145H176V144L178 145V143L181 144L182 146H180V145L178 146V147H181V149H182L183 146H184L185 148H187V150H183V151H185V152H182V151H181L182 154H183V155L181 156V158H182V160H183V161H182L183 163H182V162H178L179 160L177 159V156H176V159H177V160H175V158H173L174 160H172V157L169 156V154H170V155H171V154H172V155H176V154H173V153L176 152V151H174L173 153H172V152H169V151H171V150H169V146H168L169 144H166V142H164L166 145H163V146H162V144H164V143H163V140H162V141L160 140V141L162 142L161 145H156V144H154V145H156V146L153 145L154 147H157V146H162V147H164V146H168V152H167V153H166V152H163V153L161 152L162 154H161L159 151H162L163 149H160V148L157 147L156 149H158L159 151L155 152V150H152V149H155V148H153L152 144L149 145L150 143H146V144L149 145V147H147V148H150V147L152 146L150 149H147V148H146V149L148 150V155H149V152H150V151H151V152L153 151V152H152V155H153V154L155 155V159H157V156L160 158V154H161V159H157V160H155V159H153L152 155H151V156H150V155L148 156L147 153H146L147 150L145 149V152L143 151V158L145 157L144 155H146V156H148L150 159L147 160V161H146L145 159H143V160H145V161H143V160H142V152H140V150H139V148H140L139 145H141V142H139V141H138V142H137V141L134 142V141H133L134 138H132V140H131V138L126 139V142H127L126 144H127V146H128L129 140H130L129 145H131V144L134 142V143H135V146H133V145H134V143H133V145H131V146H132L131 149L133 148V150H134V149L137 147L136 149H137L139 152L136 151V149H135L136 153H134L135 151L132 150V151H133V152H132V151L130 150V152H132L133 155H132L131 153H124V154L119 153V154H120L119 156H121V154H122V157H123V156H126L127 159H126L125 157H123L124 159L121 158V157H120V158H111V155H112L111 153H113V151L109 152L107 149H108L109 147H110V149H112V147H113L114 145H116V146L119 145V144L121 145V143H120L121 140H119V139H122L123 137H122V138L120 137V138L117 139V136H119L120 134H118V135L116 136L115 140H117V142H118V140H119V141H120L119 144H118L117 142L114 141L115 144H114V143H113V145L110 144L111 146H110V145H108V146L105 145V144H107V141H109V139H110L112 136H114L115 133L117 134L118 130H117V132L114 133V130H115V129H113V133H114L113 135H112V133H111V132H112V131H111V130H112L111 128H110L111 130L109 129L111 132L108 130V128L104 131V127L106 126V125L104 126V123L107 124L108 122H106V121L103 122V121H102V122H103V124H102V122H101L102 119L100 120V118H102L101 115H100V118H99V124L103 125V127H102L101 125H99V124H95V123L98 122V120H96L97 122H96V121H92V124L95 122L94 124L97 125V126H94V127H95V128H96V127H99L98 129H102L104 132H106L105 134H104V133L101 134L102 131L97 130V129H96V131H94V132H95V133H93L94 135L92 134L93 131L90 132V130H85V129H84V130H85V132L87 131V134H86L84 131H83V133H84L85 135H83L81 132H80V133H81L82 135H81V134H77L79 131H82V130H83V129H81V128H86V127H83V126H82V123H81V126H79V125H78L79 123L76 122L77 125H78V126H76V127H79V128H78L79 130H77L75 126H74V127L72 126V127H71V130L69 129V133L72 132V134H71V135L69 134V136H65V135H68V133L66 134V132H68V128H70V127H67V126H66L67 128H64L65 126H63L64 121H65V120H68L67 118L64 119V117H66V116H64V117H61V116H60V117L62 118L61 120H64L63 122H59V121H57V119H56L55 121H54V119L52 120L53 123H54V122H58L57 124L60 123L59 125H60V126L62 125V127L64 128L63 131H66V132H64L65 135H64L63 131L60 130L61 128L59 127V125L56 126V127H58V130H57L56 127H54V126L51 125V127H52V128L54 127V128L52 129L51 133H47V131L50 132L49 130H51V128H50V126H49V127L47 128V130H45L46 128H45V127H42V126L46 125V122H45V124H44L42 118L39 119V117L37 118V117H35V115H31V114L28 113L27 115H30L31 118H30V116H29L28 118H27V116H26L25 118H26L27 120L30 119V121L27 122V120H26L25 118H23V117L26 115V114L24 115L23 113H26V112L23 110V111H22L23 113H21V112H19V111H21V109H18L19 111H17V108H16L15 106H12V105H11L12 108L15 107L16 110L14 109V110H10V111H13V112H14V111H17V114H16V115H18V113H19L18 116H20V119H19V117L16 116V115H14V113H13V115L16 116L15 120H16V119L23 120V121L25 122L26 126H27L28 123L31 125V122L34 123V124H36V125L38 124L37 126H39V127H41L42 129H44V133H43L42 130H39L38 127H35L36 125H34V126H32V127L29 125V126L26 127L25 124H24V122L21 123V122H22V121H21L20 123H21L22 125H24V126L26 127V129H28V131H29V133H30V134H28V132H26L27 130H25V129L23 128L24 126L21 127L22 125H21L20 123H19V124H20V125H19V124H18L19 120H17V122L15 121L14 124L17 125V126L19 125L18 129H19L20 131L24 129L25 132H26V133H25L24 131H23V132L21 131V132H22L21 134H17V133H18V131H17L18 129H16L17 126H15V125L13 126V125H12V124H13V120H12V119H14L13 116H10V114H11L12 112H9L10 114H9L8 117H5L6 112H5V115H4V113H2V114L0 113V115H2V116L4 115L3 117H5V118H3V119H1V117H0V119H1L2 121L5 120L4 122H6V119H7L8 121L12 122V124H11V123H8V122L5 123V124H4V122H3L2 124H4V126H9L10 124L13 126V127H12V126L10 125L8 128H6V129H8V132H5V131H4L5 128H4L2 131H1V130H0V131H1V132H4V133H6V134H9V136L13 135L14 133L17 134V135H19V136H20V135L23 136V133H25V134H24V137H22V136H21V137H22L23 139H24V138L26 139V137H27V140H28V138H30V136H29V137H28V136L25 137L26 134H27V135H31V136L35 134L34 136H36V138H35L34 136H32L33 139L35 138V139H34V143L36 144V147H35V146H34V147L37 149V151H38V149H39V150H42V151H41L42 153L45 151L44 153L48 155V158L46 157L47 155H44L45 157L42 156L41 158H39V159H41V161H42V159H43V161H42L43 165L45 164V163H44L45 160H47V159L49 160V154H50V158H51V155H52V156H55V155H56V156H55V157H56L55 160H54V157H52L53 160H52V158L50 159V160H52V161H54V162H50V163H51V164H52V163L54 164V163L58 162V163H59V164L57 163L58 170L61 169V170H60L61 172H62V170H64L63 172H65V173H69V172H67V170L65 169V168H67V167L64 166V165H65L64 162H66V160H65V161H62V160L66 159V157H69L70 159H67V161H68V163H70L71 166H74V167H75L76 165H83L84 168L89 166V167H91L92 170H96V169H98L97 167L99 166V168H102V169H99V170H101V171H100L101 173H100L98 170H96V171L99 172L100 175H101L102 172H104L105 170H107V171H109V172L112 173V170H111L112 168H113V169H115V168H116V169H121V170H117V171H115L116 169L113 170L114 173H115V172H116V173H119L118 171L121 172V171L123 170V168H124L123 172H126L127 174H128L127 171H129L128 169H130V171H129L130 174H133V170H135V171L137 170V171L139 172L138 174H141V176H143L142 174H143L144 172H145V173H146V172H149L150 175H151V176H150V175H149V176L152 177V175H153V174H156L157 171H159V172H158L159 174H161L160 172L163 171L162 173H164V174H161V176H164V175H165L164 178L166 177V180H169V179H167L168 176H169V175L171 176V174H174V173H175L174 175H176L175 177H177V175H178V180H180V179H179L180 176H181V177H180L181 179H182V177H183L184 179H187V178H188V180L191 178L192 181H193V180H194V181H197V180H198V181H197L198 183L201 184V182H202V183L205 184L204 187L206 186V189H207L208 186H209V188H211V189L217 188L219 191L222 192V194H225V193H226L227 197L230 196L229 198L232 197L231 199L234 198V199H233L234 201L237 200L238 202H240V203L244 206L243 210H244L245 213H243V215H244V217L246 218L245 220H247V222H248V221L250 222V220H249V217H250V216H252V217H255V216L259 217V216H260L259 218H257L258 221H260V218H261V219L263 218L262 220H263V223H264V196H263L264 194H260L261 191H262V193H263V189H264V187H263V189H262V188H261V189L258 188V189H260L259 191H258V189H255V190H253V191H256V192H253V191H252L253 188H251V186H248L249 184L247 185V183H246L245 185H247L246 187H248V188L250 187L251 189H250V188H249V189L246 188L245 185H242L243 183H242V184L240 183L242 180H239L240 178H246V177H248L250 174H253L254 172L257 173L258 171L260 172V170L262 171V169H264V130H263V129H264V122L262 123V121H264V120H261V122H260V123L263 124V125L261 124V125L263 126V129H258L259 126H261V125L258 124V123H259V120L261 119V117H259V116L262 115V114H264V111H261V110L258 108V107L260 106V105H258V104L260 103L258 99L261 98V97H260V94H261L262 92L264 93V90H262V88H263L262 86H264V83H262V80H260L261 78L264 77V72H263V71H264V69H263V68H264V62H263V61H264V57H263V55H264V50H263V55H262V51H261L262 49L259 50L260 47L263 48V46H264V45L262 46V44H264V43H263V40H264V39H263V40L261 41V43L259 44L260 47H258V45L255 46V47H258V48H259V49L257 48V52L261 51V52L259 53V55L261 54L263 58H261V56L255 55V53H253V52L255 51V50H254V51L252 50V49L255 48L254 46H253L254 48L252 47V49H250V48H251V46H250V47H249L250 50L247 49V46H248L247 41H248V40L246 41L247 45L245 44V47H246L245 50H246V51H250V53H251V51H253V52H252V53H253V56L255 55V56L259 57V59L261 58V60H259V59H256V57L253 58V56L251 55V56H252L251 58L253 59V60H251L250 57H247V56L249 55V52H247V56H245V57L248 58V59L250 58L249 61H250L251 64H252V62L254 61V59H256L255 62H254V64L257 63L256 66H253V64L251 65V66H253V67L255 68L254 71H255L256 69L258 70L260 64H263V65H260L261 72H260V71L256 72V74L259 73V75H261V78L256 77V79L258 78L261 82H259L258 79H257L258 82L255 81V77H253L254 74H255L254 72H253V73H248L249 71H251V68H252L251 66L249 67V65H250L249 62H248V64H246V65H247V66H246V69H247L248 67L250 68V69L248 68V69H249L248 72H246L245 70H242V69L245 68L244 66H243V67L240 66V63H243V62H239V61H244V60L246 59L245 57L241 58L243 55H246V52L243 51L244 48L241 47V46L245 43L244 41H240L241 43L244 42V43L241 45L240 42H239V40H238V42H239V44H238V45H239L238 48L241 47V48H242V50H241V48H240L241 53L243 52L244 54H241V53H240V54L242 55V56L240 55L241 57H240L239 55H236L235 53L239 54V52L237 51V50H239V49L234 50V51H237V52H234V53H233V54H235L234 57H237V56H238L237 59H239V60H238V61L236 60L237 62L235 61L237 64H236L235 62H233V60H235V59H233L232 56H231L232 58L230 57L229 59H228V57H227V61L230 60L232 63H235L234 65H237V66H234L232 63H230V61L227 62V61L225 60L228 64H229V63L231 64V67H232V66L236 67V69L230 67V68H231V69L229 68L230 70L227 68V70L230 71L229 73H231V74H230V75L232 76L231 78L235 77V76H233V74H234V75L236 74V77H237V73H238V72L241 71V73H242V75H243L244 73H243L242 71H245V72L247 73L246 75L251 74V75H248V76H251V77H252V79L249 80V79H247L248 77H246V75L244 74L245 77H246V79H247V80L245 79V80H246V83L252 82V81L254 80L253 83L256 84L257 86H260V85H259L260 83L262 84L261 87H257V86H256L257 90H258V88H261V90H259V93H260V92H261V93H260V94L258 93L259 95L257 94V97H259V98H258V99L256 98L257 100L254 99V100H256V101L258 102V104H257L258 107L256 106V104H255L256 102H255V101H254V105H250V104H253V103H252V102H253V100H252L253 95L255 94L254 96L256 97V93H257V91H256V93H252V92H253L252 89L249 88V87L251 86V84H250L247 88H249L252 92H251L250 90H248L246 87H245V88H246V90H248V92H249L248 94H250V92L252 93V95L250 94V95L252 96V98H251L250 95H249L250 97L245 96L246 93H244L245 91L243 92L244 89H243V90H241V89L239 90L238 85L241 84V83H239V84L237 85V83L239 82L237 79H236V80H237L238 82L235 81V83H236L237 86L235 85V83H234V86H233V84H232V86H231V82H230V81H229L228 83H226L228 80L226 81V80L224 79L225 77L222 78L223 76H226V75H227V77H229L228 79H230V75H228L229 73H226L227 70H226L225 72L223 71V70L226 69V67H229L228 64H227L228 66H227L226 64H224V62H225L224 59L226 58V55H225V58H224V59H223V57H222V59H220L221 57H220L219 54H217V55H219L218 58H215V57L213 58L214 55L212 54V55H213L212 58H213L214 60L217 59V60H215V61H214L212 58H210V59H211L210 63L212 62L211 64H213V66L211 65L212 67H215V64L218 65V61H219V59H220L219 62H221V66L224 65V67H225V65H226L225 69L222 68L223 66L221 67V68L223 69V70H221V72H223L224 75H223L222 73L218 75L217 73H219L220 70H219V72L215 73L216 71H218V69H216L215 71H213L214 68L212 69V71H213L215 74H217V75H215V76H217V78H216L215 76H213V75L209 72V71H211V70H209V69H210V67H209L210 65H207V67L205 66V64L207 63V59H208V58L205 60L206 63L203 62V64L201 63V62L203 61V59H202V61L200 62L199 59L197 60V59L195 58L196 56H195L194 54H198V53H199V50H200V49L202 50L203 47H205L204 45H203V46H199V44L202 45L201 43H203V42H201V43L199 42V44L194 45V47L196 46V47L198 48V50H197L198 52L195 50L196 52H194V54H193L195 57L193 56L192 58H194V59H193L194 61H195V59H196V61L200 63V66H199L200 68L197 67V69L200 70V71H198V72H201L202 75H205V74H206L205 76L209 79V82H210V80L213 79V81H211V84H212V82H213L214 85H213L212 87H211V85H210L209 88H206V87H208V86H205L204 89H203V88H201V87L204 86L205 84H200L201 87H200V85H199V88H200L202 91L199 90V91H197V92H201L202 95H199L196 91H195L196 93H195L194 91H193V92L190 91V90H191V88H190L191 84H190V86H189L188 84H189L190 82H189V83L187 82V81H189V79H190L189 76H190V75H193V77L191 76V80H190V81H191L192 84H194V81H195V80H194L193 78H194V76H195V78H196V76H198V75H195L196 73H195L194 70H196V69H194V70H191V69H190V70L192 71V73H193V71H194L195 74H192L191 71L189 70V71H190V74L188 75L189 72H187L186 74H187L188 76H185V74H183V73H185V71L181 72L182 69H184V67L181 65V67H183V68H182L179 72H181L182 75L179 74V73L177 72V73H176V76L178 77L177 74H179V77H178L179 80H180V77H181V76H183V77L185 76V79H186V77H188L189 79H188L187 81H185V85H186V82H187L186 88H187V89L189 88L190 90H189V89L187 90V89L185 88V86L182 87L183 89H182V88H179V87H176V85H174L173 83H174V81L176 82L177 80H175L173 76H172V78H173L174 80H173V79L171 80V79H170L171 76L169 77V74H167L168 72L172 73V71H170V70L168 71L167 68H166V70L162 71L164 68H161V67H160V62H159V65H158V64H154V61H152V59H150L151 61H150V60H147V57H144V56H143V58H146V59H142V58H140V57H142L143 53L140 54V56H138V53H139V52L136 54V52H135L136 50L134 51V49L137 48L136 46H135L136 48H135V47L132 48V49H133V51H132V49L129 48V47H132V44H131L132 42H130L129 40H128V42H130V43L127 42V46H126V47H125V46H122V45H123V44H122V41H121V46H120V42L118 43L117 40H118V41H119V40H123V41H124V39H126V38H124V39H117V37H116V38L114 39V41H113ZM130 39H131V38H130ZM180 39H179V42H180ZM188 39H187V40H188ZM238 39H239V38H238ZM9 40H10V41H9ZM19 40L21 41V40H23V39H19ZM28 40H29V39H28ZM31 40H32V39H31ZM31 40H29V41H31ZM42 40H43V39H42ZM42 40H41V41H42ZM80 40H81V39H80ZM89 40H91V39H89ZM94 40H95V39H94ZM94 40H92V41H90V42H94ZM115 40H116V41H115ZM126 40H127V39H126ZM137 40H138V39H137ZM199 40H200V41H203V39H202V40L199 39ZM5 41H6V42H5ZM12 41H13V40H12ZM20 41H19V42H20ZM53 41H54V40H53ZM56 41H57V40H56ZM69 41H70V40H69ZM73 41H74V40H73ZM96 41H95L94 43H97V42H98V41H97V42H96ZM135 41H136V39H135ZM135 41H134V42H135ZM181 41H182V40H181ZM218 41H219V40H218ZM236 41H237V40H236ZM43 42H44V41H42V43H43ZM47 42H48V41H47ZM47 42H45V43H47ZM62 42H63V40H62ZM70 42H72V41H70ZM84 42H85V41H84ZM84 42H83V43H84ZM143 42H144V40L141 41V43H143ZM147 42H146V43H147ZM168 42H169V43H168ZM170 42H171V43H170ZM185 42H186V41H185ZM187 42H189V41H187ZM187 42H186V43H187ZM196 42L198 43V41H196ZM238 42H237V43H238ZM3 43H4V44H3ZM16 43H17V44H16ZM31 43H32V41H31ZM31 43H29V44H31ZM36 43H38V40L35 41V44H36ZM39 43H40V42H39ZM54 43H55V42H54ZM56 43L58 44V41H57ZM66 43H67V42H66ZM76 43H77V42H76ZM86 43H87V42H86ZM86 43H84V44H86ZM123 43H124V42H123ZM139 43H140V41H139ZM206 43H210V42H206ZM216 43H217V42H216ZM216 43H215V45H216ZM237 43H236V44H237ZM1 44H3V45L1 46ZM22 44H23V43H22ZM24 44H26V43H24ZM43 44H44V43H43ZM52 44H53V43H51V45H52ZM63 44H64V43H63ZM63 44H62V45H63ZM70 44H71V43H70ZM74 44H75V42H74ZM78 44H80V42H79ZM81 44H82V43H81ZM87 44H88V46H89V43H87ZM91 44H92V43H91ZM101 44H102V45H101ZM118 44H119V45H118ZM125 44H126V43H125ZM129 44H131V46H128ZM147 44H148V43H147ZM176 44H178V45H176ZM236 44L234 45L235 47L237 46ZM26 45H27V44H26ZM36 45H37V44H36ZM40 45H41V44H40ZM47 45H48V43H47ZM47 45L45 44V47H46ZM59 45H60V44H59ZM66 45H67V44H66ZM117 45H118L119 48H120V47H121V48H120V49L117 48ZM134 45H135V44H134ZM174 45H176L177 47H176V46H175L174 48L172 47V48H173L172 50L178 49V50H175V52H173V51L171 50V46H174ZM206 45L209 46L210 44H206ZM211 45H212V44H211ZM211 45H210V49L214 50L213 48H215V50L217 49V50H216L217 52H218L219 50L221 51L220 47H218L219 44H217L218 46H217V45H216V46H215V45H214V46L212 45L213 48L211 47ZM229 45H233V43H232V44H229ZM229 45H227V47H228ZM249 45H251V44H249ZM255 45H256V44H255ZM27 46H28V45H27ZM32 46H33V45H32ZM37 46H38V45H37ZM48 46H49V45H48ZM48 46H47V47H48ZM54 46H55V44L53 45V48H54L53 50L55 51V47H54ZM73 46H74V45H73ZM84 46H86V45H84ZM91 46H93V45H90V47H91ZM97 46H98V45H97ZM139 46H140V44H139ZM141 46H142V45H141ZM146 46H147V45H145V48L148 47V49H149V45H148L147 47H146ZM208 46H206V48H207ZM224 46H225V45H224ZM224 46H223V47H224ZM15 47H18V48L16 49ZM24 47H26V48H24ZM41 47H43V46H41ZM47 47H46V48H47ZM51 47H52V46H51ZM63 47H64V46H63ZM63 47H62L61 50H63L62 52L65 53V52H64L65 49H64ZM82 47H83V46H82ZM82 47H81V48H82ZM94 47H95V46H93V48H94ZM103 47H101V48L103 49ZM159 47H160L161 50L159 49ZM194 47L192 48V50L194 49ZM196 47H195V48H196ZM201 47H202V48H201ZM217 47H218V48H217ZM227 47H226V48H227ZM235 47H233V48H235ZM7 48H4V53H6V54L8 53V52H5V51L7 50ZM30 48H31V46H30ZM30 48H29V49H30ZM36 48H37V47H36ZM38 48H39V47H38ZM66 48H67V46H66ZM73 48H74V47H73ZM79 48H80V47H79ZM97 48H98V47H97ZM101 48H99V50H102ZM108 48H111V47H108ZM124 48H128L129 50L131 49V52H132V53H131V52H128L129 50H128V51H125L126 49H124ZM139 48L141 49L142 47H138V49H139ZM197 48H196V49H197ZM206 48H204V49L206 50ZM5 49H6V50H5ZM31 49H32V48H31ZM34 49H35V48H34ZM34 49H33V50H34ZM75 49H76V48H75ZM84 49H85V47H84ZM94 49H95V48H94ZM122 49H124V50H123L124 52L122 51ZM138 49H137V50H138ZM148 49H147V50H148ZM151 49H152V46H151ZM151 49H150V50H151ZM204 49H203V50H204ZM208 49H209V47L207 48V50H208ZM210 49H209V50H210ZM218 49H219V50H218ZM228 49H229V48H228ZM9 50H8V51H9ZM15 50H14V51H15ZM33 50H31V54L34 52ZM36 50H37V49H35V51H36ZM44 50H45V49H44ZM47 50H49V49H47ZM56 50H58V49H56ZM66 50H67V49H66ZM73 50H74V49H73ZM76 50H77V49H76ZM87 50L90 51V48H89V49L87 48ZM95 50H97V49H95ZM99 50H97V52H100ZM144 50H146V49H144ZM157 50H156V52H157ZM163 50H162V51H163ZM222 50H224V48H223ZM229 50H230V49H229ZM232 50H233V49H231L230 51H232ZM258 50H259V51H258ZM20 51H18V52H20ZM28 51H29V50H28ZM42 51H43V50H42ZM42 51H41V52H42ZM45 51H46V50H45ZM54 51H53V53H54ZM59 51H60V50H59ZM80 51H82V50L80 49ZM84 51H85V50H84ZM91 51H93V49H91ZM102 51H104V49H103ZM106 51H107V52H106ZM141 51H142V50H141ZM151 51H152V50H151ZM151 51H150V52H151ZM193 51H194V50H193ZM216 51H215V52H216ZM226 51H227V50H226ZM226 51H225L224 53H228L229 56H230V54H232V53L229 54V51H227V52H226ZM11 52H13V50H12ZM11 52H10V53H11ZM57 52H58V51H57ZM57 52H56V53H57ZM69 52H70V53H69ZM75 52H76V51H75ZM134 52H135V54H134ZM150 52L147 51V53H150ZM186 52H189V53H187L188 55L186 54ZM211 52H212V51L210 50L208 53L211 54ZM232 52H233V51H232ZM255 52H256V51H255ZM0 53H1V52H0ZM44 53H45V52H44ZM48 53H50V50L48 51ZM48 53H47V54H48ZM59 53H60V52H59ZM59 53H58V54H59ZM88 53H89V52H88ZM88 53H87V54H88ZM102 53H103V52H102ZM160 53H161V52H160ZM192 53H193V52H192ZM12 54H13V53H12ZM12 54H10V55H11L10 57H11V58L14 57V59H15V56H12ZM31 54H30V56H31ZM82 54H83V53H82ZM94 54H95V52L93 53V56H95ZM98 54H99V53H98ZM98 54H97V56H98ZM100 54H101V52H100ZM165 54H166V53H165ZM165 54H162V53H161L160 56H158L157 58L159 59V58L161 57V55H162V56H164V57L169 61V60H170L169 57H171V56L168 57V56H165ZM167 54H168V53H167ZM205 54H206V53H205ZM214 54H216V53H214ZM256 54H257V53H256ZM3 55H4V54H2V56L0 57L1 59L3 58ZM32 55H34V53H33ZM42 55H41V56H42ZM51 55H52V53H51ZM101 55H102V54H101ZM101 55H99V56H101ZM156 55H159V54L156 53ZM168 55H169V54H168ZM170 55H172V54H170ZM202 55H203V53H202ZM217 55H216V56H217ZM44 56H47V57H45L47 63L44 62V60H45V59H44ZM52 56H53V55H52ZM55 56L57 57L58 55H55ZM59 56H58V57H59ZM72 56H73V57H72ZM99 56H98V57H99ZM153 56H154V55H153ZM153 56L151 55L149 58H152ZM198 56H199V55H198ZM204 56H205V55H204ZM204 56H202V57H204ZM221 56H223V55H221ZM4 57H5V56H4ZM6 57H7V58H6ZM6 57L3 58V59H7V61H8L9 58H8V56H6ZM82 57H84V58H82ZM98 57H97V58H98ZM167 57H168V58H167ZM187 57H188V58H187ZM219 57H220V58H219ZM11 58H10L9 60H11ZM99 58H100V57H99ZM149 58H148V59H149ZM153 58H154V57H153ZM165 58H164V59H165ZM240 58H241V59H240ZM17 59H18V58H17ZM17 59H15V60H17ZM86 59H89V61L86 60ZM94 59L96 60V64H95L96 69H94V71H93V69H92L91 67H92V66L94 65V63H95V62H94V61H95ZM162 59H163V58H162ZM162 59H161V60H162ZM172 59L174 60V63H173V64L176 65L175 63L178 62V61L175 62V59L178 60V59L176 58V55H175V59H174L173 56L171 57V60H172ZM182 59H184V60L182 61ZM204 59H205V58H204ZM231 59H233V60H231ZM242 59H244V60H242ZM41 60H43V62H42ZM48 60H49V63H51L50 66H48V64H49V63H48ZM93 60H94V61H93ZM171 60H170V61H171ZM173 60H172L171 62H173ZM193 60H192V59L190 60V62H191V67H193V66H194V67L197 66L196 64L199 65V63H196V61H195V63H196V64H195ZM257 60L260 61L261 63L258 62ZM12 61L15 63L14 60H12ZM17 61L19 62V60H17ZM17 61H16V62H17ZM50 61H51V62H50ZM87 61H88V62L92 61L91 63H92L93 65H92L91 63H87ZM157 61H158V60H157ZM159 61H160V60H159ZM163 61H164V60H163ZM163 61H162V63H164ZM179 61H180V60H179ZM222 61H224L223 64H222ZM251 61H252V62H251ZM256 61H257V62H256ZM2 62H3V61H2ZM2 62H1V60H0V63H2ZM166 62H167V61H166ZM171 62H170V63H171ZM187 62H188V61H184V62H183L184 65H186L185 63H187ZM226 62H225V63H226ZM244 62H246V60H245ZM97 63H98V65H97ZM170 63H168V64H170ZM179 63H180V62H179ZM210 63H209V64H210ZM214 63H215V64H214ZM259 63H260V64H259ZM5 64H7V63H5ZM22 64H23V63H22ZM44 64H45V65H44ZM80 64H79V65H80ZM89 64L91 65V66H90L91 69L89 68ZM166 64H167V63H166ZM188 64H189V65H187V66L189 67V66H190V63H188ZM238 64H239V65H238ZM46 65H47V66H46ZM52 65H54L55 67H51ZM96 65H97V66H96ZM157 65L160 67L161 76H162V77H163V76L166 77L165 79H164V77H163V79H162V77L159 76V75H160V74H159L160 71H159V68H158ZM192 65H193V66H192ZM201 65L205 66L206 68L209 67V68H208V70H209L208 72H209V73H205V72H206L205 68H204V70H203V69L201 70V67L203 68V66H201ZM242 65H243V64H242ZM244 65H245V63H244ZM257 65H258V67H257ZM4 66H5V65H4ZM37 66L35 65L34 67H37ZM42 66H46L47 68L50 67V69H51V68H58V66H60L59 68L61 69V71H60L59 69H55L56 71H55L54 69H51V70L48 69V70L51 72V73H49V71L46 70V69H44V67H42ZM163 66H164V67H167V66L169 67V65L165 66V64H164ZM170 66H171V65H170ZM218 66H220V64H219ZM218 66H217L216 68H218ZM261 66H262L263 68H262ZM2 67H3V64H2ZM19 67H20V68H19ZM38 67H39V66H38ZM46 67H45V68H46ZM61 67H62L63 69H62ZM95 67L93 66V68H95ZM97 67H98V68H97ZM171 67H172V66H171ZM171 67H170V68H171ZM178 67H179V65H178ZM188 67H187V68H188ZM191 67H190V68H191ZM239 67H240V68H239ZM256 67H257V68H256ZM10 68H11L12 70H11ZM39 68H40V67H39ZM64 68H66V69H64ZM72 68H73V69H72ZM84 68H81V69H84ZM100 68H101V69H100ZM170 68H169V69H170ZM185 68H186V66H185ZM237 68H239V69H237ZM34 69H37V70H34ZM71 69H72V70L76 69V70H74L75 72L73 71V73H77V74H73V73L71 74V72H72ZM78 69H79V68H78ZM89 69L92 70V73H94L95 70H96V72H98L97 70H100V71H102V72H103V71L105 72V70H106V71H107V76H109L110 71H111V74H113V75H117V76L119 75V74H117V73H120V75H119L120 78H119V79L116 78V76H114L115 79H116V81H117V80L120 81L121 76H122L121 74H123V73H124V74H127L126 76H127V79H128L129 81H128V80H127V81L125 80V79H126V78H125L126 76H124V74H123V76H124V78H125V79H124V82H125V83H126V82H127V83H129V82L131 83V81H133V80L135 81L136 78H135V79H132L133 77H135V75H138V77L140 76V79H137V80H139V82H137V80L135 81V82L138 83V86H137V87H136L137 83L134 84V81H133V83H131V84H132V86L130 85L131 87H130L128 84L126 85L124 82H123V85H124V86H122V85H121V84H122L121 82H122L123 79L120 81L121 84H116V83H119V82L117 81L116 83H114V82H115L114 80L111 81L110 78H109V77L106 78V77H107V76H106V77H104V78L108 79V82L105 81L106 79L103 80V81H104V82H103V81H101L102 78L100 79L101 76H98V75L96 74L97 76H95V77H97V79H98V81H97V79L94 77V74H92V75L90 74ZM102 69H104V70H102ZM161 69H162V70H161ZM232 69H233V70H232ZM10 70H11V71H10ZM52 70H53V71H52ZM65 70H66V72L64 73ZM171 70H172V69H171ZM176 70H177V69H176ZM176 70H175V72H176ZM185 70H186V69H185ZM234 70H235V71H234ZM237 70H239V71H237ZM45 71H46V72H45ZM47 71H48V72H47ZM57 71H59V73H62V72H63V74H64V75H67V76L64 77V75L57 74ZM88 71H89V74H90V75H89V74L86 75V74L88 73ZM108 71H109V72H108ZM166 71H168V72L165 73ZM173 71H174V69H173ZM204 71H205V72H204ZM231 71H234V72L232 73ZM236 71H237V72H236ZM252 71H253V68H252ZM252 71H251V72H252ZM42 72H43V71H42ZM42 72H41V74H42ZM81 72H83L84 74H83V73L81 74ZM102 72H100V73L103 74ZM112 72H115V74L112 73ZM163 72H164V74H167L168 76H167V75H166V76L163 75ZM196 72H197V71H196ZM235 72H236V73H235ZM262 72H263V75L261 74ZM0 73H1V72H0ZM11 73H12V72H11ZM21 73L24 74V75H23V78L21 77V75H22ZM25 73H26L27 75H29V77H27V75H26ZM48 73H49L50 75H49ZM54 73H56V74H54ZM69 73L72 75L71 77H70V74H69ZM78 73H79V76H78ZM100 73H98V74L100 75ZM241 73H240V74H241ZM20 74H21V75H20ZM52 74H53V76H52ZM104 74L106 75V73H104ZM128 74H129V75H128ZM207 74H209V75H207ZM210 74H211V75H210ZM225 74H226V75H225ZM252 74H253V76H252ZM16 75H17L18 78L16 77ZM45 75H41V76H45ZM75 75H76V78L74 77ZM84 75H86V76H84ZM105 75H104V76H105ZM131 75H132V77H131ZM133 75H134V76H133ZM170 75H171V74H170ZM221 75H222V77H220V79H219L218 77L221 76ZM242 75H238V76L240 77V76H242ZM0 76H1V74H0ZM14 76H15V78H14ZM19 76L21 77V79H24L25 76H26L28 79H26L25 82H22V81H24V80H19V81H20V83H19V81L17 82V80L20 79ZM56 76H58V77L56 78L57 80H55V77H56ZM60 76H62L63 79L60 78ZM77 76L80 77V78H78ZM83 76H84L85 78H83ZM88 76H89V77H88ZM111 76H112V75H111ZM123 76H122V77H123ZM128 76H129V78H130V77H131V78L129 79ZM199 76L201 77L200 73H199ZM199 76H198V78H199ZM209 76H210V77H209ZM212 76L215 78V80H214V78H212ZM256 76H258V75H256ZM262 76H263V77H262ZM2 77H3V76H2ZM2 77H0V78L2 79ZM67 77H68L69 79H68ZM86 77H87L88 79H87ZM93 77H94L96 80H95V81L93 80V81L91 82V80H90L89 78L94 79ZM114 77H113V79H114ZM138 77H137V78H138ZM177 77H176V78H177ZM251 77H250V78H251ZM16 78H17V80L15 81L14 79H16ZM70 78H75L76 80H72V79H70ZM167 78H169L168 81L171 80L170 82H171V83L173 82L171 85L167 83V82H168V81H167ZM181 78H182V77H181ZM198 78H197V80H198ZM242 78H243V77H242ZM242 78L240 77V79H242ZM253 78H254V79H253ZM33 79H32L31 81H29V83L27 82L26 85L28 86V84L32 83ZM183 79H184V78H183ZM185 79H184V80H185ZM202 79H203V80L205 79V80L207 81L206 78H203V77H202ZM216 79H217V80H216ZM238 79H239V78H238ZM51 80H52V81H51ZM54 80H55V81H54ZM89 80H90V81H89ZM99 80H100V81H99ZM164 80H166L167 82L164 81ZM184 80H182V83H181V84H184V83H183ZM193 80H194V81H193ZM219 80H220L221 82H220ZM230 80H231V79H230ZM232 80H235V79H232ZM245 80H244V78H243V81H244V82H245ZM248 80H249V82H247ZM263 80H264V78H263ZM5 81H2V82H0V83H2V84L4 85L3 82H5ZM57 81H58V82H57ZM109 81H111V82L109 83ZM198 81H199V80H198ZM198 81H195V82H197V85L199 84ZM201 81H202V80H201ZM206 81H205V82H206ZM218 81H219V83H218ZM241 81H242V80H241ZM16 82H17V83H16ZM43 82H44V81H43ZM50 82H54V85H53V83H50ZM94 82H95V84H94ZM100 82H101V83H100ZM105 82H106V83H105ZM178 82H179V81H178ZM178 82H177V84H180V82H179V83H178ZM205 82L202 81L201 83H205ZM215 82H216L217 85H215ZM222 82H223L224 85H221ZM224 82H225V83H224ZM233 82H234V81H232V83H233ZM244 82L242 83V85L244 84ZM55 83H56V84H55ZM130 83H129V84H130ZM253 83H252V84H253ZM2 84H1V85H2ZM5 84H6V83H5ZM7 84H8V83H7ZM112 84H113V85H112ZM133 84L135 85V87H133ZM175 84H176V83H175ZM181 84L179 85L180 87L182 86ZM206 84H207V83H206ZM219 84H220V85H219ZM254 84H253V88H254ZM10 85H7V87L10 86ZM19 85H18V87H19ZM21 85H20V87H19V89H20L19 92L22 93L23 91H22L21 89H23L24 87H27V86H26L25 84H24L25 86L23 85L24 87L21 86ZM32 85H34L36 88H35V87H31V90H32V91L30 90V91H31L30 93H29V91H28V92L26 91V90H28V88H25V89H23V90H25L26 93H29V94H32L33 89H37V88H39L38 90H39L40 92L43 90V91H42L43 93H44V90H45V91L47 90V88H46V87H43V85H42V87H43L42 90L40 89V87L38 86L37 83H36V84H35V83H32L30 86H32ZM49 85L47 86L48 89H49ZM55 85H56V86H55ZM226 85H227V86H226ZM229 85H230V86H229ZM30 86H29V87H30ZM37 86H38V87H37ZM44 86H45V85H44ZM177 86H178V85H177ZM193 86H195V85H193ZM223 86H224V87H223ZM239 86H240V85H239ZM243 86H244V85H243ZM243 86H241V87H243ZM245 86H246V85H245ZM18 87H17V88H18ZM51 87H50V88H51ZM56 87H58V88H56ZM191 87H192V86H191ZM225 87H226V88H225ZM227 87H228V88H227ZM230 87H231V88H230ZM234 87H236V89H235ZM241 87H240V88H241ZM45 88H46V89H45ZM184 88H185V89H184ZM193 88H194V87H193ZM196 88H197V86H196ZM196 88H195V89H196ZM237 88H238V89H237ZM243 88H244V87H243ZM15 89H16V88H15ZM56 89H57V90H56ZM195 89H193V90H195ZM207 89H208V90H207ZM233 89H235V91H236V90H239V92L242 91L241 94L244 93V97H246V100H245L246 103H245V101H244V97H243V95H241L240 93H238V91H236V93H235V91H234ZM254 89H255V88H254ZM263 89H264V88H263ZM204 90L207 91V94H208V92H209V95H210V96H207L206 94H204V93L206 92V91L204 92ZM36 91H37V90H36ZM39 91H37V92H33V93H35V94H34V97H35V95H37V93H38ZM48 91H51V90L49 89ZM53 91H54V90H53ZM254 91H255V90H254ZM40 92H39V93H40ZM57 92L54 93V94H56L55 96H57ZM203 92H204V93H203ZM52 93H53V92H52ZM194 93H195V94H194ZM201 93H200V94H201ZM237 93H238V94H237ZM2 94H3V93H2ZM8 94H9V93H8ZM29 94L27 95V97H29ZM46 94H48V92H47ZM46 94H45V97H47ZM54 94H53L52 96H50V97L53 98V97H54ZM60 94H58V96H59ZM203 94H204V95H203ZM23 95H24V94H23ZM32 95H33V94H32ZM32 95H31V96H32ZM39 95H40V96H39ZM39 95H38V97H40V98H34L35 101H36V99H39V100L41 99V101L37 100L38 102H43V101H46V102H47V101H49V104H50L51 106H53V103H55V104H54L55 107H56V104H57V103H60V104H61V101H64V100H61V99L65 98V95H64L63 98L61 97V99H60L61 101H59V100L57 99V103H56V101H55L54 99L59 98L58 96L55 97V98H53V99L47 97V99H48V100H47L46 98H44V96L41 97V95H44V94H39ZM49 95H51V93H50ZM91 95H92V96H91ZM20 96H21V95H20ZM87 96H88V97H87ZM140 96H141V97H140ZM239 96H241V98H242L243 100H242ZM261 96H264V94L261 95ZM24 97H25V96H24ZM32 97H33V96H32ZM97 97H98V99H97ZM100 97H101V98H100ZM255 97H254V98H255ZM30 98H31V97H30ZM74 98H75L76 100H75ZM135 98H136V99H135ZM249 98L251 99V100H250L251 103H250V101H249V103H247V102H248L247 99H249ZM20 99H21V98H20ZM50 99H51V100H50ZM66 99H67V97H66ZM66 99H65V101H67ZM142 99H140V100H142ZM149 99L146 98V100H149ZM155 99H156V98H155ZM157 99H160V98H157ZM162 99H161V101H162ZM262 99H263V100H262ZM0 100H1L2 102L5 103V101H3L2 99H0ZM84 100L86 101L87 99H84ZM133 100H134V101H133ZM151 100H152V99H151ZM7 101H8V100H7ZM32 101H34L33 98H32ZM54 101H55V102H54ZM71 101H72L74 104H73V103L70 104ZM75 101L77 102V104L75 103ZM91 101H93V100H91ZM104 101H103V102H104ZM144 101H145V102H144ZM153 101H154V100H153ZM156 101H159V100H156ZM161 101H160V102H161ZM170 101H171V102H170ZM189 101H190V102L193 101V102L190 103ZM260 101H263V103H264V98L262 97ZM46 102H45V104H46ZM52 102H53V103H52ZM79 102H80V101H79ZM81 102H82V101H81ZM134 102H136V105H135V106H134V104H135ZM148 102H150V101H148ZM151 102H152V101H151ZM160 102H159V103H160ZM173 102H174V101H173ZM0 103H1V102H0ZM51 103H52V104H51ZM62 103H63V102H62ZM66 103H67V102H66ZM66 103L64 102V103H63L64 106H63L62 104H61V106H62V108H64V109H62L63 111H64V110H67L66 112H68L71 108L67 107V105H65ZM83 103H84V102H83ZM87 103H88V102H87ZM89 103H92V102H89ZM93 103H94V102H93ZM96 103H95V104H96ZM153 103H154V102H153ZM176 103H178V102H175V104H176ZM263 103H260L261 105H263V106H261L260 108H263V107H264V104H263ZM2 104H3V103L0 104V105H1V106H0V107H1L0 109H2V111L0 110V112L5 111L6 109H8V111H9L10 103H8V104H9L8 107L6 106L7 108H6L4 105H2ZM8 104L6 103L5 105H8ZM12 104H13V103H12ZM49 104H48V105H49ZM81 104H82V103H80V105H81ZM85 104H86V103H85ZM98 104H101V103H98ZM148 104H149V103H148ZM156 104L158 105V102L155 103V105H156ZM178 104H179V103H178ZM178 104H177V106H179ZM180 104H182V102H180ZM186 104H187V103H186ZM247 104H248V105H247ZM74 105H75V106H74ZM82 105H83V104H82ZM82 105H81V106H82ZM103 105H105V103H104ZM106 105H105V106H106ZM146 105H147V104H146ZM146 105H145V106H146ZM149 105L152 106L153 104L150 103ZM149 105H148L149 108H148V107H147V108H146V107H145V108L143 107V108H142V111H145V112H146V111H147L146 109H149V110H150V108H153V107H151V106H149ZM172 105H173V104H172ZM3 106H4V107H3ZM11 106H10V107H11ZM24 106H25V105H24ZM61 106H60V107H61ZM65 106H66V107H65ZM86 106H87V104H86ZM93 106H94V105H93ZM95 106H96V105H95ZM153 106H154V105H153ZM161 106H163V105H161V103H160V106H159V107H161ZM170 106H171V105L169 104V107H170ZM174 106H175V105H174ZM249 106H251V107H249ZM2 107H3V108H2ZM55 107L53 106L54 109L58 108V104H57V107H56V108H55ZM60 107H59L58 109H60ZM96 107H97V106H96ZM100 107H102V106H100ZM165 107H166V105L164 104V108H165ZM171 107H173V106H171ZM171 107H170V108H171ZM196 107H197V106H196ZM198 107H197V108H198ZM4 108H6V109L3 110ZM12 108H11V109H12ZM23 108H24V107H23ZM49 108H52V107H49ZM65 108H67V109H65ZM68 108H69V109H68ZM76 108H75V109L72 108V110H70L69 112L72 111V113H73V112L78 113V111H74V110H76ZM83 108H86V107H83ZM97 108H98V107H97ZM115 108H114V109H115ZM191 108L193 109V107H191ZM250 108H252V109L250 110ZM41 109H42V108H41ZM86 109H88V107H87ZM92 109H93V107H92ZM92 109H90V110H92ZM99 109H100V108H99ZM154 109H155V108H154ZM167 109H168V108H167ZM186 109H188V108H186ZM255 109L258 110V111L260 110V112H263V113H260V112H259V114H258V112H257V114H256V112L253 113L252 111H253V110L255 111ZM263 109H264V108H263ZM28 110H29V109H28ZM39 110H40V109H39ZM80 110H79L80 113H78V114L81 115L82 112H81ZM88 110H89V109H88ZM118 110H119V109H118ZM122 110H123V109H120L119 111L122 112ZM159 110H160V109H156L157 113L159 112ZM170 110H171V109H170ZM172 110H175V108H174V109L172 108ZM176 110H177V108H176ZM179 110H180V109H179ZM181 110H183V109H181ZM181 110H180V113H181V115H182L183 111H181ZM184 110H185V109H184ZM195 110H196V111H195ZM195 110L192 112V111L190 110V108H189L188 111H189V112L191 111V113H194V112L197 113L198 110H197L196 108H195ZM6 111H7V110H6ZM32 111H33V110H32ZM43 111H44V110H43ZM45 111H46V110H45ZM58 111H59V110H58ZM60 111H61V110H60ZM102 111H103V110H102ZM129 111H128V112H129ZM150 111H151V110H150ZM152 111H153V109H152ZM154 111H155V110H154ZM154 111H153V112H154ZM156 111H155V112H156ZM166 111H167V110H166ZM88 112H89L90 114H93L95 111H94V112H92V111H91V112H90V111H87V112H86L87 114H86V113L83 114V115H85V116H83L84 118H86V117L88 118V114H89ZM100 112H101V111H99V113H100ZM128 112H127V113H128ZM145 112H144V113H145ZM153 112H152V114H153ZM160 112H162V111H160ZM160 112H159V113H160ZM167 112H168V111H167ZM177 112H178V111H177ZM185 112H186V111H185ZM20 113H21L22 115H24V116H22ZM36 113H37V112H36ZM118 113H120V112H118ZM123 113H121V114L123 115ZM130 113H133V112H130ZM130 113H129V114H130ZM147 113H148V112H147ZM149 113H150V112H149ZM157 113H155L154 115L156 116ZM172 113H173V112H172ZM175 113H176V112H175ZM178 113H179V112H178ZM196 113H194V115H193V114L189 115L190 113H188V115H189L190 117L192 116L190 120H192L193 117H196V116H195ZM248 113H249L250 115H251V114H253V115L256 114V116L259 115V116H257V117H259L260 119L258 120L256 117H255V118H252L251 121H253L255 124H253L252 122H246V121H245L246 118H244V117H247L246 114H248ZM73 114H74V113H73ZM90 114H89V115H90ZM94 114H95V113H94ZM94 114H93V115H94ZM105 114H106V113H105ZM133 114H134L133 116L136 117V116H135L136 113H133ZM150 114H151V113H150ZM244 114H245V116H244ZM249 114H248L249 117H252V116H253V115L250 116ZM7 115H8V114H7ZM66 115H67V114H66ZM75 115H76V114H75ZM86 115H87V116H86ZM107 115H108V114H107ZM107 115H106V116H107ZM130 115H132V114H130ZM139 115H140V114H139ZM139 115H137V116H139ZM166 115H170V117H171V114L166 113ZM166 115H165V116H166ZM176 115H179V114H176ZM181 115H180V116H181ZM33 116H34V119H32ZM56 116H57V114H56ZM62 116H63V115H62ZM71 116H72V115H71ZM96 116H97V114H96ZM118 116H119V115H118ZM124 116H126V115H124ZM142 116H143V114H142ZM147 116H149V115H147ZM147 116H146V117H147ZM150 116H151V115H150ZM157 116H158V115H157ZM157 116H156V118H157ZM159 116H160V114H159ZM161 116H163V112H162ZM173 116H175V115H172V117H173ZM180 116H179V118H180V120H181L182 118H181ZM184 116H185V115H184ZM184 116H183V117H184ZM189 116H187V114H186V117L189 118ZM11 117H12V119H10ZM17 117H18V118H17ZM21 117H22V119H21ZM60 117H59V119H60ZM74 117H75V116H74ZM128 117H130V116L128 115ZM128 117H127V119H128ZM151 117H153V116H151ZM166 117H168V116H166ZM249 117H248V118H249ZM263 117H264V116H262V118H263ZM87 118H86V119H87ZM140 118H141V117H140ZM154 118H155V117H154ZM163 118H164V117H163ZM173 118H174V117H173ZM184 118H185V117H184ZM188 118H187V119H186V118L184 119V120H187L186 123H184V124H186L185 127H186L188 130H189V129H190V130H191V129L194 130V128H195V129H196V128H199L198 124L196 125V123H195L194 125H192V124L194 123V122H193L194 119H196V118H193V121H192L193 123H192V124H191V121L188 120ZM203 118H201V119H199V120H202ZM9 119H10V120H9ZM24 119H25L26 121H25ZM35 119L40 120L39 122H42V124L39 123V122L37 123L36 121H38V120H35ZM47 119H48V118H47ZM50 119H51V118H50ZM78 119H79V118H78ZM86 119H84V120L86 121ZM97 119H98V118H97ZM130 119L133 120L132 117H130ZM138 119H139V118H137V120H138ZM151 119H152V118H151ZM151 119H149V117H148V120L152 121ZM161 119H162V118H161ZM165 119H166V118H165ZM171 119H172V118H171ZM171 119H170V120H171ZM176 119H177V118H176ZM176 119H175V120H176ZM206 119H204V120L207 122ZM249 119H251V118H249ZM249 119H247V120H249ZM254 119H255L256 121H255ZM263 119H264V118H263ZM33 120H34V122H33ZM41 120H42V121H41ZM74 120H75V119H74ZM74 120H73V121H74ZM81 120H82V119H81ZM132 120H131V122H132ZM134 120H135V119H134ZM134 120H133V121H134ZM159 120H160V119H159ZM168 120H169V119H168ZM170 120H169V121H170ZM182 120H183V119H182ZM257 120H258V121H257ZM2 121H0V123H1ZM48 121H49V120H48ZM52 121L50 120V122H52ZM71 121H72V120H71ZM76 121H77V119H76ZM119 121H121V120H119ZM128 121H129V120H128ZM143 121H144V119H143ZM153 121H155V120L153 119ZM153 121H152V124H153V123H157V122H153ZM156 121H157V119H156ZM162 121H163V119H162ZM162 121H161V122H162ZM164 121H166V120H164ZM169 121H168V122H169ZM171 121H172V120H171ZM173 121H174V120H173ZM177 121H178V119H177ZM189 121H190V122H189ZM202 121H203V120H202ZM249 121H250V120H249ZM35 122H36V123H35ZM66 122H67V121H66ZM74 122H75V121H74ZM79 122H80V121H79ZM100 122H101V123H100ZM126 122H127V121H126ZM131 122H130V123H131ZM134 122H136V121H134ZM166 122H167V121H166ZM187 122L190 123L191 126H190V125L188 126V123H187ZM210 122H209V123H210ZM256 122H258V123H256ZM48 123H49V122H48ZM62 123H63V124H62ZM67 123H68V122H67ZM70 123H71V122H70ZM72 123H73V122H72ZM72 123H71L70 125H73ZM83 123H84V121H83ZM132 123H133V122H132ZM132 123H131V124H132ZM198 123H199V121H198ZM201 123H202V122H201ZM201 123H200V125H201V126H200V129H203L204 126H202ZM248 123H249L251 126H250ZM251 123H252L253 125H252ZM7 124H8V125H7ZM39 124H41V125H39ZM43 124H44V125H43ZM51 124H52V123H51ZM57 124H56V125H57ZM84 124H85V123H84ZM94 124H93V125H94ZM117 124H118V123H117ZM147 124H149V123L147 122ZM158 124H161V123H158ZM158 124H156V125H158ZM165 124L168 125L167 123H165ZM176 124H177V125H174L175 128H176V130H177V128H179V129H180V128H181V129L184 128V124H183V123L180 124L179 121H178ZM178 124H179V125H178ZM256 124L258 125V128H257ZM0 125H1V124H0ZM54 125H55V124H54ZM64 125H65V124H64ZM67 125H69V124H67ZM74 125H76V124H74ZM85 125H87V124H85ZM119 125H120V124H119ZM139 125H140V124H139ZM143 125H144V124H143ZM170 125H171V124H170ZM182 125H183V126H182ZM205 125H206V123H205ZM254 125H255V126H254ZM88 126H89V123H88L87 127H88ZM131 126H132V125H131ZM145 126H146V125H145ZM149 126H150V125H149ZM160 126H161V125H160ZM171 126H173V125H171ZM176 126H177V127H176ZM181 126H182L183 128H182ZM193 126H195V127H193ZM197 126H198V127H197ZM0 127H1V126H0ZM2 127H3V125H2ZM10 127H11V129H9ZM20 127H21V128H20ZM46 127H47V126H46ZM91 127H93V126L91 125ZM91 127H90V128H91ZM94 127H93V128H94ZM111 127H112V125H111ZM115 127H116V126H115ZM115 127H114V128H115ZM125 127H126V125H125ZM143 127H144V126H143ZM150 127H151V126H150ZM153 127L155 128V125H154ZM157 127H158V126H156V129H157ZM191 127H192V128H191ZM202 127H203V128H202ZM206 127H207V126H206ZM206 127H205V128H206ZM254 127H255V128H254ZM13 128H14V129H13ZM22 128H23V129H22ZM35 128L37 129V131L35 130ZM55 128H56V130H57V131H55V132H58V131H59L60 133H62V136H61V137H60V135H61L60 133H59V135H58V133H56L59 137H58L56 134H54V131H53V130H54ZM95 128H94V130H95ZM132 128H133V127H131V129H132ZM144 128H145V127H144ZM163 128H164V127H163ZM163 128H162V130H163ZM186 128H185V129H186ZM0 129H1V128H0ZM15 129H16V130H15ZM30 129H33V130H32V131H33V134H31L32 131L30 132ZM65 129H66V130H65ZM74 129L77 130L76 133L73 132ZM87 129H88V128H87ZM141 129H142V128H141ZM141 129H140V130H141ZM145 129H146V128H145ZM172 129H174V128L172 127ZM172 129L170 128V130H172ZM179 129H178V131H179ZM10 130H11V131H10ZM107 130L109 131V133H110L111 135L108 133ZM140 130H139V131H140ZM148 130H149V129H148ZM164 130H165V129H164ZM166 130H167V127H166ZM188 130H187V131H188ZM197 130L199 131V129H197ZM197 130H195V131H197ZM203 130H205V129H203ZM203 130H201V132L199 131L200 134L203 132ZM6 131H7V130H6ZM15 131H17V133H16ZM20 131H19V132H20ZM34 131H35L37 134H40L41 131H42V133H41L42 137H41V135H39L40 138H42V139H39V137H37L38 135H37L36 133H34ZM70 131H71V132H70ZM97 131H98V132L100 131L101 133H100V132L98 133ZM115 131H116V130H115ZM129 131H130V130H129ZM135 131H137V130H135ZM142 131H143V130H142ZM151 131H152V132H156L157 130H156V131H155V130L153 131V128H152ZM160 131H161V129L159 130V132H160ZM172 131H173V130H172ZM184 131H185V130H184ZM184 131H182V134H184V133H183ZM187 131H185V132H187ZM11 132H13V134H12ZM39 132H40V133H39ZM89 132L91 133V135H90ZM96 132L98 133V135H95V134H97ZM131 132H133V129L131 130ZM131 132H130V133H131ZM152 132H149V133H152ZM162 132H163V131H162ZM168 132H169V131H168ZM174 132H176V131H174ZM188 132H191V131H188ZM188 132H187V133H188ZM199 132H197V134H199ZM4 133H2V134H4ZM74 133H75V136H73ZM120 133H121V132H120ZM133 133H134V132H133ZM133 133H131L132 136H134ZM164 133H165V132H164ZM164 133H163V134H164ZM169 133H171V132H169ZM180 133H181V132H180ZM180 133L178 132V134H180ZM187 133H186V134H187ZM192 133H193V132H192ZM205 133H206V131H205ZM207 133H206V134H207ZM211 133H212V134H211ZM10 134H11V135H10ZM15 134H14V135H15ZM48 134H51V136L49 135V136H50V139H47V138H48V136H47ZM53 134H54L56 137H52V136H54ZM76 134H77V135H76ZM88 134H89L90 136H89ZM108 134L110 135V138H109V137H108V138L105 137V135H108ZM116 134H115V135H116ZM134 134H135V133H134ZM146 134H147V131H146ZM153 134H154V133H153ZM153 134H152V135H153ZM159 134H160V133H159ZM178 134H177V135H178ZM195 134H196V133H195ZM206 134H205V135H206ZM43 135H45V136H44L45 139H44ZM103 135H104V136H103ZM109 135H108V136H109ZM139 135H141V134H139ZM167 135H168V134H166L165 137H166ZM19 136H18V137H19ZM137 136H138V134H137ZM137 136H135V137H137ZM145 136H146V135H145ZM145 136H144V137H145ZM153 136H154V135H153ZM155 136H156V135H155ZM159 136H160V135H159ZM161 136H162V135H161ZM169 136H171V135H169ZM174 136H175V135H173V137H174ZM186 136H187V135H186ZM195 136H196V135H195ZM202 136H203V135H202ZM13 137H14V136H13ZM15 137H17V136L15 135ZM15 137H14V140H15ZM18 137L16 138V141L19 139ZM21 137H20V139L23 140ZM51 137H52V138H51ZM124 137H125V135H124ZM129 137H131V136L129 135ZM139 137H140V138H143V137H141V136H139ZM165 137H164V141H167V139H168L169 137L167 136L168 138H166V140H165ZM177 137H178V136H177ZM205 137H206V136H205ZM205 137H204V138H205ZM37 138H38V140H37ZM126 138H127V137H126ZM137 138H138V137H137ZM137 138H136V140H138ZM146 138H147V137H145L144 139H146ZM151 138H152V139H151V143H152V141L154 140V137H151ZM156 138L159 139L158 136H157ZM170 138H172V137H170ZM179 138L182 139L181 135H180ZM179 138H178V139H179ZM185 138H186V137H185ZM196 138H197V137H196ZM199 138H201V137L198 136V139H199ZM202 138H203V137H202ZM202 138H201V139H202ZM204 138H203V139H204ZM207 138H208V137H207ZM214 138H215V137H214ZM214 138H213V141L215 140ZM12 139H13V138H12ZM20 139H19V141L21 142ZM31 139H32V138H31ZM161 139H162V137H161ZM181 139H180V140H181ZM201 139H200V140H201ZM217 139H218V138H217ZM223 139H222V140H223ZM230 139H229V140H230ZM8 140H9V139H8ZM27 140H26L25 143H28ZM112 140H113V137H112ZM140 140H141V139H140ZM172 140H173V138H172L171 140L169 139L168 143H170V141H172ZM205 140H208V139H205ZM220 140H221V139H220ZM24 141H25V140H24ZM30 141H31V140H30ZM30 141H29V142H30ZM32 141H33V140H32ZM105 141H106V142H105ZM156 141H158V140H156ZM156 141L154 140V143H155ZM173 141H174V140H173ZM173 141H172V142H173ZM182 141H183V139H182ZM195 141H196V140H195ZM203 141H204V140H203ZM215 141H216V140H215ZM215 141H214V142H215ZM225 141H227V142H225ZM104 142H105V144H104ZM109 142L111 143V140H110ZM136 142H137V143H136ZM143 142H144V141H142V143H143ZM147 142H149V141H147ZM172 142H171V143H172ZM180 142H181V141H180ZM200 142H201V141H200ZM200 142H199V144H200ZM206 142H207V141H206ZM209 142H210V140H209ZM220 142H221V141H220ZM34 143H33V145H34ZM102 143H103V145H105V147H108V148L106 149V152L108 151V155H107V156H110V158H109V157L107 158V156L104 155V154H105V147H100V146H103V145H100V146H99V144H102ZM123 143H124V141H123ZM123 143H122V145H121L122 148L120 147V145L117 146V147L115 146V148H117V149H118V148H119V149L121 148L120 150H121L122 152H123V151H126V152L129 151L130 147L128 146L129 148H128V147L125 148L126 144H125V143L123 144ZM182 143H183V142H182ZM212 143H213V142H212ZM212 143L210 144L211 147H213V145H215V147H216V145H218V144H214V143L212 144ZM218 143H219V141H218ZM221 143H222V142H221ZM31 144H32V142H31ZM108 144H109V143H108ZM136 144H137V146H136ZM146 144H145V146H147ZM159 144H160V143H159ZM172 144H173V143H172ZM172 144H170V146H171ZM174 144L172 145V146L174 147V148H172L173 150H174L175 147H176ZM208 144H209V143H208ZM24 145H25L26 147L28 146V145H26V144H24ZM29 145H30V144H29ZM123 145H125V146H123ZM196 145L198 146L199 149H197V150L199 151V150H200V145H198L197 142H196ZM201 145L205 147L207 144H206V145H205V144L203 145L202 142H201ZM229 145H228L227 148H230ZM138 146H139V147H138ZM207 146H208V145H207ZM224 146H225V147H224ZM26 147H25V148H26ZM28 147H29V146H28ZM28 147H27V148H28ZM123 147H124V150H123ZM134 147H135V148H134ZM178 147H177V148H178ZM184 147H183V148H184ZM189 147H190V148H189ZM219 147H220V146H217V148L220 150L221 147H220V148H219ZM232 147H231V148H232ZM25 148H24V149H25ZM170 148H171V147H170ZM177 148H176V149H177ZM222 148H221V149H222ZM231 148H230V149H231ZM32 149L34 150V148L31 147V149L29 150L30 153H32V151H31ZM36 149H35V150H36ZM166 149H167V148H165L164 150H166ZM204 149H207V148L205 147ZM218 149H217V150H218ZM115 150H116V149H115ZM120 150H119V151H120ZM173 150H172V151H173ZM177 150H179V149H177ZM197 150H195V151H197ZM201 150H203V147H202ZM215 150H216V149L213 147V152H214ZM219 150H218V151H219ZM26 151H27V149H26ZM26 151H24L22 154L24 155V153H25ZM37 151H35V152L33 151V153H36ZM121 151H120V152H121ZM191 151H192V150H191ZM204 151H205V150H204ZM204 151H202V152H204ZM218 151H217V152H218ZM137 152H138V155L141 156V157H138V160L133 159L134 157H135V158L137 157V156H136V155H137ZM154 152H155V153H159V154H155ZM181 152H180V153H181ZM192 152H194V151H192ZM202 152L200 151V153H202ZM219 152H222V150L219 151ZM224 152L226 153L227 151H225V149H224ZM30 153L27 154V155H25V156L27 157L28 155H30ZM37 153H39V151H38ZM48 153H49V154H48ZM109 153H110V154H109ZM114 153H116V152H114ZM114 153H113V155H115ZM117 153H118V152H117ZM145 153H146V154H145ZM165 153L167 154V156H165V155H166ZM168 153H169V154H168ZM176 153H177V152H176ZM189 153H190V152H189ZM198 153H199V152H198ZM200 153H199V154H200ZM235 153L233 152L232 155L235 154ZM22 154H21V155H22ZM127 154H128L129 156H127ZM134 154H135V155H134ZM150 154H151V153H150ZM164 154H165V155H164ZM190 154H191V153H190ZM203 154H204V153H203ZM215 154H216V153H215ZM31 155H34V154H31ZM31 155H30V156H31ZM36 155H38V154H36ZM36 155H35V156H36ZM42 155H43V154H42ZM130 155H132V157H133L132 159H133L134 161L131 160V158H129V157H131ZM154 155H153V156H154ZM156 155H157V156H156ZM162 155H163V156H162ZM177 155H178V153H177ZM180 155H181V154H180ZM188 155H189V154H188ZM200 155H201V154H200ZM219 155H220V153L218 154V156H219ZM40 156H41V155H40ZM57 156L59 157V159L57 158ZM119 156L116 155V157H119ZM164 156H165V157H164ZM168 156H169L170 158H169ZM178 156H179V155H178ZM197 156H198V154H197ZM218 156L215 155V157H218ZM28 157H29V156H28ZM28 157L26 158L27 160H26V159H25V160L23 159L27 164H29V162L32 161V160L35 161V159H32L33 156H31V158H28ZM38 157H39V155L36 156L35 158H38ZM60 157L63 158V159H61ZM173 157H174V156H173ZM204 157H205V158H204ZM21 158H25V157L22 156ZM44 158H46V159L44 160ZM71 158H72V159H71ZM151 158H152V159H151ZM164 158H165V159H164ZM167 158H169V161H168ZM181 158H180V159H181ZM194 158H192L191 161H193ZM212 158H213V159H212ZM29 159H32V160L29 161ZM57 159H58V160H57ZM60 159H61V160H60ZM125 159H126V160L129 159L128 162H127ZM139 159H140V160H139ZM147 159H148V158H147ZM163 159H164V160H163ZM195 159H194V160H195ZM200 159H202V160H200ZM221 159H222V160H221ZM56 160H57V161H56ZM84 160H85V161H84ZM87 160H88L89 163L87 162ZM141 160H142V161H141ZM151 160H152V161H151ZM165 160H166V162H165ZM33 161H32L29 165H31V164L34 165V162H33ZM36 161H38V160H36ZM36 161H35V165L38 164V165H41V167H43V165L40 164L39 161H38V162H36ZM41 161H40V162H41ZM60 161L62 162V164L64 163L62 168H61V165H60V164H61ZM70 161H72V162H70ZM93 161H95V162H93ZM96 161H97V162H96ZM129 161H131V162H129ZM132 161H133V162H132ZM150 161H151V162H150ZM153 161H155V162H153ZM156 161H158V162H156ZM159 161H160V162H159ZM163 161L165 162V164H164ZM170 161H173L174 164H173V163H170ZM176 161H177V162H176ZM180 161H181V160H180ZM162 162H163V163H162ZM167 162H168V163H167ZM20 163H21V162H20ZM48 163H49V162H48ZM48 163L46 162V164H48ZM50 163H49V166L47 165L48 167L46 166V164L44 165L43 169L45 168V170H46L45 172H43V170H41V167H40V166H39V168L36 167V169L38 168L37 170H38L39 172H40V170H41V171H42L41 173H44V175H46V176H49L50 174H51V177H52V174H53V176H57V179H55V184H57V186L59 185L60 187H62V188L65 190V192H64L65 194L62 193L63 190H62L60 193L63 194L64 196L67 194V196H68V193H66V192H69V193L72 194V195L69 194L70 196H72L73 198L76 197V199H78L77 197H79V196L81 195V193H79V192L81 191L82 188L85 187V186H83V185L85 184V183H84L85 180H83V178H82L84 184H83V185H82V184H79V183H80V180H81V179L79 180V179L77 178V177H79V175H78L77 177H76V175H75V177H76V178L78 179V181H79V183H78V182L76 181L75 177L73 178L74 175H72V177H71V173H69V174H67V176H66V174L63 173V172H62V174H61V172H60V174H61V175H60L61 178H60V177H59V172H57L58 175H56L57 173H54V172L56 171V169L54 170V172H53V170H52V172H50V170H51V169L49 168L50 165H51ZM72 163H74V164H76V165H74V164H72ZM93 163H94L95 166H96V164H97L98 166H96V167H92V166H90V165H92ZM95 163H96V164H95ZM157 163H160V164H162V165H160V164L158 165ZM176 163H177V164H176ZM180 163H181V164H180ZM192 163H191V164H192ZM23 164H25V163H23ZM53 164H52V165H53ZM179 164H180V165H179ZM182 164H184V165H182ZM55 165H56V164H55ZM59 165H60V166H59ZM70 165H69V167L67 168L68 170H71V169H72ZM104 165H105L106 167H110V168L104 169V168H105ZM27 166H28V165H27ZM36 166H37V165H36ZM66 166H67V165H66ZM100 166H103V167H100ZM31 167H33V166H31ZM52 167H55V166L53 165V166H51V168H52ZM59 167H60V169H59ZM77 167H78V166H77ZM77 167H76V168H77ZM26 168H28V167H26ZM46 168H47V169H46ZM55 168H56V167H55ZM63 168H64V169H63ZM70 168H71V169H70ZM84 168H83V169H84ZM126 168H128V169H126ZM39 169H40V170H39ZM49 169H50V170H49ZM53 169H54V168H53ZM78 169H79V167L77 168V170H78ZM80 169H81L80 171H82V166H80ZM86 169H87V168H85L84 171H85ZM109 169H110L111 171H110ZM132 169H133V170H132ZM142 169H144V170H142ZM145 169H149V170H151V171H146ZM33 170H34V167H33ZM33 170L31 169V171H33ZM47 170H49V173H50V174L47 173V172H48ZM65 170H66V171H65ZM73 170H76V169L74 168ZM92 170H90V172H91ZM102 170H104V171H102ZM125 170H126V171H125ZM139 170H140L141 172H142V171H144V172L141 173ZM152 170H154V171H152ZM155 170H156V171H155ZM29 171H30V170H28V172H29ZM96 171H93V172H96ZM164 171H165V172H164ZM167 171H168L169 173H167ZM263 171H264V170H263ZM71 172H73V171L71 170ZM76 172H77V171H76ZM90 172H89V173H90ZM131 172H132V173H131ZM152 172H153V174H151ZM171 172H172V173H171ZM41 173L39 174V173H37V171H35V175H36V174H38V175H42ZM45 173H46V174H45ZM73 173L75 174V172H73ZM105 173H106V171H105ZM105 173H104L103 175L106 176V174H108V172H107L106 174H105ZM114 173H112V174H114ZM134 173H135V172H134ZM256 173H255V174H256ZM260 173L263 175L264 172H263V173L260 172ZM31 174H33V173L31 172ZM77 174H78V172H77ZM92 174H93V173H92ZM95 174H96V173H95ZM147 174H148V173H147ZM159 174H158V175H159ZM168 174H169V175H168ZM255 174H254V175H255ZM258 174H259V173H258ZM258 174H257V176H259V177H254V179H255V178H263V177H264V176L262 177V175L260 176V175H258ZM63 175H65V176H64L65 178H67V177L69 176L70 178H72V181H73V179H75V181H76L77 184L75 183V181H73L74 183L70 184V183L68 182L69 179H68L67 182H66V181H65V180H66L65 178L62 179ZM85 175H86V174H85ZM87 175H89V174H87ZM87 175L85 176L86 179H87ZM103 175H102V176H103ZM119 175H120V176H124L123 173H122V175H121V173H119ZM125 175H126V174H125ZM133 175L135 176V174H133ZM136 175H137V172H136ZM166 175H168V176H166ZM174 175H173V177H174ZM28 176H30V175L27 174V177H28ZM91 176H92V175H91ZM117 176H118V175H117ZM156 176H157V175H156ZM250 176L253 177L252 175H250ZM30 177H31V179H33V178L35 179L36 176H32V175H31ZM30 177H29V178H30ZM39 177H40V176H39ZM51 177H46L45 179H48V178L50 179ZM80 177H83V176L81 175ZM94 177H95V175H94ZM153 177H155V176H153ZM186 177H187V178H186ZM251 177H248V179L250 180ZM55 178H56V177H55ZM89 178H90V177H89ZM133 178H134V177H133ZM145 178H146V177H145ZM145 178H144V179H145ZM158 178H159V176H157V179H158ZM169 178H170L171 180H172V179L175 180V178H171V177H169ZM38 179H39V178H38ZM40 179H41V178H40ZM40 179H39V182H40ZM42 179H43V176H42ZM51 179H52V178H51ZM51 179L49 180V182H52V180H53L54 178H53L52 180H51ZM134 179H135V178H134ZM140 179H141V178H139V180H140ZM149 179H150V178H149ZM159 179H160V178H159ZM252 179H253V178H251V181H254V182H255V180H252ZM161 180H162V179H161ZM243 180H244V179H243ZM245 180H246V179H245ZM245 180H244V181H245ZM249 180H248V181H249ZM261 180H262V179H261ZM30 181H31V180H30ZM34 181H35V180H34ZM43 181H44L45 183H48V182H46L47 180H46V181L43 180ZM53 181H54V180H53ZM69 181L72 182L71 180H69ZM134 181H135V180H134ZM180 181H181V180H180ZM256 181H257V179H256ZM262 181H263V180H262ZM35 182H38V181H35ZM85 182H86V181H85ZM88 182H89V181H88ZM90 182H91V181H90ZM137 182H138V181H136V184H137ZM139 182H140V181H139ZM150 182H151V181H150ZM163 182H164V181H163ZM170 182H173V181H170ZM177 182H178V181H177ZM181 182H183V180H182ZM186 182H187V181H186ZM189 182H190V181H189ZM242 182H243V181H242ZM246 182H247V180H246ZM254 182H253V183H254ZM258 182H259V181H258ZM3 183H4V182H3ZM23 183H24V182H23ZM45 183H44V184H45ZM81 183H82V181H81ZM96 183H98V182H96ZM178 183H179V182H178ZM192 183L195 184L194 182H192ZM192 183H190V185H191ZM198 183H197V184H198ZM248 183H249V182H248ZM253 183L251 184L252 187L257 188V187L259 186V185L257 186L258 183L255 184L256 186H253ZM259 183H260V182H259ZM261 183H262V182H261ZM16 184H17V183H16ZM32 184H34V183L32 182ZM38 184H39V183H38ZM55 184H54V188H55V190H57ZM73 184H74V186H73ZM86 184H87V183H86ZM86 184H85V185H86ZM92 184H93V182H92ZM94 184H95V183H94ZM101 184H102V183H101ZM166 184H167V183H166ZM173 184L175 185L174 182H173ZM183 184H184V183H183ZM185 184H186V183H185ZM187 184H188V183H187ZM193 184H192V185H193ZM200 184H198V185H200ZM5 185H6V184H5ZM11 185H12V184H11ZM13 185H14V184H13ZM13 185H12V186H13ZM48 185H49V187H51V186H50V185H51L50 183H49ZM52 185H53V184H52ZM75 185H76V186H75ZM78 185H79V186L81 185V186H83V187L80 186V187H81V189H80V187H79ZM137 185H138V184H137ZM139 185H140V184H139ZM168 185H169V184H168ZM176 185H177V183H176ZM178 185H179V184H178ZM207 185H208V186H207ZM260 185H261V184H260ZM262 185H263V184H262ZM32 186H33V185H32ZM40 186H41V184H40ZM42 186H44V185H42ZM88 186H90V183H89ZM88 186L86 185V188H87V189L84 188V189L87 190V191H86V192H83V195H84V193H85V194H88V193H89V188H90V187L88 188ZM95 186H99V185H95ZM181 186H182V185H181ZM186 186H187V185H186ZM193 186H195V185H193ZM201 186H202V184L200 185V187H201ZM211 186H212V187H211ZM21 187H22V186H21ZM44 187H45V186H44ZM75 187L79 188L80 191L77 190ZM92 187H93V186H92ZM92 187H91V190H90V191L93 193V191H92L93 188H92ZM141 187H142V186H141ZM141 187H139V189H140ZM33 188H34V187H33ZM62 188H61V189H62ZM94 188H95V187H94ZM99 188H100V186H99L98 188L96 187V189H99ZM183 188H184V186H183ZM187 188H188V187H187ZM192 188H193V187H192ZM3 189H4V187H3ZM13 189H14V188H13ZM25 189H26V188H25ZM48 189H49V188H48ZM96 189H93V190H96ZM148 189H149V188H148ZM178 189H179V188H178ZM217 189L210 190V191L208 190V191H209V192H214V193H215V190H216L217 193H218V190H217ZM5 190H6V189H5ZM7 190H8V189H7ZM36 190H37V189H36ZM52 190H54V189L51 188L50 191H48V190H47V191H48V192H52ZM55 190H54V191H55ZM85 190H83V191H85ZM99 190H100V189H99ZM101 190H103V188H102ZM101 190H100V191H101ZM182 190H184V189H182ZM191 190H192V189H191ZM191 190H189V191H191ZM199 190H200V189H199ZM23 191H24V190H23ZM30 191H31V190H30ZM45 191H46V190H44V189L42 190V192H45ZM97 191H98V190H96V192H97ZM106 191H107V190H106ZM184 191H185V190H184ZM196 191H197V190H196ZM201 191H202V188H201ZM204 191H205V190H204ZM257 191L260 192V193H257ZM0 192H1V191H0ZM10 192L14 193V192L11 191V190H10ZM18 192H20V191H18ZM56 192H57V191H56ZM58 192H59V191H58ZM81 192H82V191H81ZM91 192H90V195H92ZM102 192H105V190L102 191ZM102 192H101V193H102ZM141 192H142V191H141ZM202 192H203V191H202ZM223 192H225V193H223ZM2 193H4V194H3V195L1 194V196H4V197H5V195H6L5 192L2 191ZM20 193H21V192H20ZM23 193H24V192H23ZM30 193H31V192H30ZM34 193H35V192H34ZM38 193H39V192H38ZM38 193H37V194H38ZM40 193H41V190H40ZM52 193H53V192H52ZM60 193H59V194H60ZM98 193H99V192H98ZM98 193H96V194L98 195ZM108 193H109V192H108ZM135 193H136V192H135ZM185 193H186V192H185ZM192 193H193V192H192ZM206 193H207V192H206ZM26 194H27V193H26ZM26 194H25V198L27 197ZM49 194H51V193H49ZM55 194L57 195V193H54V194H53L54 196L52 195L54 198H55V196H56ZM59 194H58V195H59ZM94 194H95V191H94L93 195H94ZM102 194H103V193H102ZM109 194H110V193H109ZM209 194H210V193H209ZM215 194H216V193H215ZM222 194H221V195H222ZM30 195H31V194H30ZM33 195H35V194H33ZM40 195H41V194H40ZM42 195H43V194H42ZM42 195H41V196H42ZM47 195H48V194H47ZM58 195H57L56 197H59V196H60V195H59V196H58ZM63 195H62V197H63ZM73 195H74V196H75V195H78V196H75V197H74ZM83 195H81L80 197H81V200H83V199L85 200V201H84L85 204L87 203V205H88V204L90 205V204L92 203V205H93V204H96L97 202H98V204H99V201H97L96 203H94L95 201L93 202V199L96 198V197H93V199H92V196H90V195L88 194V195L91 197V198H90V197L88 196V197L90 198V201H92V202L90 203L88 197L85 199V196H87V195H84V196H83ZM99 195H100V194H99ZM99 195L97 196L96 199H98V198L100 197ZM106 195L108 196V194H106ZM138 195H139V194H138ZM188 195H189V193H188ZM228 195H229V196H228ZM6 196H7V195H6ZM19 196L22 198L23 195L19 194ZM19 196H18V198H19ZM49 196H51V195H48V197H49ZM52 196H51V197H52ZM94 196H95V195H94ZM102 196H103V195H102ZM109 196H110V195H109ZM109 196H108V197H109ZM114 196H115V195H114ZM114 196H112V197H114ZM143 196H144V195H143ZM145 196H146V195H145ZM198 196H200V195H198ZM212 196H213V195H211V197H212ZM23 197H24V196H23ZM33 197H34V196H33ZM33 197H32V198H33ZM43 197H45V198H43ZM43 197H42L43 199H42L40 196H39L40 199L37 197L38 200H40V201H41V199L43 200V201H41V202L39 201V203H37V201H29V202H31V203L34 202V206H36V207H34L32 204H29V205H32V206H33L35 209H37V210H35L32 206L30 207V209L33 208L35 211H32V210L30 211V209H26V210H25V213H24V216H25V217L22 216L23 219H22V222H20V223H22V224L17 223V221H21V218H20V217H21V214L24 212V211H22V210H23V208H24L25 205H28V204H26V203H27V200H31V197H30V199H28V198H27V199L23 198L24 200H22V201H23L22 204H23V205L25 204L24 206H21V205H18V206H17V202H18L17 200H18V198L16 197L17 200H15V201H16L15 204H16L17 207H19V206L22 207V210H21V209H18L19 213L22 212L21 214L17 213V212H18V211L16 210L17 207H16V209H15L14 211H15V214L17 213V214H19V215L16 214V216H14V212H13V214H9L8 212H5V213H7V214H9V215H13L14 217H16V218H17V219H15V221L17 220V221H16V224H19V225H21V226L23 225L24 228H25L26 230H28V231H32V234L34 233V234H33L34 236H36V235L39 236V237L41 238L42 242H44V241H48L49 243H52L53 240H54V243H53V244H55L56 240H57V242H58L59 244L61 243L62 240H67L68 242H70V241H69L70 238L67 239V238H65V237H66L67 235L70 236V237H71V236L75 237V233H74L73 231H76V230H78V229H80V231H81L82 229H83V230L80 232V235H77V234H79V232L76 231V232H77V233H76V236H77V237H78V236H81L83 233H84L83 236H85V234H89V232H90L89 229H92V230L94 229V230H95V231H94V230H93V231L91 230V233H92V232L96 233V229H97V230H100V229H101L100 231H102L103 229L106 230V231H108V229H110L109 232L112 230V231H111L112 233H114V232L117 233L118 231H121V230H124V229L127 230L128 227H129L128 231L130 230V228H131V229H134L133 231H132V230L129 231V234H130V233H132V234H133V233H134V234L138 233L139 235L143 236L142 234H140L139 229H138V228L136 229V227H137L136 224H135L134 227H133V224H132L131 226L128 225V223L131 224V223H132L131 221H133V220H135V219H133V220L131 219V221H130L131 223L128 222L129 219L131 218V217L128 215L130 218L127 219L128 221L125 220L126 218H128V217L124 214V212H125L124 210H125L126 208H124V210H123V211H124L123 214H124V216H126L125 219H123L122 222H121V221H120V222H115V221L117 220L116 217H115V218L112 217L113 220L115 219V220L113 221V220L111 219V217L109 216V215H116V214H117V213H114V212H116V209L113 210L114 206H112V207H113V208H112L110 204H107V205H106V206H108L110 209L112 208L111 212L114 213V214H109V215H105V214H104L105 211L107 210V209H105V207L102 208L103 210H105V211H103V210L98 206V204L92 206V207H94V208H95V207L97 208V206H98V207H99V211H100V209H101L102 211H100V212H101V213L103 212L102 215H104V216H102V215L100 214V212L98 211V208H97V209L95 208V210H94V209H93L91 206H89V205H88V206H89V207H88L87 205L79 204V211H78V205L76 204V203H77V202H76L75 204H76L77 207H76V206H74V207L77 208V209H75V208H74V209L77 210V212L80 213V214H79V217L82 219V221H83V218L85 219V217H86V219L89 220V218H88L89 216L91 217V219H94V220H91V219H90V221H85V220H86V219H85V220L83 221L84 223H82V221H80V219L77 218L78 213L75 212V211L72 209L73 207H72V208H69V209H70V210L72 209V210L74 211V214H73V212H72V215H71L70 213H69V215L67 214V215L69 216L68 218H67L66 216H62L63 214H64V215L66 214L64 211H66V210L68 211L69 209L66 208V205H65V206H64V207H65V210H64L63 212H61L63 208L61 209V206H62V205L58 204V202H57V205H60L59 209H61V210L59 211V213H60V218H58L59 216H57V215H53L54 213H55V214L58 213L57 211L59 210V209H58V210H55V209H57V206H56V207H55V206L52 207V206L54 205V203L56 202L57 199L54 200V198H52V199L54 200V202H52V199H50L51 202L53 203V205L51 206V202H50V201L47 202V205L45 204V202H46L45 200H46V198H47V197H46V194H44ZM83 197H84V198H83ZM140 197H141V196H140ZM149 197H150V196H149ZM189 197H190V196H189ZM196 197H197V196H196ZM215 197H216V196H215ZM222 197H223V195H222ZM224 197H225V195H224ZM2 198H3V197H2ZM2 198H1V199H2ZM7 198H8V197H6V199H7ZM59 198H60V197H59ZM59 198H58V199H59ZM70 198H71V197H69V199H68V197H67L68 201H70ZM73 198H72V199H73ZM101 198H102V197H100L99 200H100ZM116 198H117V197H116ZM142 198H143V197H142ZM142 198H141V199H142ZM219 198H220V196H219ZM4 199H5V198H4ZM11 199H12V198H11ZM33 199H34V198H33ZM44 199H45V200H44ZM60 199H61V198H60ZM60 199H59V200H60ZM63 199H64V197H63ZM63 199H62V200H63ZM72 199H71V200H72ZM76 199H74V200H76ZM96 199H95V200H96ZM118 199H119V198H118ZM150 199H151V198H150ZM156 199H157V198H156ZM169 199H170V198H169ZM189 199H190V198H189ZM212 199H213V198H212ZM224 199H226V198H224ZM7 200H9V198H8ZM25 200H26V201H25ZM48 200H49V198H48ZM74 200H73V201H74ZM81 200H80V201H81ZM87 200H88V202H87ZM119 200H120V199H119ZM129 200H130V199H129ZM137 200H138V199H136V204H137V202H138ZM147 200H148V199H147ZM158 200H159V199H158ZM164 200H165V199H164ZM172 200H173V198H172ZM219 200H220V199H219ZM4 201H5V200H4ZM44 201H45V202H44ZM60 201H61V200H60ZM68 201H66V202L69 203ZM76 201H77V200H76ZM78 201H79V199H78ZM106 201H107V200H106ZM112 201H113V200H112ZM116 201H117V200H116ZM143 201H145V200H143ZM148 201H149V200H148ZM148 201H145V202H148ZM174 201H175V199H174ZM176 201H177V199H176ZM176 201H175V202H176ZM184 201H185V199H184ZM187 201H188V199H187ZM217 201H218V198H217ZM220 201H221V200H220ZM231 201H232V200H231ZM234 201H233V203H234ZM7 202H8V201H7ZM19 202H20V201H19ZM25 202H26V203H25ZM42 202H43V203H42ZM82 202H83V201H82ZM117 202L119 203V201H117ZM117 202H116V203H117ZM122 202H123V201H122ZM133 202H134V201H133ZM141 202H142V201H141ZM141 202H140V201L138 202V205H139V203H140V205H139L138 207L141 206ZM158 202H160V201H158ZM170 202H171V201H170ZM170 202H167V203H169V206H170ZM182 202H183V200H182ZM182 202H181V203H182ZM222 202H223V201H222ZM0 203H1V202H0ZM2 203H3V200H2ZM2 203L0 204V206L2 205L3 208H2V206H1L0 208H2L3 210L6 209L7 211H9L8 209H10V208L7 207V205H6L7 203H6V204L3 203L4 205H3ZM8 203L10 204V202H8ZM20 203H21V202H20ZM36 203H37V204H36ZM40 203L43 204L42 207L40 206V205H41ZM48 203L50 204V207L55 208V209H51V210L49 209L50 212H49V210L46 211V209L49 208V206H48L49 204H48ZM63 203H65V201H64ZM63 203L61 202V204H63ZM71 203H72V202H70V204H71ZM73 203H74V202H73ZM79 203H80V202H79ZM105 203H106V202H105ZM107 203H108V202H107ZM142 203L145 204L144 202H142ZM153 203H154V202H152V204H153ZM156 203H157V202H156ZM176 203H178V201H177ZM186 203H188V202H186ZM225 203H226V201H225ZM240 203H239V205H240ZM35 204H36V205H35ZM55 204H56V203H55ZM75 204H73V205H75ZM100 204H101V202H100ZM100 204H99V205H100ZM132 204H133V203H132ZM150 204H151V203H150ZM152 204H151L150 206L154 208V206H152ZM157 204H158V203H157ZM161 204H162V203H161ZM184 204H185V203H184ZM188 204H189V203H188ZM190 204H191V203H190ZM192 204H193V203H192ZM29 205H28V206H29ZM44 205H45V206H44ZM68 205H69V204H68ZM73 205H72V206H73ZM115 205H117V204H115ZM122 205H123V204H122ZM127 205H128V204H127ZM146 205H147V204H146ZM158 205H159V204H158ZM163 205H164V204H163ZM166 205H167V204H165V206H166ZM173 205H174V204H173ZM176 205H177V204H176ZM185 205H186V204H185ZM226 205H227V204H225V207H226ZM5 206H6V208H5ZM38 206H40V207H38ZM46 206H48V208H47ZM83 206H86L87 208H85V207H83ZM103 206H105V205H103ZM123 206H126V205H123ZM148 206H149V204H148ZM156 206H157V205H156ZM159 206H160V205H159ZM171 206H172V204H171ZM180 206H181V205H179V207H180ZM183 206H184V205H183ZM191 206H192V205H191ZM194 206H195V205H194ZM222 206H224V203L222 204ZM231 206H232V204H231ZM231 206H230V207H231ZM233 206H234V205H233ZM243 206H241V207H243ZM9 207H10V205H9ZM25 207H26V208H29V207H27V206H25ZM37 207H38V208H37ZM45 207H46V208H45ZM68 207H70V206H68ZM108 207H106V208H108ZM117 207H118V206H116L115 208H117ZM142 207H144V205H143ZM4 208H5V209H4ZM40 208H41V209H40ZM42 208H43V209L45 208V209H44V212H45V211L47 212V213L45 212V213L47 214L46 216H45V214L43 213V211H42L43 209H42ZM90 208H91V211H92V209H93V211H94L93 213H92V212L89 213V211L86 210V209L90 210ZM133 208H134V207H133ZM161 208H162V207H161ZM168 208H169V207H168ZM171 208H172V207H171ZM174 208H175V210H177V209H176V208H177L176 206H175ZM185 208H186V207H185ZM188 208H189V207H188ZM195 208H196V207H195ZM232 208H233V207H232ZM2 209H1V211H3ZM38 209H39V210H38ZM110 209H109V212H110ZM118 209L120 210V208H117V210H118ZM129 209H130V207H129ZM138 209H140V208H138ZM141 209H142V208H141ZM146 209H149V207L146 208ZM159 209H160V208H159ZM178 209H179V208H178ZM227 209H229V208H227ZM238 209H239V208H238ZM6 210H5V211H6ZM20 210H21V212H20ZM52 210H54V211H52ZM96 210H97V211H96ZM119 210H118V211H119ZM136 210H137V209H134V211H136ZM149 210H150V209H149ZM162 210H163V209H162ZM172 210H173V209H172ZM210 210H211V209H210ZM229 210H230V209H229ZM229 210H228V211H229ZM240 210H241V209H240ZM243 210H241V211H243ZM28 211H29L31 214L28 213ZM39 211H40V212L42 211V212H41V215H42V213H43L44 216L42 215L41 217H39V216H40V214H38V213H40ZM55 211H56V212H55ZM95 211L98 212V214L95 213ZM118 211H117V212H118ZM132 211H133V209H132ZM134 211H133V212H134ZM154 211H155V210H154ZM156 211H157V210H156ZM168 211H169V210H168ZM177 211H178V210H177ZM177 211H176V212H177ZM180 211H182V210L180 209ZM189 211H190V210H189ZM228 211H227V212H228ZM233 211H234V210H233ZM3 212H4V211H3ZM32 212H34V213L36 212V214L39 215V216L37 215L38 218L36 217V215H33V217L35 216L36 218L29 217L30 215L33 214ZM37 212H38V213H37ZM51 212H53V214H52ZM121 212H122V211H119V215H117V218L120 217V216H122V213H121ZM128 212H129V210L127 211V214H128ZM141 212H142V211H141ZM170 212H171V211H170ZM170 212H169V213H170ZM184 212H185V211H184ZM208 212H209V211H208ZM235 212H236V211H235ZM10 213H11V212H10ZM26 213H27V214H26ZM48 213L51 214L52 216L50 215L51 217H49V216H48ZM59 213H58V215H59ZM62 213H63V214H62ZM67 213H68V212H67ZM83 213H84V214H83ZM130 213H132V212H130ZM139 213H140V212H139ZM150 213H151V212H150ZM153 213H154V212H153ZM188 213H190V212H188V210H187V214H188ZM221 213H222V212H221ZM228 213H229V212H228ZM238 213H240V212H238ZM7 214H6V215H7ZM29 214H30V215H29ZM61 214H62V215H61ZM75 214H77V215H75ZM99 214H100V216H99ZM106 214H107V211H106ZM137 214H138V213H137ZM142 214H143V213H142ZM142 214H141V215H142ZM177 214H180V213L177 212ZM183 214H184V213H183ZM185 214H186V213H185ZM191 214H192V213H191ZM199 214H200V213H199ZM214 214H215V213H214ZM9 215H7V216L9 217ZM74 215H75V216H74ZM80 215H81V216H80ZM82 215H83V216H82ZM139 215H140V214H139ZM141 215H140V216H141ZM146 215H147V214H146ZM148 215H149V214H148ZM175 215H176V214H175ZM218 215H219V214H218ZM223 215H224V214H223ZM223 215H222V216H223ZM18 216H20V217H19L20 220H18ZM55 216H56V217H55ZM73 216L75 217V219H74ZM108 216H109V218H108ZM132 216H133V214H132ZM143 216H144V215H143ZM166 216H167V215H166ZM180 216H181V215H180ZM185 216H186V215H183V216H181V217H185ZM191 216H192V215H191ZM191 216H190V217H191ZM238 216H241V215L238 214ZM14 217H13V220H14ZM26 217L31 218L32 223H29L30 219H29V221H26V219L28 220V218H26ZM64 217H66V218H64ZM70 217H71V218H70ZM72 217H73V219H72ZM98 217H101V219H99ZM102 217H103L104 219H105V217H107L109 223L106 221V219H105L106 223H101V222L103 221V220H102ZM187 217H189V216H187ZM192 217H193V216H192ZM225 217H226V216H225ZM227 217L229 218V215H228ZM227 217H226L225 219H228ZM234 217H235V216H234ZM0 218H1V217H0ZM3 218H4V216H3ZM134 218H135V217H134ZM139 218H140V217H139ZM208 218H209V217H208ZM218 218H219V217H218ZM231 218H232V217H231ZM239 218H240V217H239ZM6 219H7V218H6ZM11 219H12V217H11ZM32 219H33V220H36V221H37V219H40V221L38 220L39 222L37 221V223H36V222L33 223V220H32ZM77 219H79L80 223L78 222ZM136 219H138V218H136ZM166 219H167V218H166ZM192 219H193V218H192ZM194 219H195V218H194ZM215 219H216V218H215ZM225 219H224V220H225ZM236 219H237V218H236ZM241 219H242V218H241ZM251 219H252V218H251ZM255 219H256V217H255ZM9 220H10V219H9ZM97 220H99V221L101 220V222H99V221H97ZM110 220L112 221V223H111ZM141 220H142V219H141ZM141 220H140V221H141ZM185 220H186V219H185ZM189 220H190V218H189ZM198 220H199V219H198ZM209 220H210V219H209ZM217 220H218V219H217ZM221 220H222V219H221ZM5 221H6V220H5ZM146 221H147V220H146ZM181 221H182V220H181ZM204 221H205V220H204ZM219 221H220V220H219ZM226 221H227V220H226ZM230 221H231V219H230ZM238 221H239V220H238ZM238 221H237V222H238ZM242 221H244V220L242 219ZM242 221H241V222H242ZM3 222H4V221H3ZM123 222H124V223H123ZM125 222H127L126 225H125ZM144 222H145V221H144ZM174 222H175V221H174ZM222 222H223V221H222ZM232 222H233V221H232ZM234 222H235V221H234ZM251 222L254 223V221H251ZM260 222H261V224H262V221H260ZM5 223H6V222H5ZM8 223H9V222H8ZM133 223H134V221H133ZM140 223H141V222H140ZM142 223H143V222H142ZM171 223H172V221H171ZM175 223H176V222H175ZM182 223H184V222H182ZM238 223H239V222H238ZM253 223H251V224L254 226ZM257 223H258V222H257ZM257 223H256V224H257ZM6 224H7V223H6ZM11 224H12V223H11ZM11 224H10V225H11ZM148 224H149V223H148ZM177 224H178V223H177ZM189 224H190V223H189ZM200 224H201V223H200ZM204 224H205V223H204ZM244 224H245V222H244ZM246 224H247V223H246ZM256 224H255V225H256ZM144 225H145V223H144ZM144 225H143V226H144ZM169 225H170V224H169ZM192 225H193V224H192ZM210 225H211V224H210ZM217 225H218V224H217ZM234 225H235V224H234ZM248 225H249V224H247V226H248ZM257 225H259V224H257ZM257 225H256V226H257ZM7 226H9V225H7ZM7 226H6V227H7ZM12 226H13V225H12ZM127 226H128V227H127ZM229 226H230V225H229ZM239 226H240V225H239ZM247 226H246V227H247ZM261 226H262V225H261ZM3 227H4V226H3ZM222 227H223V225H222ZM224 227H225V226H224ZM226 227H227V226H226ZM251 227H252V226H251ZM9 228H10V227H9ZM12 228H13V227H12ZM16 228H17V226H16ZM85 228H86V229H85ZM146 228H147V227H146ZM211 228H212V227H211ZM241 228H242V227H241ZM243 228L245 229L244 226H243ZM259 228H260V227H259ZM18 229H19V228H18ZM87 229H88V230H87ZM142 229H144V228H142ZM168 229H169V228H168ZM228 229H229V230L232 229V231H233V228H232V227H231V228L228 227ZM247 229H248V227H247ZM260 229H261V228H260ZM46 230H48L50 233H51V232L54 233L55 231L58 232V230H59L60 233H59L58 235H60L61 232L63 233V231H64V233H65V231H69L70 233H71V231H72V234L70 235L69 232H66L65 234H67V235H66V236H64L65 234L63 235V237H64L65 239H63V237L61 236L62 234L60 235L62 238L60 237L61 239H58L59 236H56V234H57L56 232H55L56 234L52 236V235H51L48 231H46ZM135 230H138V232L135 233ZM226 230H227V229H226ZM229 230H227V232H228ZM239 230H241V229H239ZM254 230H255V229H254ZM263 230H264V229H262V231H263ZM24 231H25V230H24ZM24 231H23V232H24ZM28 231H27V232H28ZM45 231H46L47 233H46ZM83 231H84V232H83ZM85 231H86L87 233H86ZM88 231H89V232H88ZM100 231H99V234H100ZM106 231H104V232H106ZM113 231H114V232H113ZM116 231H117V232H116ZM221 231H222V230H221ZM242 231H243V229H242ZM242 231H241V233H242ZM44 232L46 233V234H45V237H44V235H43ZM82 232H83V233H82ZM109 232H108V233H109ZM122 232H123V231H122ZM126 232H127V231H125V233H126ZM152 232H153V231H152ZM155 232H156V231H155ZM235 232H240V231H236V230H235ZM244 232H245V231H244ZM244 232H243V234L246 233V232H245V233H244ZM259 232H260V231H259ZM17 233H18V232H17ZM94 233H93V234H94ZM112 233H111V234H112ZM118 233H119V232H118ZM118 233H117V234H118ZM120 233H121V232H120ZM143 233H144V232H143ZM166 233H167V232H166ZM229 233H230V232H229ZM247 233H248V232H247ZM249 233H250V232H249ZM256 233H257V232H256ZM23 234H25V233H23ZM30 234H31V232H30ZM30 234H29V236H30ZM32 234H31V235H32ZM73 234H74V235H73ZM106 234H107V233H106ZM106 234H105V235H106ZM117 234H116V236H119V235H117ZM121 234H122V233H121ZM127 234H128V232H127ZM132 234H130V235H132ZM150 234H151V233H150ZM159 234H160V233H159ZM237 234H238V233H237ZM239 234H240V233H239ZM33 235H32V236H33ZM47 235H48V236H47ZM49 235H50V236H49ZM114 235H115V234H114ZM123 235H124V234H123ZM123 235H121V237H122ZM125 235H126V234H125ZM153 235H154V233L152 234V238L154 239ZM234 235H235V234H234ZM240 235H241V234H240ZM247 235H248V234H247ZM249 235H250V234H249ZM249 235L247 236L248 238H249ZM251 235H252V233H251ZM251 235H250V236H251ZM253 235H254V233H253ZM21 236H22V235H21ZM32 236H30V237H32ZM37 236H36V237H37ZM46 236H47V237H46ZM106 236H108V238H109L110 235H106ZM106 236H105V237H106ZM112 236H113V235H112ZM154 236H155V235H154ZM237 236H238V235H237ZM261 236H263V235H261ZM30 237H29V238H30ZM48 237H49V238H48ZM55 237H56L57 239H56ZM92 237H93V236H92ZM95 237H96V236H95ZM100 237H102V236L100 235ZM105 237H104V238H105ZM110 237H111V236H110ZM129 237H130V236H129ZM150 237H151V235H150ZM156 237H157V235H156ZM156 237H155V239H156ZM158 237H159V236H158ZM240 237H241V236H240ZM245 237H246V236H244V238H245ZM252 237H254V236H252ZM252 237H251V238H252ZM46 238H47V239H46ZM51 238H53V239H51ZM71 238H72V237H71ZM82 238H83V237H82ZM93 238H94V237H93ZM115 238H116V237H115ZM122 238H123V237H122ZM122 238H121V240H122ZM142 238H143V237H142ZM142 238H141V239H142ZM144 238H146V237H144ZM33 239H34V238H33ZM49 239H50L51 241H49ZM97 239H98V238H97ZM106 239H107V238H106ZM116 239H117V241H119V240H118V237H117ZM119 239H120V238H119ZM125 239H127V238L125 237ZM125 239H123L122 241H124ZM136 239H137V238H136ZM153 239H152V240H153ZM158 239H159V238H158ZM204 239H205V238H204ZM25 240H26V239H25ZM31 240H32V239H31ZM31 240H30V241H31ZM73 240H76V238L73 239ZM80 240H81L80 242H75V241H74V242L76 243V245H77V246H76L77 248H78V247H79V248H83V246H85V245L83 244L84 242H82V241H84L85 239H80ZM107 240H108V239H107ZM110 240L113 241L112 238H111ZM134 240H135V239H134ZM137 240H140V239H137ZM156 240H157V239H156ZM156 240H154V241H156ZM161 240H162V239H161ZM161 240H159V243H155V244H153L154 241L151 242L150 240H149V241L147 240L148 242H146V241L143 239V241H142V242H143V246L146 244V245H145V249H146V251H145L144 254H141L143 258L140 256L141 259H142L143 261H145V262H146V261H147V262L149 261L148 263H151V264H152V261L155 262V257H154V255L152 254V250H154L153 245H157V246L159 247V250L161 251V255H160V257L163 258V259L165 260V263H166V262H167L166 264L173 263V262H171V261H168L169 258H172V257H170L171 255H168V254L166 253L168 250H165L164 247H166V246H165V245L163 246V242H162ZM236 240H237V239H236ZM241 240H242V239H241ZM243 240H244V239H243ZM67 241H62V242H64V243H61V244H62V245H65V243H66ZM98 241H100V240H98ZM102 241H104V240H102ZM114 241H115V239H114ZM122 241H121V242H122ZM140 241H141V240H140ZM144 241H145V242H144ZM195 241H196V240H195ZM228 241H229V240H228ZM247 241L249 242V240H247ZM250 241H252V240H250ZM255 241H256V239H255ZM57 242H56V243H57ZM71 242H72V239H71ZM119 242H120V241H119ZM119 242H116V243H118V245H120L121 242H120V243H119ZM125 242H127V241H125ZM125 242H122V244L125 243ZM130 242H131V241H130ZM156 242H157V241H156ZM160 242H162V243L160 244ZM245 242H246V240H245ZM256 242H257V241H256ZM31 243H32V242H31ZM33 243H34V242H33ZM46 243H47V242H46ZM46 243H45V247H44V248L47 249L48 244H47V246H46ZM58 243H57V245L55 244L54 246H55V247L58 246ZM90 243H91V242H90ZM105 243H106V242H105ZM107 243H108V241H107ZM113 243H114V242H113ZM135 243H136V244H135V248H137V244H138V243L140 244V242H135ZM175 243H177V242H175ZM246 243H247V242H246ZM249 243H250V242H249ZM249 243H248V244H249ZM253 243H254V242H253ZM258 243H259V242H258ZM26 244H27V243H26ZM28 244H30L29 241H28ZM28 244H27V245H28ZM71 244H72V243H71ZM103 244H104V243H102V245H103ZM114 244H115V243H114ZM128 244H129V242H128ZM166 244H167V241H166ZM177 244H178V243H177ZM238 244H239V243H238ZM33 245H34V244H33ZM37 245H39V244H37ZM62 245H61V246H62ZM67 245H68V243H67ZM93 245H94V244H93ZM93 245H92V246H93ZM105 245H106V244H105ZM110 245H111V243H110ZM112 245H113V244H112ZM123 245H125V244H123ZM123 245H122V247H121V246H115V247H113V251L111 252V253L113 254V257L111 256L112 254H109V251H110L112 248H111V249L109 248L110 250H108V255H110V256L112 257V259H113V261H114L113 263H114V264H139V263L141 264V259H140L139 257L137 258L138 255L136 256V254H135L136 252H135V251H134L135 253H133V252L130 251L131 254H130V253H127L128 255L124 254V252L122 251L123 249H121V248H123ZM126 245H127V244H126ZM130 245L132 246L133 244H130ZM168 245H169V244H168ZM227 245H228V244H227ZM244 245H245V244H244ZM251 245H252V244H251ZM54 246H53V247H54ZM97 246H98V245H97ZM103 246H104V245H103ZM128 246H129V245H128ZM131 246H130V248H132V247L134 248V246H132V247H131ZM157 246H156L155 248H158ZM246 246H247V245H246ZM38 247H40V246H38ZM42 247H43V245H42ZM50 247H51V245H50ZM55 247H54V248H55ZM59 247H60V246H59ZM73 247H74V246H73ZM146 247H147V248H146ZM170 247H171V246H170ZM225 247H226V246H225ZM249 247H250V245H249ZM253 247H254V245H253ZM65 248H66V247H65ZM71 248H72V247H71ZM92 248H94V246H93ZM97 248H98V247H97ZM103 248H104V249H102V248L100 247V250L102 249V253H103V250L108 249V248H105V247H103ZM135 248H134V249H135ZM152 248H153V249H152ZM37 249H38V248H37ZM50 249H51V248H49V250H50ZM67 249H70V248L67 247ZM94 249H95V248H94ZM141 249H142V248H141ZM145 249H144V250H145ZM151 249H152V250H151ZM246 249H247V248H246ZM39 250H40V249H39ZM42 250H44V249H42ZM58 250H59V249H58ZM74 250L77 251L76 249H74ZM78 250H79V249H78ZM249 250H250V248H249ZM59 251H61V250H59ZM132 251H133V250H132ZM154 251H155V250H154ZM251 251H252V250H251ZM46 252H47V251H46ZM57 252H58V251H57ZM67 252H68V251H67ZM71 252H72V251H71ZM94 252H95V251H94ZM203 252H204V251H203ZM249 252H250V251H248V253H249ZM252 252H253V251H252ZM40 253H41V252H40ZM77 253H78V252H77ZM96 253H97V254H100V253H98V252H96ZM104 253L107 254L105 251H104ZM104 253H103V254H104ZM204 253H205V252H204ZM208 253H209V252H208ZM46 254H47V253H46ZM46 254H45V256H46ZM71 254H72V253H71ZM73 254H74V253H73ZM78 254H79V253H78ZM105 254H104V255H105ZM43 255H44V254H43ZM59 255H60V254H59ZM59 255H57V256H59ZM61 255H62V254H61ZM69 255H70V254H69ZM84 255H85V254H84ZM93 255H94V254H93ZM108 255H107V256H108ZM167 255H168V256H167ZM77 256H78V255H77ZM187 256H188V255H187ZM208 256H209V255H208ZM246 256H247V255H246ZM78 257H80V255H79ZM93 257H95V255H94ZM97 257H98V256H97ZM111 257H109L110 259L108 258V259L110 260L108 263H110V262L112 263V261H111ZM157 257H158V256H157ZM202 257H203V256H202ZM249 257H250V256H249ZM249 257H248V258H249ZM252 257H253V255H252ZM53 258H54V257H53ZM68 258H69V257H68ZM75 258H76V257H75ZM87 258H89V256H88ZM158 258H159V257H158ZM166 258H167L168 260H167ZM72 259H73V257H72ZM99 259H100V258H99ZM106 259H107V258H105V260H106ZM163 259H162V262H164ZM187 259H188V258H187ZM249 259H250V258H249ZM86 260H88V259H86ZM89 260H90V258H89ZM93 260H95V259H93ZM97 260H98V259H97ZM156 260H157V259H156ZM175 260H176V259H175ZM219 260H220V257H219ZM65 261H66V260H65ZM69 261H71V260H69ZM80 261H81V260H80ZM80 261H79V262H80ZM83 261H84V260H83ZM98 261H99V260H98ZM103 261H104V260H103ZM103 261H102V262H103ZM107 261H108V260H107ZM158 261H159V260H158ZM172 261H173V260H172ZM187 261H188V260H187ZM214 261H215V260H214ZM220 261H221V260H220ZM245 261H246V260H245ZM71 262H72V264H73V261H71ZM102 262H101V260H100V263H101V264H102ZM168 262H169V263H168ZM248 262H249V261H248ZM248 262H247V263H248ZM83 263H84V262H83ZM83 263H82V264H83ZM91 263L93 264V261H91ZM181 263H182V262H181ZM64 264H65V263H64ZM67 264H68V263H67ZM69 264H70V263H69ZM74 264H75V262H74ZM96 264H97V263H96ZM104 264H106V263H104ZM145 264H146V263H145ZM155 264H156V263H155ZM177 264H178V263H177ZM248 264H249V263H248Z\"/></svg>",
  "mask_w": 264,
  "mask_h": 264
}]
</instances>
